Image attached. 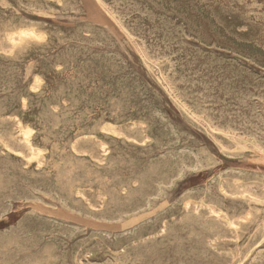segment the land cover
Segmentation results:
<instances>
[{
  "label": "rangeland",
  "instance_id": "obj_1",
  "mask_svg": "<svg viewBox=\"0 0 264 264\" xmlns=\"http://www.w3.org/2000/svg\"><path fill=\"white\" fill-rule=\"evenodd\" d=\"M0 47L10 27L34 29L11 57L0 55V262L2 264H263L264 263V0H0ZM28 1V2H27ZM61 1V2H60ZM119 1V2H118ZM155 3H154V2ZM158 1V2H157ZM160 1V2H159ZM163 1V2H161ZM172 1V3H171ZM200 1V2H199ZM210 3H209V2ZM255 1V2H253ZM7 2V3H5ZM16 2V3H15ZM22 3V6L20 3ZM27 2V3H26ZM65 2V3H64ZM69 2V3H68ZM75 2V3H74ZM78 2V4H77ZM117 2V3H116ZM149 2V3H148ZM157 2V3H156ZM219 2V4H218ZM224 2V4H223ZM246 2V3H245ZM5 3V4H4ZM18 3V4H17ZM26 3V4H25ZM34 3V4H33ZM42 3V4H41ZM45 5H44V4ZM55 3V4H54ZM67 3V4H66ZM73 3V4H72ZM104 3V4H103ZM113 3V4H110ZM140 3V4H137ZM152 3V4H151ZM164 3V4H163ZM171 3V4H170ZM209 3V4H208ZM237 3V4H236ZM244 3V4H243ZM249 3V4H248ZM17 4V5H16ZM28 4V5H27ZM57 4V5H56ZM69 4V5H68ZM77 4V5H76ZM159 4V5H157ZM175 4V7H174ZM199 4V5H198ZM241 4V6H240ZM20 5V6H19ZM33 5V7H32ZM64 5V6H63ZM68 5V7H67ZM74 5V7H73ZM80 5V6H79ZM133 5V6H132ZM149 5V6H148ZM157 5V6H156ZM188 5V6H187ZM202 5V6H201ZM252 5V6H251ZM12 6V7H11ZM27 6V7H26ZM40 6L44 8H40ZM60 6L59 8H57ZM63 6V7H62ZM71 6V7H70ZM78 6V7H76ZM155 6V7H154ZM160 8H159V7ZM194 6V7H193ZM245 6V7H244ZM10 7V8H9ZM22 7V8H21ZM33 10H29V8ZM55 10H53V8ZM65 7V8H64ZM113 7L114 9H112ZM142 7V8H141ZM221 9H220V8ZM254 8L252 10V8ZM259 7V8H258ZM12 8V9H11ZM21 8V9H20ZM26 8V9H25ZM38 8V11H37ZM47 8V9H46ZM118 8V9H117ZM145 8V9H144ZM158 8V9H157ZM162 8V9H161ZM166 8V9H165ZM179 10H178V9ZM244 8L246 10H244ZM15 9V10H14ZM41 9V10H40ZM45 9V10H44ZM73 9V10H72ZM76 9V11H75ZM117 9V10H116ZM169 9V10H168ZM186 9V10H185ZM196 9V10H195ZM213 9V13H212ZM225 9V10H224ZM237 9V10H236ZM14 10V11H13ZM47 10V11H46ZM50 10V11H49ZM63 10V11H61ZM70 10V11H69ZM80 10V11H79ZM150 10V11H148ZM161 10V11H158ZM164 10V11H163ZM194 10V11H193ZM244 10V11H243ZM8 11V12H7ZM13 11V12H12ZM16 11V12H15ZM27 11V12H26ZM29 11V12H28ZM36 13H34V12ZM59 11V12H58ZM69 13H68V12ZM74 11V12H73ZM83 11V12H82ZM115 11V12H113ZM143 11V13H142ZM152 11V12H151ZM156 11V12H155ZM158 11V12H157ZM197 11V12H196ZM219 11V12H218ZM223 14H222V12ZM235 11V13H234ZM237 11V12H236ZM7 12V13H6ZM12 12V13H11ZM31 12V14H30ZM43 12L44 15H41ZM48 12V13H46ZM52 12V13H51ZM56 12V13H54ZM58 12V13H57ZM80 12H82L80 14ZM140 12V13H139ZM166 12V13H165ZM174 12V13H173ZM178 12V13H177ZM216 12V13H215ZM232 14H231V13ZM11 13V14H10ZM14 13V14H13ZM17 13L19 15H17ZM109 13V14H108ZM116 13V14H115ZM122 13V14H120ZM133 13V15H132ZM161 13V14H160ZM176 13V14H175ZM190 13V14H189ZM192 13V14H191ZM201 13V14H200ZM220 13V14H219ZM226 13V14H225ZM229 13V14H228ZM5 14V15H3ZM38 14V15H37ZM57 14V15H56ZM60 14V15H59ZM114 14V15H113ZM126 14V15H125ZM136 14V15H135ZM145 14V15H144ZM153 14V15H152ZM163 14V15H162ZM167 14V15H166ZM186 14V15H185ZM194 14V16H193ZM200 14V15H199ZM203 14V15H202ZM215 14V16H214ZM245 14V15H244ZM263 14V15H262ZM2 15V16H1ZM15 15V16H12ZM50 15V17H49ZM70 17H69V16ZM120 17L118 18L116 17ZM119 15V16H118ZM123 17H122V16ZM132 17H131V16ZM147 15V16H146ZM175 15V16H174ZM177 15V16H176ZM232 15V16H230ZM234 15V16H233ZM244 15V16H243ZM253 15V16H252ZM255 15V16H254ZM258 15V17L256 16ZM7 16V17H6ZM75 16V17H74ZM137 16V17H136ZM143 18H142V17ZM157 16V17H156ZM184 16V17H182ZM191 16V17H190ZM198 16V17H197ZM212 16V17H211ZM252 16V17H251ZM262 16V17H261ZM11 17V19H10ZM75 19H74V18ZM109 17V18H108ZM139 17V18H138ZM156 17V18H155ZM180 17V18H179ZM182 17V18H181ZM215 17V18H214ZM224 17V18H222ZM239 17V19H238ZM243 17V19H242ZM255 17V18H254ZM13 18V19H12ZM14 18H17V20ZM20 18V20H18ZM61 18V19H60ZM132 18V19H131ZM160 18V19H159ZM166 19L164 20V19ZM194 20H192V19ZM222 18V19H221ZM246 18V19H245ZM23 19V20H22ZM56 19V20H55ZM127 19V20H126ZM139 19V21H137ZM145 19V20H144ZM158 20V22L156 21ZM183 19V20H182ZM186 19V21H185ZM190 19V20H189ZM218 19V20H217ZM237 19V20H236ZM263 19V20H262ZM3 21V23L1 22ZM10 20V22H8ZM29 20V21H28ZM123 20V21H121ZM147 20V21H146ZM160 20V21H159ZM213 20V21H212ZM219 20L225 23L219 22ZM239 20V21H238ZM8 23H7V22ZM26 23H22V22ZM55 21V22H54ZM136 21V22H134ZM156 21V22H155ZM184 21V22H183ZM218 21V22H217ZM244 23H243V22ZM263 21V22H262ZM5 27H4V23ZM13 22V23H12ZM19 22V23H18ZM31 22V24H30ZM113 22V23H112ZM123 22V24H122ZM143 22V23H142ZM155 22V23H154ZM167 22V23H166ZM173 22V23H172ZM175 22V23H174ZM182 24H181V23ZM186 22V23H185ZM192 22V23H191ZM2 23V24H1ZM18 25H17V24ZM34 23V24H33ZM36 23V24H35ZM135 23V24H134ZM141 23V24H139ZM149 23V24H148ZM203 23V24H202ZM206 23V24H204ZM210 23V24H209ZM218 23V24H217ZM249 23V24H248ZM25 24V25H24ZM41 24V25H40ZM93 24V25H92ZM125 24V25H124ZM144 24V25H143ZM215 24V25H214ZM224 24V25H223ZM243 24V25H242ZM246 24V25H245ZM253 24V25H251ZM8 25V26H7ZM20 25V27H18ZM153 25V26H152ZM155 25V26H154ZM174 25V26H173ZM195 25V26H194ZM223 25V26H222ZM235 25V26H234ZM249 25V26H248ZM4 28H3V27ZM7 26V27H6ZM28 26V27H27ZM35 26V27H34ZM43 26V27H41ZM45 26V27H44ZM125 26V27H124ZM145 26V27H143ZM183 26V27H182ZM193 26V27H192ZM222 26V27H221ZM27 27V28H26ZM33 27V28H32ZM56 29H55V28ZM80 29H77V28ZM84 27V28H82ZM94 29H92V28ZM117 27V28H116ZM137 27V29L135 28ZM158 27V28H157ZM205 27V28H204ZM229 29H227V28ZM234 27V28H232ZM237 27V28H236ZM251 27V28H250ZM258 27V28H256ZM261 27V28H260ZM53 28V30H52ZM73 28V29H72ZM75 28V29H74ZM142 28V29H141ZM191 28V29H190ZM199 28V29H198ZM219 28V29H218ZM226 28L227 30H225ZM13 29V28H12ZM11 29V30H12ZM82 29V30H81ZM135 29V31H134ZM154 29V30H153ZM160 29V30H157ZM172 29V30H171ZM173 29H175L173 31ZM180 29V30H178ZM234 29V30H233ZM242 29V30H241ZM256 29V31H255ZM262 29V30H260ZM10 30V31H11ZM57 30V31H56ZM62 30L65 32L63 33ZM73 32H72V31ZM79 30V31H78ZM81 30V32H80ZM85 33H84V31ZM89 30V31H88ZM151 30V31H150ZM201 30V31H200ZM230 30V31H229ZM245 30V31H244ZM5 31V32H4ZM49 31V32H48ZM88 31V32H87ZM91 31V32H90ZM97 31V32H95ZM123 33L121 34L120 33ZM139 31V32H138ZM146 31V32H145ZM155 31V32H154ZM183 33H181V32ZM192 33H191V32ZM194 31V32H193ZM205 31V32H204ZM218 31V32H217ZM226 31V32H225ZM233 31V32H232ZM240 31V32H239ZM56 32V33H54ZM58 32V34H57ZM76 32V33H75ZM78 32V33H77ZM83 32V33H82ZM134 36H133V34ZM154 32V33H153ZM176 35H174L175 33ZM199 34H197V33ZM202 32V33H201ZM212 32V33H211ZM216 32V33H215ZM224 32V33H222ZM236 32V33H235ZM242 32V33H241ZM245 33V35L243 34ZM255 32V33H254ZM2 33V34H1ZM63 33V34H62ZM69 33V34H68ZM75 33V34H74ZM80 33V35H79ZM97 33V34H96ZM139 33V34H137ZM144 33V34H143ZM149 33V34H148ZM156 33V34H155ZM174 33V34H172ZM206 33V34H205ZM240 33V34H239ZM252 33V34H251ZM260 35H259V34ZM35 34V33H34ZM57 34V35H56ZM61 34V35H60ZM71 34V35H70ZM78 34V35H77ZM102 34V35H101ZM210 34V35H209ZM218 36H216V35ZM238 34V35H237ZM59 35V36H58ZM64 37H63V36ZM108 35V36H107ZM132 35V36H131ZM136 35V36H135ZM142 35V38H141ZM144 35V36H143ZM179 35V36H178ZM186 35V36H185ZM195 35V36H194ZM199 35V38H198ZM204 35V36H203ZM223 35V36H222ZM233 35V36H232ZM243 35V36H242ZM262 35V36H261ZM57 36V37H56ZM62 36V37H60ZM67 38H66V37ZM83 36V37H82ZM86 36V37H85ZM101 36V37H100ZM108 38H107V37ZM147 36V37H146ZM150 36V37H149ZM152 36V38H151ZM161 36V37H160ZM184 38H183V37ZM207 36V37H206ZM220 36V37H219ZM236 36V38L234 37ZM249 38H247V37ZM260 36V37H259ZM73 39H71V38ZM79 37V38H78ZM90 37V38H89ZM133 37V38H132ZM138 39H137V38ZM165 37V38H164ZM179 37V38H178ZM211 37V38H210ZM228 39H227V38ZM244 37V39H243ZM262 37V38H261ZM52 38V39H51ZM62 38V39H60ZM86 38V39H85ZM89 38V39H88ZM104 38V39H103ZM106 38V40H105ZM111 42H110V39ZM136 38V39H135ZM174 38V39H173ZM193 38V39H192ZM198 38V39H197ZM207 38V39H206ZM219 38V39H218ZM234 38V40H233ZM60 39V40H59ZM80 39V40H79ZM88 39V40H87ZM173 39V40H172ZM186 39V40H183ZM192 39V40H191ZM202 39V40H201ZM206 39V40H205ZM210 39V40H209ZM223 39V40H222ZM248 39V40H247ZM57 40V41H54ZM66 40H68L66 42ZM72 40V41H71ZM76 40V41H74ZM94 40V41H93ZM143 40V41H142ZM148 40V41H147ZM151 40V41H149ZM179 40H182L179 42ZM188 40V41H187ZM200 40V41H199ZM221 40V41H220ZM232 40V41H231ZM252 40V41H251ZM253 40H256L253 42ZM259 40V41H258ZM49 41V42H48ZM60 41V42H58ZM71 41V42H70ZM79 41V42H78ZM87 41V42H86ZM142 41V43L138 42ZM146 41V42H144ZM167 41V42H166ZM210 41V42H209ZM223 41V42H222ZM238 41V42H237ZM241 41V42H240ZM247 41V42H244ZM258 41V42H257ZM56 45H55V43ZM89 42V43H88ZM110 42V43H108ZM124 42V43H123ZM152 42V43H151ZM156 42V43H155ZM178 42V43H177ZM206 42V43H204ZM54 43V44H53ZM63 43V44H62ZM65 43V44H64ZM83 43V45H82ZM95 43V45H94ZM107 43V44H106ZM119 43V44H118ZM151 43V44H150ZM155 43V44H154ZM174 43L175 46H174ZM211 43V44H209ZM216 43V44H215ZM222 43V44H221ZM254 43V44H252ZM68 46H67V45ZM74 44V45H73ZM88 44V46H86ZM91 44V45H90ZM93 44V46H92ZM101 44V45H100ZM103 44V45H102ZM105 44V45H104ZM114 44V45H113ZM149 46H148V45ZM208 44V45H207ZM225 44V45H224ZM263 44V45H262ZM51 45V46H50ZM53 45V48H52ZM62 45V47H61ZM66 45V47H64ZM100 45V46H99ZM117 45V46H116ZM145 45V47H144ZM161 45V46H160ZM214 45V46H213ZM237 45V46H236ZM246 45V46H245ZM59 46V47H58ZM75 46V48L73 47ZM90 46V47H89ZM151 46V47H150ZM166 46V48H165ZM170 46V47H169ZM172 46V47H171ZM243 46V48H242ZM48 47V48H47ZM50 47V48H49ZM55 47V48H54ZM57 47V48H56ZM72 47V48H71ZM81 47V48H80ZM83 47V49H82ZM103 47V50H102ZM111 47V48H110ZM133 47V49H132ZM144 47V48H143ZM148 47V48H147ZM213 47V48H212ZM223 47V48H222ZM236 47V48H234ZM245 47V48H244ZM253 47V48H251ZM255 47V48H254ZM43 48V49H42ZM52 48V49H51ZM63 51H62V49ZM87 48L89 49L86 50ZM107 48V49H106ZM156 48V49H155ZM160 48V49H159ZM171 48V50H170ZM182 48V49H181ZM186 48V49H184ZM191 48V49H190ZM199 50H198V49ZM211 48V49H210ZM234 48V49H233ZM247 48V49H246ZM42 49V51H41ZM45 49V50H44ZM47 49V50H46ZM69 49V50H68ZM80 49V50H79ZM109 52H107L106 50ZM146 49V51H145ZM149 49V50H148ZM165 49V50H164ZM188 49V50H187ZM193 49V50H192ZM213 49V50H212ZM218 49V50H217ZM223 49V50H222ZM228 49V50H227ZM239 49V51H238ZM255 49H257L255 51ZM66 50V52H65ZM79 50V51H78ZM86 50V52L84 51ZM110 50V51H109ZM135 50V51H134ZM139 50V51H138ZM184 50V51H183ZM187 50V51H186ZM190 50V51H189ZM259 50V51H258ZM45 53H44V52ZM55 51V52H54ZM61 51V52H60ZM77 51V52H76ZM99 51V52H98ZM104 51V53H103ZM112 51V53H111ZM151 51V52H150ZM156 51V52H155ZM161 51V52H160ZM175 51V52H174ZM177 51V52H176ZM186 51V54H185ZM201 51V52H200ZM244 51V52H242ZM247 51V52H246ZM36 52V53H35ZM42 52V53H41ZM48 52V53H47ZM60 54H59V53ZM79 52V53H78ZM89 52V53H88ZM98 52V53H97ZM117 52V54H115ZM125 52V53H124ZM131 52V53H130ZM253 52V53H252ZM258 52V53H257ZM33 53V54H32ZM41 53V54H40ZM56 53V54H55ZM63 53H65L63 55ZM91 53V54H90ZM128 53V54H127ZM148 57H147V55ZM149 53V54H148ZM153 53V54H152ZM165 53V54H164ZM174 53V54H172ZM194 53V54H193ZM201 53V54H200ZM229 53V54H228ZM235 53V54H234ZM240 53V54H239ZM19 54V55H18ZM28 54V55H27ZM31 54V55H29ZM39 54V55H38ZM45 54V56H43ZM71 56H70V55ZM75 54V55H74ZM89 54V55H88ZM97 54V56H96ZM129 56H127V55ZM157 54V56H156ZM162 54V55H161ZM179 54V56H178ZM205 54V55H204ZM214 56H212V55ZM247 54V55H246ZM35 55V56H34ZM41 55V56H40ZM47 55V56H46ZM54 55V56H53ZM69 55V56H68ZM73 55V57H72ZM91 55V56H90ZM111 55V56H110ZM113 55V56H112ZM152 55V56H151ZM169 55V56H168ZM181 55V56H180ZM189 55V56H188ZM202 55V56H201ZM242 55V56H241ZM259 55V56H258ZM261 55V56H260ZM20 56V57H19ZM29 56V57H28ZM31 56V57H30ZM37 56H39L37 58ZM53 56V59H51ZM56 56V58H55ZM93 56V57H92ZM96 56V57H95ZM115 56V57H114ZM143 56V57H142ZM155 56V57H154ZM186 56V57H185ZM189 58H188V57ZM197 56V57H196ZM205 56V57H204ZM244 56V57H243ZM252 56V57H251ZM45 57V58H44ZM67 57V58H66ZM77 57V58H76ZM79 57V58H78ZM100 57V58H99ZM109 57V58H108ZM119 57V59H118ZM151 57V58H150ZM153 57V58H152ZM241 57V58H239ZM254 57V58H253ZM259 57V58H258ZM5 58V59H4ZM39 58H42L39 60ZM51 60H50V59ZM59 58V59H58ZM61 58V60H60ZM64 58V60H63ZM104 58V59H103ZM113 58V59H112ZM121 58V59H120ZM123 58V59H122ZM140 58V59H139ZM185 58V59H184ZM191 58V60H190ZM197 58V59H196ZM201 58V59H200ZM221 58V59H220ZM4 59V60H3ZM9 59L8 61H6ZM19 60V62L17 61ZM23 59V60H21ZM48 59V60H47ZM71 59V60H70ZM110 59V60H109ZM155 61L151 62L150 60ZM166 59V62H165ZM179 59V60H178ZM182 59V60H181ZM205 61L203 62V60ZM214 59V60H213ZM254 59V60H252ZM2 60V61H1ZM12 60V61H11ZM31 60V61H30ZM36 60V61H35ZM58 60V61H57ZM72 65H71V61ZM114 60V61H113ZM117 60V61H116ZM121 62H120V61ZM163 60V62H162ZM170 60V61H169ZM174 60V61H173ZM224 60V61H223ZM252 60V61H251ZM4 61V62H3ZM12 64H14L12 66ZM33 61V62H32ZM54 61V63H53ZM58 62L56 64V62ZM61 61V62H60ZM64 61V62H63ZM119 61V62H118ZM124 61V62H123ZM140 61V64H139ZM168 61V62H167ZM215 63H214V62ZM8 62V63H5ZM10 62V65H9ZM16 62V63H15ZM29 62V63H28ZM69 62V63H68ZM126 62V63H125ZM128 62V63H127ZM177 62V63H176ZM199 62V63H198ZM225 62V63H224ZM231 62V64H230ZM234 62V63H233ZM261 62V63H260ZM20 63V64H19ZM22 63V64H21ZM33 68L31 69L30 67ZM121 63V64H120ZM176 63V64H175ZM179 63V64H178ZM196 63L198 65H196ZM202 63V64H201ZM247 63V64H246ZM61 64V65H60ZM76 64V65H75ZM123 64V65H122ZM149 64V67H148ZM170 64V65H169ZM175 64V65H174ZM207 64V65H206ZM254 64V65H253ZM31 65V66H29ZM35 65V66H34ZM54 65V67H53ZM56 65V66H55ZM68 65V66H67ZM79 65V66H78ZM174 65V66H173ZM196 65V66H195ZM215 65V66H214ZM225 65V66H224ZM229 65V66H228ZM235 65V66H234ZM11 66V67H10ZM29 66V67H28ZM38 66V67H37ZM58 66V68H57ZM60 66V67H59ZM67 68H66V67ZM125 66V67H124ZM147 69H145V67ZM193 68H192V67ZM200 66V67H199ZM202 66V67H201ZM204 66V67H203ZM233 66V67H232ZM16 67V68H15ZM28 67V68H27ZM50 67V69H49ZM53 67V68H52ZM56 67V68H55ZM116 67V68H115ZM123 67V68H122ZM127 67V70H126ZM152 67V68H151ZM174 67V68H173ZM195 67V68H194ZM208 67V68H207ZM227 67V68H226ZM230 67V68H229ZM13 68V69H12ZM35 68V69H34ZM61 68V69H59ZM113 68V69H112ZM156 68V69H155ZM171 68V69H170ZM180 68V69H179ZM233 68V69H232ZM240 68V69H239ZM12 69V70H11ZM116 69V70H115ZM127 73H126V71ZM173 73H171V71ZM185 69V70H184ZM204 69V70H203ZM211 69V71H210ZM228 69V70H227ZM8 70V71H7ZM28 70V71H27ZM35 70V71H33ZM63 70V71H62ZM83 70V71H82ZM100 70V71H99ZM133 70V71H132ZM147 70H149L147 72ZM160 72V75L158 74ZM169 70V71H168ZM182 70V71H181ZM188 70V72H187ZM192 72H191V71ZM220 70V71H219ZM237 70V71H236ZM240 70V71H239ZM245 73H244V71ZM247 70V71H246ZM62 71V72H60ZM67 71V72H66ZM89 71V72H88ZM92 71V72H91ZM199 71V72H198ZM209 71V72H208ZM214 71V72H213ZM229 71V72H228ZM236 71V72H235ZM5 72V73H4ZM50 72V73H49ZM71 72V73H68ZM115 72V73H114ZM122 72V74H121ZM158 72V73H157ZM176 72V73H175ZM233 72V73H232ZM247 72V73H246ZM27 73V75H25ZM58 73V74H55ZM61 73V74H59ZM63 73V74H62ZM84 73V74H83ZM120 73V74H119ZM151 73V74H150ZM157 73V74H156ZM167 73H171L170 76ZM175 73V74H174ZM182 73V74H181ZM209 73V74H208ZM213 73V74H212ZM227 73V74H226ZM48 74V75H47ZM146 74V75H145ZM166 74V76H165ZM201 74V75H200ZM230 74V75H229ZM238 74V75H237ZM244 74V75H243ZM34 75V76H33ZM36 75V77H35ZM67 75V76H65ZM113 75L112 77H110ZM117 75V76H116ZM190 75V76H189ZM197 78H196V76ZM208 75V76H207ZM210 75V77H209ZM217 75V76H216ZM223 75V76H222ZM227 75V76H226ZM236 75V76H235ZM241 75V76H240ZM247 75V76H246ZM254 75V77H252ZM14 76V77H13ZM27 76V77H26ZM79 76V77H78ZM84 76V77H83ZM180 76V77H179ZM215 76V77H214ZM233 76V77H232ZM251 76V77H250ZM23 77V78H22ZM35 77V78H34ZM41 77V78H39ZM54 80H53V78ZM98 77V78H97ZM128 77V78H127ZM140 77V78H139ZM161 77V78H160ZM182 77V78H181ZM195 77L196 79H193ZM206 77V78H205ZM223 77V79H222ZM237 77V78H236ZM240 77V78H238ZM249 77V78H248ZM257 77V78H256ZM19 78V79H18ZM28 78V80H26ZM39 78V79H38ZM58 78V79H57ZM64 78V79H63ZM72 78V79H71ZM119 78V79H118ZM172 78V79H170ZM175 78V79H173ZM201 78V79H200ZM231 78V79H230ZM34 79V80H33ZM41 79V80H40ZM47 79V80H46ZM162 79V80H161ZM170 79V80H169ZM178 79V80H177ZM192 79V80H191ZM214 79V80H213ZM237 79V80H236ZM249 79V80H248ZM255 79V80H254ZM36 80V81H35ZM45 80V82H44ZM52 80V81H51ZM64 80V81H61ZM73 80V81H72ZM117 80V82H116ZM122 80V81H121ZM130 80V81H129ZM139 80V81H138ZM156 80V81H155ZM159 80V81H158ZM168 80V81H167ZM187 80V81H186ZM216 80V82H215ZM226 80V81H225ZM6 81V82H5ZM26 81V83H25ZM34 81V83H33ZM39 81V82H37ZM161 81V82H160ZM174 81V82H173ZM185 81V82H183ZM199 81V82H198ZM204 81V82H203ZM209 81V82H208ZM222 83H221V82ZM230 81V82H229ZM234 81V82H233ZM241 81V82H240ZM244 81V82H243ZM50 82V83H49ZM53 82V83H52ZM119 82V83H118ZM124 82V83H123ZM171 82V83H169ZM188 82V83H187ZM191 82V84H190ZM197 84H196V83ZM210 82H212L210 84ZM221 84H220V83ZM228 82V83H227ZM233 82V83H232ZM240 82V84H238ZM39 83V84H38ZM46 83V85H45ZM66 86H65V84ZM74 83V84H73ZM96 83V84H95ZM126 83V85H125ZM165 83V85H164ZM202 83V84H201ZM216 83V84H215ZM219 83V84H218ZM232 83V84H231ZM235 83V84H234ZM246 83V84H245ZM255 83V86L254 84ZM8 84V85H7ZM23 84V87H22ZM32 86H30V85ZM49 86H48V85ZM141 84V85H140ZM159 84V85H158ZM171 87H170V85ZM176 84V85H175ZM182 86H181V85ZM186 84V85H185ZM198 86H196V85ZM205 84V86H204ZM212 87H210L209 85ZM225 84V85H224ZM227 84V85H226ZM253 84V85H251ZM12 85V86H11ZM25 85V86H24ZM62 85V87H61ZM100 85V86H99ZM102 85V86H101ZM119 85V86H118ZM123 85V86H122ZM175 85V86H174ZM184 85L186 86L184 88ZM214 85V86H213ZM234 87H233V86ZM239 85V89H238ZM263 85V88H262ZM16 86V87H15ZM56 86V87H55ZM143 86V87H141ZM190 86V87H189ZM195 86V87H194ZM222 86V87H221ZM227 86V88L225 87ZM246 86L247 89H246ZM251 86V87H250ZM21 87V88H20ZM66 87V88H65ZM73 87V88H72ZM149 87V88H148ZM162 87V89H161ZM183 87V88H182ZM216 87V88H215ZM230 87V88H229ZM232 87V88H231ZM245 87V88H244ZM4 88V89H3ZM20 88V89H19ZM133 88V89H132ZM142 88V90H141ZM167 88V89H165ZM178 88V89H176ZM191 88V89H189ZM195 88V89H194ZM202 88V89H200ZM204 88V90H203ZM218 88V90H217ZM257 88V89H256ZM258 88H262L258 90ZM9 89V90H8ZM32 91H30V90ZM62 89V90H61ZM68 89V90H67ZM74 89V90H73ZM77 89V90H75ZM140 89V90H139ZM177 90L178 94L176 91ZM181 89L184 91H181ZM189 89V90H186ZM194 89V91H193ZM207 89V90H206ZM213 89V91H212ZM224 91H223V90ZM230 89V90H229ZM234 89V90H233ZM4 90V91H3ZM13 90V91H12ZM35 90V91H34ZM43 90V91H42ZM64 90V91H63ZM95 90V91H94ZM111 90V91H110ZM203 90V91H202ZM228 90V92H227ZM240 90V91H239ZM29 91V92H28ZM68 91V93H67ZM81 91V92H80ZM104 91V92H103ZM126 91V92H124ZM141 91V92H140ZM146 91V92H145ZM185 91H188L185 92ZM190 91V92H189ZM207 91V92H205ZM209 91V92H208ZM215 91V92H214ZM237 91V92H236ZM255 91V92H254ZM9 92V93H8ZM16 94H15V93ZM18 92V93H17ZM28 94H27V93ZM35 92V93H34ZM61 92V93H60ZM89 92V93H88ZM153 92V94H151ZM155 92V93H154ZM165 92V93H164ZM171 92V93H170ZM176 92V93H175ZM216 94H214V93ZM221 92V93H220ZM226 92V93H225ZM248 92V93H247ZM5 95H4V94ZM41 93V94H39ZM62 93H64L62 95ZM87 93V94H86ZM111 93V94H110ZM143 95H142V94ZM202 93V96L201 94ZM207 93V94H206ZM211 93L210 95H208ZM219 93V95H218ZM224 93V94H223ZM258 93V94H257ZM23 94V95H22ZM90 94V95H89ZM94 94V95H93ZM138 94V95H136ZM157 94V96H156ZM165 94V95H164ZM172 94V95H171ZM183 97H182V95ZM193 94V96L191 95ZM196 94V95H195ZM198 94V95H197ZM214 94V96L212 95ZM234 94V95H233ZM239 94V95H238ZM248 94V95H247ZM251 94V95H250ZM14 95V96H12ZM18 95V96H17ZM21 95V96H20ZM27 95V96H26ZM30 95V96H29ZM58 95H60L58 97ZM74 95V96H73ZM98 95V96H97ZM110 95V96H108ZM112 95V96H111ZM169 97H168V96ZM179 95V96H178ZM181 95V97H180ZM195 95V97H194ZM200 95V96H199ZM218 95V96H217ZM227 95V97H226ZM229 95V96H228ZM255 98H253L252 97ZM4 96V97H3ZM53 96V97H52ZM57 96V97H56ZM208 96V97H207ZM262 96V98H261ZM3 102H2V98ZM11 97V99H10ZM18 97V98H17ZM22 97V99H21ZM30 97V98H29ZM63 97V98H62ZM66 97V98H64ZM82 97V98H81ZM87 97V98H86ZM152 97V98H151ZM186 97V98H185ZM190 99H188V98ZM193 97V98H192ZM198 97V98H197ZM206 97V98H205ZM215 99H214V98ZM217 97V98H216ZM239 97V98H238ZM250 97V98H249ZM14 98V99H12ZM25 98V99H24ZM80 98V99H79ZM84 98V99H83ZM154 98V99H153ZM161 98V99H159ZM171 98V99H170ZM197 98V99H195ZM206 100H205V99ZM223 98V99H222ZM247 98V99H246ZM26 100V102L23 101ZM31 99V100H30ZM45 99V100H44ZM58 99V100H57ZM83 99V101H82ZM150 99V100H149ZM178 99V100H177ZM180 99V100H179ZM181 99L184 100L181 101ZM195 100L192 102V100ZM219 101H218V100ZM259 99V100H258ZM262 99V101H261ZM7 100V101H6ZM30 100V101H29ZM64 102H63V101ZM72 100V101H71ZM92 100V101H91ZM109 100L110 102H108ZM143 100V101H142ZM156 100V101H155ZM188 100V102H187ZM197 100H200V102ZM258 100V101H257ZM18 101V103H17ZM54 104H53V102ZM60 101V102H59ZM68 101V102H67ZM128 101V102H127ZM153 101V102H152ZM163 101V102H162ZM177 101V102H176ZM205 101V102H204ZM209 101V102H207ZM213 103H212V102ZM216 101V102H215ZM220 103H218V102ZM223 101V103H222ZM23 102V104H22ZM49 102V104H48ZM62 102L65 104H62ZM72 102V104H71ZM117 104H116V103ZM197 102V103H196ZM202 102V104H201ZM211 102L212 105L209 103ZM238 102V103H237ZM41 103V104H40ZM61 103V104H60ZM71 105H70V104ZM138 103V104H137ZM140 103V104H139ZM144 105H143V104ZM163 103V104H162ZM174 103V104H173ZM179 103V104H178ZM188 103V104H187ZM191 103V104H189ZM195 103V104H194ZM199 103V104H198ZM219 105H218V104ZM75 104V105H74ZM91 104V105H90ZM94 104V106H92ZM113 104V105H112ZM176 104V106H175ZM186 106H185V105ZM215 104V105H214ZM21 105V106H20ZM31 105V107H30ZM62 105V106H61ZM97 105V106H96ZM109 105V106H108ZM116 105V106H115ZM120 105V106H119ZM143 107H141V106ZM151 105V106H150ZM153 105V106H152ZM163 105V107H162ZM224 105V106H223ZM254 105V106H253ZM11 106V107H10ZM25 106V107H24ZM38 106V107H37ZM56 106L59 108L56 109ZM114 106V107H113ZM199 106V107H198ZM216 106V107H215ZM10 107V108H9ZM52 109H51V108ZM55 107V108H54ZM63 107V108H62ZM70 109H69V108ZM107 107V108H106ZM115 109H113V108ZM127 107V108H126ZM140 107L141 111L138 110ZM148 107V108H147ZM169 109H168V108ZM190 109H189V108ZM201 107V108H200ZM205 107V108H204ZM4 108V109H3ZM23 108V109H22ZM31 108V109H28ZM34 108V110H32ZM36 108V109H35ZM62 108V110H61ZM66 108V109H65ZM68 108V109H67ZM82 108V109H81ZM135 108V109H134ZM163 108V109H162ZM10 109V110H9ZM16 109L18 111H16ZM26 109V111H25ZM27 109L29 111H27ZM65 109V110H63ZM117 109V110H116ZM145 109V111H144ZM148 109V110H147ZM150 109V110H149ZM154 109V110H153ZM204 109V110H203ZM211 109V110H210ZM23 112H22V111ZM68 112H67V111ZM70 110H74L73 112ZM115 110V112H113ZM123 110V111H121ZM127 110V113L125 112ZM137 110V111H136ZM143 110V111H142ZM200 110L202 112H200ZM207 110V111H206ZM210 110V111H209ZM11 111V112H10ZM16 115H14V113ZM98 113H95L97 112ZM100 111V112H99ZM112 111V113H111ZM150 111V112H149ZM182 111V112H181ZM187 111V112H186ZM199 111V112H198ZM252 111V112H251ZM9 114H8V113ZM21 112V113H18ZM28 113L25 115V113ZM31 112H34L31 114ZM58 112L59 115L58 116ZM90 112V113H88ZM94 112V113H93ZM120 114H118V113ZM140 112V113H139ZM161 112V113H160ZM193 112V114H192ZM207 114H206V113ZM210 112V114H209ZM212 112V113H211ZM221 112V113H220ZM13 113V114H12ZM23 113V114H22ZM37 113V114H35ZM43 113V114H42ZM55 115H53V114ZM63 113V114H62ZM68 113V114H67ZM88 113V115H87ZM114 113V115H113ZM116 113V114H115ZM145 113V114H144ZM165 113V114H164ZM184 115H183V114ZM196 116H195V114ZM200 113V114H199ZM215 113V114H214ZM226 113V114H225ZM13 115V116H10ZM31 114V115H30ZM49 114V116L47 115ZM83 114V115H81ZM97 114V115H96ZM102 114V115H101ZM112 114V116H111ZM126 116H125V115ZM131 114V115H130ZM134 114V115H132ZM143 114V115H142ZM151 114V115H149ZM159 114V115H158ZM186 114V115H185ZM199 114V116H198ZM220 114V115H219ZM224 121L222 119L223 115ZM238 114V115H237ZM18 115V116H17ZM22 117H20V116ZM25 115V117H24ZM28 115V116H27ZM39 115V116H38ZM43 118H41V116ZM69 115V116H67ZM118 115V116H117ZM121 115V116H120ZM124 115V116H123ZM145 115V118H144ZM163 115V116H161ZM164 115H166L164 117ZM202 115V116H201ZM210 115V116H209ZM222 115V116H221ZM5 116V117H4ZM10 116V117H9ZM16 116V118H15ZM31 116V117H30ZM33 116V117H32ZM46 116V117H45ZM67 116V117H65ZM84 116V117H83ZM99 116V117H98ZM102 116V117H101ZM116 116V117H114ZM120 116V117H119ZM138 116V118H136ZM159 116V117H158ZM187 116V117H185ZM193 116V118H192ZM198 116V117H197ZM4 117V118H2ZM30 117V118H27ZM37 117V119H36ZM53 117V118H52ZM82 117V118H80ZM96 117V118H95ZM106 117V118H105ZM123 117V119H122ZM126 117V118H125ZM128 117V118H127ZM135 117V118H134ZM150 117L149 120H147ZM164 117V119H163ZM168 117V118H166ZM203 117V118H202ZM209 117V118H208ZM221 118V120L219 118ZM257 117V118H256ZM260 117V118H259ZM9 118V119H8ZM20 118V119H19ZM35 118V119H34ZM40 118V119H38ZM45 118L47 120H45ZM49 118V119H48ZM52 118L53 120H51ZM77 118V119H76ZM86 118V119H85ZM94 118V119H93ZM98 118V119H97ZM104 118V120H102ZM110 118H112L110 120ZM133 118V119H132ZM142 118V119H140ZM156 118V119H155ZM161 118V119H159ZM191 120H190V119ZM211 118V119H210ZM213 118V119H212ZM217 118V119H216ZM230 118V119H228ZM234 118V119H233ZM15 119L17 121H15ZM19 119V120H18ZM31 119V120H30ZM58 119L59 121L56 120ZM74 119V120H72ZM93 119V120H92ZM97 119V120H96ZM107 119V120H106ZM120 119H122L120 121ZM126 119V120H125ZM129 121H128V120ZM153 121H152V120ZM155 119V120H154ZM159 119V120H157ZM186 119V120H185ZM196 119V120H195ZM218 122H216V120ZM250 119V121H249ZM260 119V120H259ZM21 120L23 122H21ZM34 120V121H33ZM38 120V122H37ZM42 120V121H40ZM51 120V121H50ZM90 120V122H89ZM92 120V121H91ZM114 120L116 125L114 124ZM139 120V121H138ZM151 120V121H150ZM169 120V121H167ZM200 120V121H199ZM215 120V121H214ZM233 120V121H232ZM25 121V122H24ZM29 121V122H27ZM36 121V123H35ZM54 121V122H53ZM58 121V122H56ZM77 121V122H75ZM104 121V123L102 122ZM108 121V122H107ZM131 121V122H130ZM144 121L148 123H144ZM193 121V122H192ZM199 121V122H198ZM209 121V122H208ZM214 121V122H213ZM222 121V122H221ZM229 121V122H228ZM258 121V122H257ZM262 121V122H261ZM43 122V123H42ZM70 122V123H69ZM101 122V123H100ZM120 122V123H119ZM128 122V123H127ZM142 122V124H141ZM155 122V123H153ZM167 122V123H165ZM195 122V123H194ZM202 122V123H201ZM212 122V125L211 123ZM220 122V123H219ZM234 122V123H233ZM238 122V123H237ZM260 122V123H259ZM18 123V124H17ZM35 125H34V124ZM38 123V124H37ZM58 123V124H57ZM77 123V124H76ZM161 123V124H160ZM190 123V124H189ZM194 123V124H193ZM204 123V124H203ZM214 123V126H213ZM219 123V124H218ZM224 125H223V124ZM227 123V124H225ZM4 124V125H3ZM59 127H57V125ZM63 124V125H62ZM73 124V126H72ZM86 124V125H85ZM103 126V128L100 126ZM103 124V125H102ZM113 124V125H112ZM123 124V125H122ZM125 124V125H124ZM196 124V125H195ZM9 130L6 128L7 126ZM31 131L35 151L23 145ZM26 125V126H25ZM52 125V128L50 127ZM67 125V126H66ZM79 125V127H78ZM89 125V126H88ZM95 125V126H93ZM110 125V126H108ZM133 125V126H132ZM141 125V126H140ZM173 125H175L173 127ZM192 125V126H191ZM207 125V126H206ZM215 125L216 129L215 130ZM219 125V127H218ZM227 125V126H226ZM231 125V126H230ZM234 125V126H233ZM39 126V127H38ZM85 126V127H84ZM94 128H93V127ZM101 128H100V127ZM105 126V127H104ZM108 126V127H107ZM114 126V128H113ZM198 126V127H197ZM225 126V127H222ZM229 126V127H228ZM241 126V127H240ZM246 126V127H245ZM32 127V128H31ZM35 127V129H34ZM57 130H55L54 128ZM82 127V128H81ZM84 127V128H83ZM111 127V128H110ZM134 127V128H133ZM150 129H149V128ZM160 127V128H159ZM202 128L199 129V128ZM208 127V128H207ZM228 127V128H227ZM238 127V128H237ZM242 128V129H239ZM54 130H51V129ZM58 128V129H57ZM65 128V130H64ZM93 128V129H92ZM109 128V129H108ZM132 128V129H131ZM162 128V129H161ZM220 128V129H219ZM227 128V129H226ZM255 128L257 130H255ZM1 129L3 131H1ZM5 129L7 131H5ZM14 129V130H13ZM41 129L42 132L39 130ZM48 129V131H47ZM105 129V130H104ZM149 129V130H148ZM165 129V130H164ZM176 129V130H175ZM230 131H229V130ZM232 129V131H231ZM17 130L19 132H17ZM36 130V131H35ZM39 130V131H38ZM47 133L45 134V132ZM78 130V131H77ZM135 130V131H134ZM219 130V131H218ZM225 132H224V131ZM5 131V132H4ZM10 131V132H9ZM65 131V132H63ZM99 133V132H102ZM108 131V132H107ZM124 131V132H123ZM140 131V135L138 134ZM151 131V132H149ZM155 131V132H154ZM158 131V132H157ZM167 131V132H166ZM205 131V132H204ZM209 131H212L211 133ZM223 131V132H222ZM226 131H228L226 133ZM235 132V134L231 132ZM253 131V132H252ZM36 132V133H35ZM51 132V134H50ZM63 132V133H62ZM77 132V133H75ZM87 132V133H86ZM88 132H91L88 134ZM106 132L108 134H106ZM113 132V134H112ZM126 132V133H125ZM130 132H133L130 133ZM261 132V133H258ZM4 133V134H3ZM80 133V134H79ZM84 133V135H83ZM98 133V134H97ZM105 133V134H104ZM118 133V135H117ZM123 133L125 135L123 136ZM129 133V134H128ZM151 133V135H149ZM153 133V134H152ZM204 133V135H203ZM238 135H237V134ZM258 133V135H256ZM6 134V135H5ZM37 134V135H36ZM61 134V135H60ZM76 134V135H75ZM122 134V135H120ZM126 134L128 136H126ZM132 134V135H131ZM155 134V135H154ZM215 134V135H214ZM217 134V135H216ZM243 134V135H242ZM260 134V135H259ZM19 135V136H18ZM47 135H51L47 137ZM67 135V136H66ZM79 135V136H78ZM83 135V136H82ZM90 135V136H89ZM107 135V136H105ZM111 137H110V136ZM115 135V136H112ZM131 135V136H130ZM133 135L134 139L133 140ZM138 135V137H136ZM166 135V136H165ZM171 135V136H170ZM175 135V136H174ZM55 138H54V137ZM62 136V137H61ZM70 136V137H69ZM74 136V137H73ZM77 138H76V137ZM86 136V137H85ZM97 136V137H96ZM140 136V137H139ZM153 136V137H151ZM165 136V137H164ZM222 136V138H221ZM224 136V137H223ZM226 136V138H225ZM228 136V137H227ZM234 136V137H233ZM66 137V138H65ZM101 139H100V138ZM104 137V138H103ZM119 137V138H118ZM130 137V138H129ZM151 137V138H150ZM177 137V138H176ZM179 137V138H178ZM182 137V138H181ZM231 137V138H230ZM35 138V139H34ZM45 140H42V139ZM47 138V139H46ZM58 138V139H57ZM61 138V139H60ZM81 138V139H80ZM85 138V139H84ZM110 138V139H109ZM118 138V139H117ZM190 138V140H189ZM217 138V139H216ZM222 140H221V139ZM229 138V139H227ZM235 138V139H234ZM237 138V139H236ZM247 138V139H246ZM251 140H250V139ZM100 139V140H99ZM103 139V140H102ZM154 139V142L153 140ZM169 139V140H168ZM215 139V140H214ZM220 139V140H219ZM232 139V140H231ZM239 139V140H238ZM254 139V140H253ZM42 142H40V141ZM75 140V141H74ZM110 140V141H109ZM114 142H113V141ZM137 142H134L136 141ZM147 140V141H146ZM168 140V141H167ZM214 142H212V141ZM234 140V141H233ZM45 141V143L43 142ZM47 141V142H46ZM51 141L53 143H51ZM73 145H71V142ZM109 141V142H108ZM113 143H112V142ZM127 141V142H125ZM141 141V142H140ZM150 141V142H149ZM223 141V142H222ZM230 141V142H228ZM102 142V143H101ZM110 145H108L107 144ZM123 143V145L121 143ZM147 142V143H146ZM184 142V143H183ZM187 142V143H186ZM219 142V143H218ZM222 142V144H221ZM21 143V144H20ZM42 145H41V144ZM44 143V144H43ZM48 143H51L47 146ZM60 143V144H59ZM65 143V144H64ZM69 143V144H67ZM104 143V144H103ZM106 143V144H105ZM116 143V144H114ZM136 143V144H135ZM138 143L140 145H138ZM175 143L174 145H172ZM178 143V145H177ZM202 145H201V144ZM232 143V144H231ZM244 143V144H243ZM2 144V145H1ZM67 144V145H66ZM125 144V146H124ZM127 144V145H126ZM135 144V145H134ZM143 144V145H142ZM153 144H159L158 146ZM169 144V146H167ZM217 147H216V145ZM221 144V145H220ZM238 144V145H237ZM45 145V146H44ZM56 146L52 148L53 146ZM59 145V147L57 146ZM66 145V146H65ZM81 145V146H80ZM105 145V146H104ZM122 146V148L120 146ZM130 145V146H129ZM215 145V146H214ZM237 145V146H235ZM240 145V146H239ZM47 146V147H46ZM65 146V149H64ZM73 146V149H72ZM117 146V147H116ZM133 146V147H132ZM151 146V147H150ZM179 150H178V148ZM193 146V147H192ZM199 146V147H198ZM221 146V147H219ZM223 146V147H222ZM245 146V147H244ZM253 146V147H252ZM5 147V148H4ZM82 147V148H81ZM88 147V149L86 148ZM116 147V148H115ZM131 147V148H130ZM136 147V150L134 149ZM154 147V148H153ZM155 147H159L157 152ZM167 147V148H166ZM181 147V148H180ZM198 147V148H197ZM225 147V148H224ZM237 147V148H234ZM240 147V148H239ZM243 147V148H241ZM9 148V149H8ZM11 148V149H10ZM54 150H51V149ZM85 148L87 149L86 152ZM101 148V149H100ZM107 148V149H106ZM124 148V149H123ZM138 148V149H137ZM151 148V149H150ZM153 148V150H152ZM204 148V149H203ZM221 148V149H220ZM228 150H227V149ZM256 148V149H255ZM6 149V152H5ZM8 149V150H7ZM59 149L60 152H59ZM64 149V150H63ZM68 149V150H67ZM76 152L77 154H73ZM116 149V150H114ZM120 149V150H119ZM126 149V150H125ZM129 149V151H127ZM140 149V150H139ZM145 153H147L145 155ZM162 149L165 152L160 151ZM169 151H168V150ZM173 151H172V150ZM191 149V150H190ZM203 149V150H202ZM223 149V150H222ZM242 149V151H241ZM67 150V151H66ZM101 150V151H100ZM119 150V151H118ZM122 150V152H121ZM138 150V151H137ZM142 150V151H141ZM152 152H150V151ZM176 150V151H175ZM190 151V155L188 154ZM239 150V151H237ZM248 150V151H247ZM65 151V153H64ZM69 151V153H68ZM124 151V152H123ZM148 151V152H147ZM155 151V152H154ZM183 151V152H182ZM197 151V152H196ZM224 153H220V152ZM226 151V153H225ZM251 151V153H250ZM254 151V154H253ZM257 151V152H256ZM259 151V153H258ZM3 152V153H2ZM9 152V153H8ZM12 152V153H11ZM28 152V153H27ZM32 152V154H31ZM48 152V153H47ZM63 153L66 155L58 154ZM67 152V153H66ZM116 154H115V153ZM128 154H127V153ZM154 152V153H153ZM172 152V153H171ZM175 152V153H174ZM187 152V153H186ZM202 152V153H201ZM227 152L229 154H227ZM262 152V153H260ZM21 153V155H20ZM126 153L127 155H124ZM131 153V154H130ZM139 153V154H138ZM143 153V155H142ZM150 153V155L148 154ZM152 153V154H151ZM165 153V154H164ZM168 153V154H167ZM171 153V154H169ZM174 153V154H173ZM179 155H178V154ZM186 153V154H185ZM205 153V154H204ZM208 153V154H206ZM241 153V154H240ZM257 153V154H256ZM73 154V155H72ZM83 154V155H82ZM118 154H121L119 156ZM123 154V156H122ZM137 154V155H135ZM141 154V155H140ZM167 154V155H166ZM183 154L184 157H183ZM192 154V155H191ZM201 154V155H200ZM205 156V159L203 155ZM239 154V155H238ZM4 155V156H3ZM14 155V156H13ZM19 155V156H18ZM32 155V156H31ZM57 155V156H56ZM59 155H61L59 157ZM68 155V157H67ZM71 157H70V156ZM78 155V156H76ZM129 155V156H128ZM134 155V156H133ZM148 155V157H147ZM164 155V156H163ZM174 155V156H172ZM181 155V156H180ZM187 155V156H186ZM189 155V156H188ZM200 155V157L198 156ZM208 155V157H207ZM7 156V157H6ZM17 158H16V157ZM116 156L117 159H114ZM125 156V157H124ZM145 156V157H144ZM156 156V157H155ZM165 158V160H161ZM172 156V157H170ZM180 156V157H179ZM197 156V157H196ZM211 156V157H210ZM20 157V158H19ZM31 157V158H30ZM55 157V158H54ZM57 157V158H56ZM60 159H59V158ZM67 157V158H66ZM80 157V158H79ZM88 157V158H87ZM113 157V158H112ZM127 157V158H126ZM136 157V158H134ZM138 157V158H137ZM142 159H140V158ZM147 157V158H146ZM163 157V158H162ZM192 159H191V158ZM195 157V159H194ZM199 160L197 161V158ZM6 158V159H5ZM63 158V160H62ZM74 158L79 162H76ZM82 158V160H81ZM85 158V159H84ZM151 158V159H150ZM168 158V159H167ZM174 158V160H173ZM178 158V159H177ZM183 158V159H182ZM214 158V160L212 159ZM233 158V159H232ZM10 159V160H9ZM70 159H72L70 161ZM91 160L87 162L88 160ZM150 159V160H149ZM154 159V160H153ZM172 159V160H170ZM210 159V160H209ZM212 159V161H211ZM3 160H9L3 161ZM51 160V161H50ZM75 162H74V161ZM107 160V161H106ZM110 160H113L110 161ZM139 162H138V161ZM158 160V161H157ZM160 160V161H159ZM193 160V161H192ZM206 160V164L205 163ZM13 161L15 165H13ZM27 161V162H25ZM49 161V162H48ZM52 161H56L53 163ZM82 161V162H81ZM86 163V165L83 163ZM112 164L110 165V162ZM121 161V162H120ZM129 161V162H128ZM149 161V163H147ZM170 161V162H169ZM173 161V162H172ZM200 161V163H199ZM3 162V163H2ZM32 162V163H31ZM60 162V163H59ZM63 162L66 164L63 166ZM117 162V163H116ZM155 162V163H154ZM166 162V163H165ZM172 162V163H171ZM177 162V164H176ZM198 162V163H197ZM202 162V163H201ZM210 162V164L208 163ZM5 163V164H4ZM12 163V164H11ZM18 165H17V164ZM71 163V164H69ZM82 163V164H81ZM121 163V164H120ZM132 164L134 167H130ZM139 163V164H138ZM144 163V164H143ZM153 163V164H152ZM159 163V164H158ZM163 163V166H161ZM186 163V164H184ZM189 163V164H188ZM193 163V164H192ZM196 168H195V165ZM213 163V166L211 165ZM218 163V164H217ZM3 166H2V165ZM7 164V165H6ZM22 164V167L21 165ZM40 164V165H39ZM51 164V170H50ZM55 164V165H54ZM60 171H59V165ZM69 164V165H68ZM73 164V165H72ZM80 164V165H79ZM91 164V166L89 165ZM97 164V166H96ZM101 164V165H100ZM118 164V165H117ZM125 164V165H123ZM140 165V166H137ZM150 164V165H149ZM176 164V166H174ZM201 164L203 166H199ZM215 164V165H214ZM8 165L10 167H8ZM38 165V166H37ZM46 165V166H45ZM48 165V166H47ZM68 165V166H67ZM83 170L82 169V167ZM115 167L112 168L113 166ZM121 165H123L121 167ZM145 165V166H144ZM153 165V166H152ZM160 165V166H159ZM183 165V166H182ZM14 166V167H13ZM19 166V167H18ZM25 166V167H23ZM58 166V168H57ZM68 168H67V167ZM80 166V167H79ZM87 168H86V167ZM90 166V167H89ZM106 166V167H105ZM118 166V167H117ZM148 166V167H147ZM156 166V168H155ZM159 166V168H158ZM173 166V167H172ZM185 166V167H184ZM187 166V167H186ZM192 166V167H191ZM206 166V169H205ZM208 166V167H207ZM211 166V167H210ZM216 166V167H215ZM8 167V168H7ZM27 167V168H26ZM36 167V168H35ZM55 167V168H53ZM70 167V169H69ZM77 167V168H75ZM79 167V168H78ZM108 167V169H106ZM122 168L121 170L119 168ZM124 167V168H123ZM127 167V168H126ZM139 167V169H138ZM151 167V168H149ZM153 167V168H152ZM182 167V168H181ZM187 171L188 169H190ZM203 167V169H201ZM12 168V169H11ZM21 168V170H20ZM65 170H63V169ZM86 168V169H85ZM89 168V170H88ZM93 168L92 170H90ZM97 168V169H96ZM105 168V170H104ZM134 168V170L132 169ZM136 168V169H135ZM149 170H147V169ZM166 168V169H165ZM172 168V169H171ZM176 168V169H175ZM180 168V169H179ZM184 168H187L184 169ZM200 168V169H199ZM211 168V169H210ZM4 169V170H3ZM10 169V170H9ZM18 169V172H17ZM25 169V170H24ZM57 169V172H56ZM75 169V170H74ZM79 169V170H78ZM99 169V170H98ZM161 169V170H160ZM163 169V171H162ZM165 169V170H164ZM169 169V171H168ZM193 169V171H192ZM196 169V170H195ZM199 169V170H198ZM205 169V170H204ZM6 170V171H5ZM20 170V171H19ZM54 170V171H53ZM64 172H63V171ZM81 170V171H80ZM88 170V171H87ZM111 170V171H110ZM114 170V171H113ZM118 170V171H117ZM131 172H130V171ZM153 170V171H152ZM155 170V171H154ZM157 170V171H156ZM175 170V171H174ZM177 170H181V173ZM183 170V171H182ZM187 172H186V171ZM194 170L196 172H194ZM199 172H198V171ZM204 172H201V171ZM212 170V171H211ZM16 174L13 176L12 172ZM24 171V172H23ZM29 171V172H27ZM62 171V172H61ZM83 171V172H82ZM89 171H91L89 173ZM128 171V172H127ZM134 171V172H133ZM148 171V172H147ZM238 171V173H237ZM242 171V172H241ZM6 172V173H5ZM11 172V173H10ZM21 172V173H19ZM46 172V173H44ZM52 172V173H49ZM70 172V173H69ZM77 172V173H76ZM92 172H94L92 174ZM99 176H98V173ZM144 172V173H143ZM158 172V173H157ZM167 172V173H166ZM169 172V173H168ZM190 174H189V173ZM198 172V173H197ZM226 172H230L226 173ZM236 172V174H235ZM244 172V173H243ZM23 173V174H22ZM54 173V176H53ZM61 173V174H59ZM68 174L67 176L65 174ZM72 173L71 176H69ZM74 173V174H73ZM107 175H106V174ZM117 173V174H116ZM120 173V175H119ZM129 175H128V174ZM149 173V174H148ZM152 173V174H150ZM161 173V174H160ZM177 173V174H176ZM186 173V174H185ZM194 173V175H193ZM196 173V174H195ZM225 173V174H222ZM5 176H4V175ZM20 174V176H19ZM22 174V175H21ZM31 174V175H30ZM34 176H33V175ZM47 174V175H46ZM59 174V175H58ZM92 174V175H90ZM133 174V175H131ZM142 174L144 176H142ZM146 174V176H145ZM154 174L157 178L154 179ZM160 174V175H159ZM164 174V175H163ZM171 174L173 176H171ZM179 174V175H178ZM181 174V175H180ZM219 176L217 177V175ZM222 174V176H221ZM257 174H259L257 176ZM261 174V176H260ZM12 175V176H10ZM26 175V176H25ZM28 175V176H27ZM41 175V176H40ZM61 175L63 176L62 182ZM75 175V176H74ZM85 175H87L85 177ZM128 175V176H127ZM148 175V176H147ZM178 175V178H176ZM185 175V176H184ZM190 175L189 177H187ZM227 177H226V176ZM231 175V176H230ZM236 178H235V176ZM243 175V176H242ZM9 176V177H8ZM45 176V177H44ZM47 176V177H46ZM85 177L83 180L82 178ZM92 178H90V177ZM107 176V177H106ZM110 176V177H109ZM116 176V177H115ZM132 176V177H131ZM135 176V177H134ZM137 176H139L137 178ZM142 176V177H141ZM166 176V177H165ZM176 176V177H175ZM183 176V177H182ZM209 176V177H208ZM224 176V177H223ZM239 178H238V177ZM252 176V178H251ZM258 177V180L257 177ZM16 177V178H14ZM22 177V178H21ZM25 177V178H24ZM44 179H43V178ZM69 177L71 180H69ZM80 177V178H79ZM95 177V180H94ZM96 177H99L98 179ZM109 177V178H108ZM114 177V178H113ZM126 177V178H125ZM130 177V178H129ZM162 177V178H160ZM164 177V179H163ZM171 177V179L169 178ZM263 177V179H262ZM7 178V179H6ZM18 178V179H17ZM36 180H33V179ZM47 178V179H46ZM54 178V179H53ZM73 178V180H72ZM78 178V181H76ZM88 178V180H87ZM136 178V179H135ZM146 178V179H145ZM168 179V181L165 180ZM172 178H175L173 183ZM216 178H218L216 180ZM224 178V179H222ZM226 178V179H225ZM229 178V180H227ZM232 178V179H231ZM235 178V181L233 179ZM260 178V179H259ZM21 179V180H20ZM27 179V180H26ZM31 179V180H28ZM38 179V180H37ZM75 179V180H74ZM100 179V182H99ZM110 179V180H109ZM115 179V180H114ZM121 181V182H119ZM143 179V180H142ZM183 179V180H180ZM242 179V180H241ZM2 180V181H1ZM23 180V181H22ZM28 182H26V181ZM41 180V181H40ZM47 182H46V181ZM106 180V182H105ZM113 180V181H111ZM127 180V181H126ZM134 180V181H133ZM142 180V181H140ZM150 180V182H147ZM152 180V181H151ZM172 180V182L170 181ZM177 180V181H176ZM213 180V181H211ZM260 180V181H259ZM262 180V181H261ZM18 181V182H17ZM31 183H30V182ZM69 181V182H67ZM73 181V182H72ZM89 181V183H88ZM96 183H95V182ZM104 181V182H103ZM112 185H111V182ZM138 181V182H137ZM179 181V183H178ZM216 181V182H214ZM223 181L225 183H223ZM238 182V184L236 183ZM4 182V183H2ZM6 182V183H5ZM9 182L12 185H9ZM21 182V183H20ZM33 182V183H32ZM40 182V183H39ZM44 182V184H43ZM58 182V183H56ZM73 184H72V183ZM80 183V186L79 184ZM82 182V183H81ZM94 182V184L92 183ZM119 182V183H118ZM127 182V183H126ZM136 182V183H135ZM142 182V183H141ZM155 182V184H154ZM165 182V185L163 184ZM168 182L169 184H167ZM210 182V183H209ZM212 182V183H211ZM219 182V183H218ZM227 182V183H226ZM239 182L241 184H239ZM261 182V183H260ZM2 183V184H1ZM30 183V184H29ZM42 183V185H41ZM66 183V185H65ZM70 183L77 187H72ZM74 183H76L74 185ZM84 183V185H82ZM85 183H87L85 185ZM102 183V184H101ZM132 183V185H131ZM141 184L139 186V184ZM149 183V184H148ZM153 183V184H151ZM161 183V184H160ZM178 183V184H177ZM229 183V184H228ZM232 183V184H231ZM257 183V184H255ZM4 184V185H3ZM19 184V185H18ZM38 184V185H37ZM99 184V185H98ZM114 184V186H113ZM138 184V186H137ZM148 184V186L146 185ZM164 187L162 189V187ZM168 187H167V185ZM171 184V185H170ZM176 186H175V185ZM182 184V185H181ZM218 184V186H217ZM3 185V186H2ZM7 185V186H6ZM27 185V186H26ZM37 185V186H36ZM59 185V186H58ZM64 185V187H63ZM70 190H69V187ZM90 185V186H88ZM119 185V186H117ZM155 187V188H153ZM181 185V186H180ZM208 185V186H206ZM212 185V186H211ZM214 185V186H213ZM14 188H12V187ZM29 189H26V187ZM30 186V187H29ZM41 186V187H40ZM52 186V188H51ZM58 186V187H57ZM93 186V187H91ZM101 186V187H100ZM104 186H107L106 189ZM123 188H122V187ZM151 186V187H149ZM158 186V187H157ZM173 186V187H172ZM210 186V187H209ZM255 186V187H254ZM6 188V191L4 190ZM17 187V188H15ZM21 190H20V188ZM32 187V188H31ZM45 187V188H44ZM60 187V188H59ZM79 187V188H78ZM87 187V188H86ZM98 187H100L98 189ZM127 187V188H126ZM134 187V188H133ZM138 187V188H137ZM145 187H147L145 189ZM160 187V188H159ZM172 191L170 190L171 188ZM218 187V188H217ZM225 187V188H224ZM228 187V188H227ZM233 187V188H232ZM252 187V188H251ZM254 187V188H253ZM41 188V189H40ZM66 188V189H65ZM104 188V189H103ZM119 188V189H118ZM123 190L121 191L120 190ZM125 188V190H124ZM136 188V189H135ZM150 188V189H149ZM153 190H152V189ZM158 188V189H156ZM176 190H175V189ZM202 188V189H201ZM211 188V189H209ZM224 190H221L223 189ZM237 188V189H236ZM15 189V190H13ZM25 189V190H23ZM34 189V190H33ZM36 189V190H35ZM39 191H38V190ZM55 189V190H54ZM59 189V190H58ZM62 189V190H61ZM90 189V191H89ZM111 189V190H110ZM142 189V190H140ZM144 189V191H143ZM162 189V190H161ZM169 189V190H168ZM192 189V191H191ZM193 189H195L193 191ZM215 189V191H214ZM217 189V190H216ZM229 189V190H227ZM230 189H234L230 190ZM250 189V190H249ZM253 189V190H252ZM2 190L3 193H2ZM14 192H13V191ZM32 191V193L30 192ZM41 190V191H40ZM43 190V191H42ZM47 190V191H46ZM50 190V192H48ZM69 190V193H68ZM116 190V192H115ZM131 190V192H129ZM140 190V191H139ZM151 190V191H150ZM156 190V191H154ZM166 190V192H164ZM175 190V191H174ZM190 190V191H189ZM201 190L199 194L198 191ZM227 190V191H226ZM11 191V192H9ZM16 191V192H15ZM19 191V194H18ZM23 191V192H22ZM29 194H28V192ZM33 191H36L35 193ZM48 194H45V192ZM60 191V192H57ZM68 194L69 199L66 200ZM92 191V192H91ZM104 191V192H103ZM109 195H107L108 193ZM121 191V193H119ZM127 191V192H126ZM142 191V192H141ZM150 191V192H149ZM155 193H154V192ZM161 191V192H160ZM168 191V192H167ZM187 191V193H186ZM195 191H197L195 193ZM204 191V192H203ZM213 191V192H212ZM221 191V192H220ZM233 192L232 194L229 192ZM250 191V192H249ZM252 191V192H251ZM263 191V192H262ZM7 192V193H6ZM9 192V193H8ZM21 192V193H20ZM27 192V194H26ZM43 192V193H42ZM77 192V194H75ZM129 192V193H128ZM140 192V193H139ZM170 192V193H169ZM185 192L184 194H182ZM194 192V193H193ZM216 192V193H215ZM219 192V193H218ZM226 192V195H225ZM236 195H235V193ZM243 192V193H242ZM247 194L245 195V193ZM258 192V193H257ZM12 193V194H11ZM24 193V194H22ZM41 193V194H40ZM51 193V194H50ZM54 193V194H53ZM56 193V194H55ZM74 193V194H72ZM144 193V195H143ZM153 193V194H152ZM159 193V194H158ZM166 195H165V194ZM174 193V194H173ZM203 193V194H202ZM209 193V195H208ZM215 193V194H214ZM229 193V195H228ZM250 193H252L250 195ZM6 194V195H5ZM10 194V196H9ZM21 194V196H20ZM39 194V195H38ZM43 194V195H42ZM114 196H113V195ZM128 194V195H126ZM134 194V195H133ZM142 194V196H141ZM152 194V195H151ZM173 194V195H171ZM179 194V195H178ZM205 194V195H204ZM224 194V195H223ZM231 194V195H230ZM235 197H233L234 195ZM238 194V195H237ZM242 194V195H241ZM256 194V195H255ZM3 195V196H2ZM15 195V196H14ZM19 195V199L17 198ZM25 195V196H24ZM33 195V196H32ZM48 195V196H47ZM53 195V198L50 196ZM56 195V196H55ZM70 195H75L70 197ZM80 195V197H79ZM119 195V196H118ZM122 195V196H121ZM123 195L125 198H123ZM139 195V196H138ZM146 195V196H145ZM155 195V196H154ZM159 195V196H157ZM161 195V196H160ZM181 195V196H180ZM201 195V196H200ZM212 195V196H211ZM219 198H218V196ZM250 195V197L248 196ZM32 196V197H31ZM55 196V198H54ZM59 196V197H58ZM113 196V197H112ZM133 196V198H132ZM141 197L138 199V197ZM150 196V197H149ZM221 196V197H220ZM238 196V197H237ZM241 196V197H240ZM247 196V197H246ZM252 196V197H251ZM254 196L256 198H254ZM258 196V197H257ZM24 197V198H23ZM27 199H26V198ZM30 197V198H29ZM35 198L36 201L34 200ZM43 197V198H41ZM45 197V199H44ZM47 197V200H46ZM50 197V199H49ZM107 197V198H106ZM110 197V198H108ZM116 197V198H114ZM119 197V198H118ZM152 197V198H151ZM161 197V198H160ZM175 197V198H174ZM181 199H180V198ZM189 197L191 200H188ZM201 197V198H199ZM224 197V198H222ZM9 198V199H8ZM13 198V199H12ZM16 198V199H15ZM22 198V199H21ZM33 198V199H32ZM57 198L58 199L57 201ZM62 198V199H61ZM65 198V201H64ZM112 198V199H111ZM129 198V199H128ZM147 198V199H145ZM157 199V203L156 200ZM167 198V199H165ZM173 198V199H172ZM179 198V199H178ZM186 198V199H184ZM217 198V199H216ZM254 198V199H252ZM260 198V199H259ZM262 198V199H261ZM15 199V200H14ZM29 199V201H28ZM32 199V200H31ZM54 199L55 201L50 202ZM71 199V200H70ZM74 199V200H73ZM78 199V201L76 200ZM111 202L106 201L109 200ZM116 199V200H114ZM142 199V200H140ZM152 201H151V200ZM159 199V200H158ZM201 199V200H200ZM205 199V200H204ZM213 199V200H212ZM222 199V200H221ZM224 199V200H223ZM249 199V200H248ZM256 199V200H255ZM7 200V201H6ZM13 200V201H12ZM42 201L44 204H42ZM50 200V201H49ZM62 200V202H61ZM73 201V203L70 201ZM83 200V201H82ZM121 200V201H120ZM144 200V201H143ZM147 200V202H146ZM164 200V201H163ZM169 200V201H168ZM177 200V201H176ZM180 200V201H179ZM188 200V202H187ZM203 200V201H202ZM211 200L213 202H211ZM228 200V201H227ZM230 200V201H229ZM245 200V201H244ZM3 201V202H2ZM38 201V202H37ZM64 201V202H63ZM106 201V202H105ZM126 201V202H125ZM138 201V203H137ZM151 201V202H150ZM211 203H210V202ZM216 203L214 204V202ZM232 201V202H231ZM58 202V203H57ZM60 202V203H59ZM75 202V204H74ZM78 202V203H77ZM101 202V203H100ZM109 202V203H108ZM119 202V203H117ZM125 202V204H124ZM141 202H145L144 205ZM155 202V203H154ZM164 202V203H163ZM165 202L167 204H165ZM196 204H195V203ZM204 202V203H203ZM230 205H228V203ZM2 203V205H1ZM40 203V204H39ZM63 203V204H62ZM139 205V206H137ZM183 203H186L185 205ZM207 203V204H206ZM246 203V204H245ZM8 204V206H7ZM46 204V205H45ZM61 204V205H60ZM68 204V206H66ZM76 206H74V205ZM80 204V206H79ZM110 204V206L108 205ZM122 204V205H121ZM149 204V206L147 205ZM161 204L163 205L161 207ZM203 204V205H202ZM205 204V205H204ZM218 204V206H217ZM225 204V205H223ZM236 204V205H235ZM241 204V205H240ZM243 204V205H242ZM245 204V205H244ZM6 207H5V206ZM10 205V206H9ZM53 207L51 209V207ZM63 205V206H62ZM73 205V206H72ZM82 205V206H81ZM107 205V206H106ZM151 205H153L151 207ZM156 205V206H155ZM174 205V207H173ZM179 205V206H178ZM184 205V206H183ZM242 207V209L240 207ZM48 208H47V207ZM79 208H78V207ZM106 206V207H105ZM155 206V208H154ZM171 206V207H170ZM177 206V208H175ZM187 206V208H186ZM192 206V207H191ZM209 206V207H207ZM215 206V207H214ZM224 206V207H223ZM234 206V207H233ZM11 207L10 209H8ZM65 207V208H64ZM75 207V208H74ZM77 207V208H76ZM81 207V208H80ZM108 207V209H107ZM110 207V208H109ZM130 207V208H129ZM137 209H135V208ZM143 207V208H142ZM165 207V208H164ZM173 207V208H172ZM217 210H215L214 208ZM223 207V208H222ZM244 207V208H243ZM43 208V209H42ZM55 208V209H54ZM61 208V209H60ZM68 208V210L66 209ZM72 208V210H70ZM84 208V209H82ZM101 208V209H100ZM114 213H113V209ZM117 208V211H115ZM125 208V209H124ZM140 210H139V209ZM152 208V209H151ZM154 208V209H153ZM159 208V209H158ZM162 208V209H161ZM172 208V210H171ZM181 208V209H180ZM206 208V209H205ZM234 208V209H233ZM248 208V209H247ZM106 209V210H105ZM112 209V210H111ZM128 209H131L130 211ZM141 209L142 212H141ZM183 209V210H182ZM193 209V210H191ZM200 209H204L203 212ZM232 209V210H229ZM241 209V210H240ZM91 210V211H89ZM93 210V211H92ZM126 210V211H125ZM148 210V211H146ZM164 210V211H163ZM167 210V212H166ZM174 210V211H173ZM191 210V211H190ZM206 210V211H205ZM249 214H248V211ZM9 211V212H8ZM71 211V212H70ZM82 211H84L82 213ZM86 211V212H85ZM106 211V213H105ZM108 211V212H107ZM137 211H140L139 214ZM146 211L145 213H143ZM171 211V212H170ZM178 211V212H177ZM197 211V212H195ZM201 211V212H200ZM211 211V212H210ZM214 211V212H213ZM219 211V212H218ZM233 211V212H232ZM237 211V212H236ZM245 211V212H244ZM7 214H6V213ZM75 214H70V213ZM91 212V213H90ZM126 212V213H125ZM130 212V213H129ZM133 215H129L132 214ZM183 212V213H182ZM206 212V213H205ZM240 212V213H239ZM261 212V213H260ZM5 213V214H4ZM34 213V214H33ZM77 213V214H76ZM85 213V215H84ZM90 213V214H89ZM118 214V216L116 214ZM137 213V214H136ZM166 213V214H165ZM171 213V216L170 214ZM189 213V214H187ZM195 213V215H194ZM211 213V214H210ZM213 213V214H212ZM217 213V214H216ZM222 213V214H221ZM233 213V214H232ZM237 213V214H235ZM243 213V214H242ZM247 213V214H246ZM79 214V215H78ZM88 214V215H87ZM104 214V215H103ZM109 214V215H108ZM111 214V215H110ZM112 214L113 217L112 219ZM121 214V217L120 215ZM128 215V220L125 216ZM159 214V215H158ZM164 214V215H163ZM181 214V215H180ZM192 214V215H190ZM199 214V215H198ZM220 214V215H219ZM239 214V215H238ZM246 214V217H244ZM257 214V215H256ZM259 214V216H258ZM27 215V216H25ZM33 215V216H31ZM43 215V216H42ZM81 215V216H80ZM84 215V218H83ZM95 215V216H94ZM97 215V216H96ZM108 215V216H107ZM158 215V216H157ZM161 215V216H160ZM190 215V216H189ZM210 215V217H209ZM218 215V216H217ZM237 215V216H236ZM241 215V216H240ZM244 215V216H243ZM250 215V217H249ZM255 215L258 217H255ZM31 216V217H29ZM37 216V217H34ZM47 218H46V217ZM90 216V217H89ZM93 216V217H91ZM130 216V219H129ZM134 216V217H133ZM153 216V217H152ZM157 216V217H156ZM160 216V217H159ZM167 216V217H166ZM187 216V218H186ZM189 216V217H188ZM199 216V217H198ZM213 216V217H212ZM217 216V217H215ZM240 216V217H239ZM24 217V218H23ZM33 217V218H32ZM89 217V218H88ZM103 217V218H102ZM109 217V218H108ZM120 217V219H119ZM123 217V218H122ZM141 217V218H140ZM147 217V218H146ZM155 217V218H154ZM167 219H165V218ZM188 219V220H186ZM193 217V218H191ZM198 217V218H197ZM205 217V218H204ZM209 217V218H207ZM219 217V218H218ZM254 219H251L253 218ZM29 218V219H28ZM44 218V219H43ZM53 218V219H52ZM56 218V219H55ZM90 218L92 220H90ZM100 220H98V219ZM118 218V219H117ZM126 218V219H125ZM175 218V219H174ZM184 219L186 221L181 220ZM191 221H189L190 219ZM196 218V219H195ZM200 218V219H199ZM248 218V219H247ZM250 218V219H249ZM28 219V220H26ZM35 219V221H34ZM39 219V220H37ZM43 219V220H42ZM49 219V221H47ZM51 219V220H50ZM93 219L95 221H93ZM109 219V220H108ZM112 219V221H111ZM124 219V220H123ZM151 219V220H150ZM156 219V220H155ZM160 219V220H159ZM174 219V220H173ZM214 219V220H213ZM218 219V221L216 220ZM220 219V220H219ZM226 219V220H225ZM246 219V220H245ZM259 219V220H258ZM2 220V221H1ZM26 220V221H24ZM41 220V221H40ZM45 220V221H44ZM59 220V221H58ZM118 220V221H117ZM164 220V221H163ZM170 220V221H169ZM206 220L208 221L205 222ZM229 220V222L227 221ZM248 220V221H247ZM252 220V221H251ZM258 220V221H257ZM23 221V222H22ZM30 221V222H29ZM37 221V222H36ZM46 223H44V222ZM57 221V222H56ZM110 222L106 223L105 222ZM115 221V222H114ZM116 221L118 223H116ZM137 221V222H136ZM148 223H147V222ZM155 221V222H154ZM157 221V222H156ZM166 221V222H165ZM177 221V222H175ZM179 221V223H178ZM190 223H188V222ZM195 221V222H193ZM200 221V222H199ZM224 221V223L222 222ZM226 221V222H225ZM22 222V223H21ZM27 222V223H26ZM29 222V224H28ZM50 222V224H49ZM56 222V223H55ZM62 222V223H61ZM67 222V223H66ZM72 222V223H71ZM101 222V223H99ZM114 222L113 224H111ZM122 222V223H120ZM132 224H131V223ZM135 222V223H133ZM169 222V223H168ZM172 222V223H171ZM204 222V224H203ZM215 222V223H214ZM239 222V223H238ZM20 223V224H18ZM60 223V224H59ZM86 224V226L84 225ZM91 223V224H90ZM178 223L179 225H176ZM181 223V224H180ZM197 226H194L196 225ZM200 223V224H198ZM226 223V224H225ZM235 223V225H234ZM242 223V224H241ZM244 223V224H243ZM254 223V224H253ZM24 226L22 227L21 226ZM25 224V225H24ZM27 224V225H26ZM54 224V225H53ZM66 224V225H65ZM74 224V225H73ZM135 224V225H134ZM147 226H145V225ZM150 224V225H149ZM154 224L156 225L154 228ZM169 224V225H168ZM213 224V225H212ZM219 224V225H218ZM228 224V226H227ZM230 224V227H229ZM232 224V225H231ZM20 225V226H18ZM69 225V226H68ZM76 225V226H75ZM127 225V227H126ZM137 225L138 226L137 228ZM144 225V226H143ZM186 225V226H185ZM199 225V226H198ZM201 225V226H200ZM202 225H204L202 227ZM53 226V227H52ZM61 226V227H60ZM66 226V227H65ZM142 226V227H141ZM150 226V227H149ZM171 226V227H170ZM176 226V229L175 227ZM179 226V227H178ZM209 226V227H206ZM254 226V227H253ZM21 227V228H20ZM68 227V228H67ZM76 227V228H74ZM80 227V228H79ZM165 227V228H164ZM195 227V228H194ZM217 227V228H216ZM223 227V230L222 228ZM225 227V229H224ZM237 227V228H236ZM259 227V229H258ZM17 228V229H16ZM60 228V230H59ZM70 228V229H69ZM85 231H82L84 230ZM136 228V229H135ZM140 228V229H139ZM144 228V229H143ZM151 228V229H150ZM190 228V229H189ZM193 228V230H192ZM204 230H203V229ZM210 228V229H209ZM219 228V229H218ZM30 229V230H29ZM32 229V231H31ZM77 229V230H76ZM79 229V230H78ZM82 229V230H81ZM138 229V230H137ZM142 229V231H141ZM156 229V230H155ZM158 229V231H157ZM160 229V231H159ZM164 229V231H163ZM169 229V230H168ZM190 231H189V230ZM201 229V230H200ZM215 231V233L212 231ZM234 229V230H232ZM237 229V230H236ZM13 230V231H12ZM21 230V231H20ZM29 230V231H27ZM67 230V231H66ZM136 230V231H135ZM144 230V232H143ZM154 230V232L152 231ZM166 230V232H165ZM177 230V231H176ZM211 232H209V231ZM225 230V231H224ZM262 230V231H261ZM4 231V232H3ZM8 231V233H7ZM10 231V233H9ZM65 231V233H64ZM78 231V233H76ZM79 231H82L80 234ZM141 231V232H140ZM170 232V234L168 233ZM174 231V234L172 235ZM188 231V232H187ZM197 231V232H196ZM205 231V232H204ZM218 233V232H221ZM236 233H235V232ZM23 232V234H22ZM28 232V234H27ZM43 232V234H42ZM92 232V233H91ZM103 234H101V233ZM126 232V233H125ZM132 232V234H131ZM140 232V233H139ZM148 232V233H147ZM180 232V233H177ZM182 232V235H181ZM185 234H184V233ZM194 232V233H193ZM208 232V233H207ZM245 232V233H243ZM19 233V234H18ZM21 233V234H20ZM52 233V234H50ZM60 233V234H59ZM86 233V234H84ZM99 233V234H98ZM107 233V234H106ZM150 233V234H149ZM153 233V235H151ZM162 233L165 234L162 235ZM205 233V235H204ZM229 233V234H228ZM254 233V234H253ZM260 233V234H259ZM263 233V235H262ZM4 234V236H3ZM25 234V235H24ZM33 234V235H32ZM40 234V235H37ZM42 234V235H41ZM69 234V235H68ZM91 234V235H90ZM110 234V235H109ZM121 234V235H120ZM157 234V235H156ZM179 234V235H177ZM187 234V235H186ZM192 234V236H191ZM207 234V236H206ZM212 234V235H211ZM218 234L219 237H216ZM224 234V235H223ZM236 234V235H235ZM241 234V235H240ZM2 235V236H1ZM12 235V237H11ZM19 235V236H18ZM27 235V236H26ZM29 235V236H28ZM35 235L37 237H35ZM44 235V236H43ZM49 235V236H48ZM57 235V236H56ZM64 235V236H63ZM83 235V236H79ZM106 235V237H105ZM120 235V236H118ZM124 235V236H123ZM126 235V236H125ZM131 235V236H128ZM133 235V236H132ZM145 235V236H144ZM147 235H151L147 237ZM160 235V236H159ZM172 237H171V236ZM196 235V236H195ZM232 236V238L230 236ZM240 235V236H239ZM244 235V236H243ZM253 235V236H252ZM262 235V236H261ZM7 236V237H6ZM17 236V237H16ZM23 236V237H22ZM31 236V237H30ZM43 238H42V237ZM48 236V237H47ZM53 236V237H52ZM61 236V237H60ZM71 236V237H70ZM111 236V238H110ZM118 236V237H117ZM122 236V237H121ZM136 236V237H135ZM177 238H175V237ZM181 236V237H180ZM190 237L189 239L187 237ZM225 238H224V237ZM229 236V237H227ZM237 236V238H236ZM261 236V237H260ZM16 237V238H15ZM22 237V239H20ZM39 237V238H38ZM51 237V238H50ZM101 237V238H100ZM109 239H106V238ZM121 239H120V238ZM127 239H126V238ZM133 237V239H132ZM147 237V238H146ZM165 237V238H164ZM188 239L186 241V239ZM196 237V239H195ZM221 237V238H220ZM252 237V238H251ZM3 238V239H2ZM7 238V239H6ZM22 241H19V239ZM41 238V240H40ZM48 238L50 239L48 241ZM71 238V240H69ZM86 238V239H85ZM113 238V239H112ZM137 240H135V239ZM144 238V239H142ZM150 238V239H149ZM214 238V239H212ZM217 240H216V239ZM224 239L221 241V239ZM231 238V240L229 239ZM241 238V239H240ZM247 238V239H246ZM249 238L251 240H249ZM257 238V239H256ZM262 238V239H261ZM2 239V240H1ZM15 239V240H14ZM18 239V241H17ZM28 239V240H25ZM35 239V241H34ZM38 239L40 241H38ZM53 239V240H51ZM63 239H65L63 241ZM93 241L91 242V240ZM95 239V240H94ZM124 239V240H123ZM140 239V241H139ZM161 239V240H160ZM168 239V240H167ZM194 239V240H193ZM208 239V241H207ZM246 239V240H245ZM255 239V241H254ZM6 240V241H5ZM44 240V243H43ZM68 240V241H67ZM79 240L82 242H79ZM100 240V241H98ZM111 240V241H110ZM126 240V241H125ZM132 240V241H131ZM159 240V241H158ZM207 242H206V241ZM230 240V241H229ZM245 240V241H244ZM257 240V241H256ZM14 241V242H13ZM16 241V242H15ZM25 241V243L23 242ZM27 241V243H26ZM48 241V242H47ZM61 241V242H60ZM71 241V243H70ZM89 241V242H88ZM97 241V244H96ZM128 241V242H127ZM130 241V242H129ZM137 241V242H136ZM139 241V242H138ZM155 243H153V242ZM164 241V242H163ZM173 241V242H171ZM177 241V242H176ZM179 241V242H178ZM181 241V242H180ZM198 241V242H197ZM211 241V243H209ZM221 241V242H220ZM238 241V242H237ZM250 241V242H249ZM4 242V244H3ZM7 244L5 245V243ZM13 245H11L10 244ZM37 242V243H36ZM67 242V243H66ZM77 244H76V243ZM86 242L88 244L83 245ZM102 242V243H100ZM110 242V243H109ZM112 242V244H111ZM152 242L151 245L150 243ZM162 242V243H161ZM184 242V243H183ZM186 242V243H185ZM189 242V244L187 243ZM213 242V243H212ZM255 242V243H254ZM261 242V243H260ZM9 243V244H8ZM24 243V244H22ZM34 246H32V244ZM66 243V244H65ZM80 243V244H79ZM91 243V245H90ZM104 243V244H103ZM117 243V244H116ZM127 243V245H126ZM161 243V244H160ZM170 243V246L168 244ZM179 245L177 246V244ZM180 243H182L180 245ZM238 243V244H236ZM244 243V244H243ZM31 244V245H30ZM42 244V245H41ZM74 244V245H73ZM95 244V245H94ZM99 244V246H98ZM103 244V245H102ZM110 244V245H108ZM150 245V247L146 245ZM209 244V245H208ZM214 244V245H212ZM236 244V245H235ZM243 244V245H242ZM257 244V245H256ZM4 245V246H3ZM36 245V248H35ZM38 245V246H37ZM48 245V246H47ZM54 247H53V246ZM107 245V246H105ZM117 245V246H116ZM165 245V247L163 246ZM189 245V246H188ZM206 245H208L206 249ZM234 245V246H232ZM245 245V246H244ZM254 245V246H252ZM6 246V247H5ZM9 246V247H8ZM22 248H21V247ZM41 249H40V247ZM62 246V247H61ZM77 247V248H74ZM81 246V247H79ZM87 246V247H86ZM91 246V247H90ZM98 246V247H95ZM112 246V247H110ZM152 246V247H151ZM156 246V248H155ZM181 246V247H179ZM198 248H197V247ZM212 247V250L210 248ZM226 249H223L224 247ZM247 246V247H246ZM5 247V249H3ZM17 247V248H16ZM20 247V249H18ZM30 247V248H29ZM34 247V248H32ZM45 247V248H44ZM48 251H47V249ZM52 247L51 251L50 248ZM66 247V248H65ZM68 247V248H67ZM86 247V248H85ZM93 247V248H92ZM105 247V248H104ZM110 247V248H109ZM116 247V249H115ZM118 247L121 249L118 251ZM138 247V248H137ZM143 247V248H140ZM163 249H160V248ZM170 247H173L172 249ZM184 247V248H183ZM231 249H230V248ZM241 247V248H240ZM246 247V248H245ZM256 247V248H255ZM11 248V249H10ZM25 251H24V249ZM55 248V249H53ZM98 248V249H97ZM104 248V249H103ZM108 250H107V249ZM112 248H114V251ZM145 248H148L147 250ZM154 248V249H153ZM159 248V249H158ZM176 248V250H175ZM188 248V249H187ZM210 248V249H209ZM222 248V250H220ZM239 248V249H238ZM253 248V249H252ZM10 249V250H9ZM23 249V250H22ZM34 249V250H32ZM45 249V250H44ZM53 249V250H52ZM78 249V250H77ZM82 249V250H80ZM90 249V250H89ZM145 249V251L143 250ZM167 251H166V250ZM170 249V251H168ZM180 249V251H179ZM219 249V250H218ZM243 249V250H242ZM247 249V250H245ZM5 250V251H3ZM19 250V252H18ZM41 250V251H40ZM43 250L45 255H43ZM60 250V251H59ZM66 250V251H65ZM73 252H72V251ZM103 250L104 254L101 253ZM127 250V251H126ZM130 250V252H128ZM140 250V251H139ZM143 250V251H142ZM149 250L151 251L149 253ZM153 250V252H152ZM156 250V251H155ZM163 250V252H160ZM205 250V251H204ZM211 250V251H210ZM214 250V251H213ZM229 250V251H228ZM238 250V252H237ZM242 250V251H241ZM255 250V251H254ZM12 251V252H11ZM23 251V253H22ZM30 251V254H27ZM34 251V252H33ZM51 252V256L47 255ZM57 253H56V252ZM77 251V252H76ZM87 251V252H86ZM89 251V252H88ZM91 252H98L95 254ZM113 251V252H112ZM125 251V252H124ZM136 251V252H135ZM139 253H138V252ZM177 251V252H176ZM216 251V252H215ZM232 251V252H231ZM241 251V252H240ZM14 252V253H13ZM27 252V253H26ZM47 252V253H46ZM62 252H66L65 254ZM68 252V253H67ZM75 252V253H74ZM86 252V253H85ZM111 254H110V253ZM118 252V253H114ZM122 252V253H121ZM140 256L139 258L132 255ZM147 253V254H144ZM170 254H169V253ZM173 252H176L174 254ZM215 252V253H214ZM220 252V253H219ZM248 252V253H247ZM250 252V253H249ZM10 254V256L8 255ZM18 255H17V254ZM20 253L22 254L20 256ZM39 255H37V254ZM41 253V255H40ZM71 253V254H70ZM77 253V254H76ZM85 253V254H84ZM132 253V254H129ZM138 253V254H137ZM155 253V255H154ZM157 253V254H156ZM160 253V254H159ZM182 253V254H180ZM229 253V255H228ZM231 253V254H230ZM240 256H238L239 254ZM261 256H259L260 254ZM55 254V255H54ZM70 254V255H69ZM86 255V257L83 256ZM93 254V255H92ZM106 254V255H105ZM114 254V255H113ZM117 254V255H116ZM125 256H124V255ZM144 254V256H143ZM172 254V255H171ZM216 256H215V255ZM219 254V255H218ZM247 254V255H246ZM248 254H250L248 256ZM2 255V256H1ZM7 255V256H5ZM13 255V256H12ZM24 255L27 257L24 259ZM31 255V256H30ZM43 255V256H42ZM58 255V257H57ZM90 255V256H89ZM97 255V257H96ZM128 255V257L126 256ZM148 255V256H147ZM162 255V256H161ZM180 255V256H179ZM203 255V256H202ZM244 255V256H243ZM4 256V257H3ZM14 256L16 257L14 258ZM28 256H30L28 258ZM35 256H37L35 258ZM40 256V258H39ZM45 256V258H44ZM48 256V257H47ZM106 256V257H104ZM110 256L112 259L110 258ZM148 258H146V257ZM159 256V257H158ZM165 256V257H164ZM174 256V257H173ZM212 258H211V257ZM219 256V257H217ZM229 256V257H227ZM234 256V257H233ZM248 258H247V257ZM257 256V257H256ZM263 256V257H262ZM7 257V258H6ZM11 257V259H10ZM19 257V258H18ZM33 257V258H32ZM73 257V258H72ZM104 257V258H103ZM126 257V259H125ZM133 259H131V258ZM154 257V258H153ZM162 257V258H161ZM206 257V258H204ZM222 257V258H221ZM236 257V258H235ZM239 257V258H238ZM244 257V259H240ZM246 257V258H245ZM254 257V258H253ZM260 257V258H259ZM262 257V258H261ZM35 258V259H34ZM47 258V259H46ZM58 258V259H57ZM92 258H96L91 260ZM124 258V259H123ZM143 258V259H142ZM145 258V259H144ZM166 258V259H165ZM172 258V259H171ZM185 258V259H184ZM204 258V259H203ZM227 258V259H226ZM230 258V260H228ZM15 261L14 263L9 262ZM19 259V260H18ZM29 259V260H28ZM46 259V261H44ZM50 259V261H48ZM56 259V260H55ZM74 259V260H72ZM89 259V260H88ZM110 263L107 262V260ZM122 259V260H121ZM129 259V260H128ZM139 259V260H138ZM154 259V260H152ZM177 259V260H176ZM180 259V260H179ZM189 259V260H187ZM207 259V260H206ZM239 259V260H238ZM27 260V261H25ZM35 260V262H34ZM38 260V261H37ZM117 260V261H116ZM121 260V261H120ZM127 260V261H126ZM130 260L132 263H130ZM151 262H150V261ZM165 260H168L165 261ZM186 260V261H185ZM213 260V261H212ZM218 260V261H217ZM225 260V261H224ZM232 260L234 263H232ZM238 260V261H237ZM18 261V262H17ZM31 261V263H30ZM33 261V262H32ZM48 261V262H47ZM52 261V262H51ZM58 261V262H57ZM119 261V262H118ZM135 261V262H134ZM145 261V262H143ZM160 261V262H159ZM208 261V262H206ZM211 261V262H210ZM217 261V262H216ZM259 261V263H258ZM43 262V263H42ZM64 262V263H63ZM78 262V263H77ZM88 262V263H87ZM90 262V263H89ZM117 262V263H115ZM128 262V263H127ZM162 262V263H161ZM181 262V263H180ZM213 262V263H212ZM222 262V263H221ZM242 262V263H241ZM244 262V263H243ZM251 262V263H250ZM0 263V264H1Z\"/></svg>",
  "mask_w": 264,
  "mask_h": 264
},
{
  "label": "bare ground",
  "instance_id": "obj_2",
  "mask_svg": "<svg viewBox=\"0 0 264 264\" xmlns=\"http://www.w3.org/2000/svg\"><path fill=\"white\" fill-rule=\"evenodd\" d=\"M15 1H16V0H15ZM19 1H20V0H19ZM25 1H26V0H25ZM40 1H41V0H40ZM48 1H49V0H48ZM57 1H58V0H57ZM64 1H65V0H64ZM102 1H103V0H102ZM115 1H116V0H115ZM150 1H152V0H150ZM211 1H212V0H211ZM222 1H223V0H222ZM235 1H237V0H234V2H235ZM261 1H262V0H261ZM16 2H17V1H16ZM16 2H15V3H16ZM27 2H28V1H27ZM27 2H26V3H27ZM60 2H61V1H60ZM118 2H119V1H118ZM153 2H154V1H153ZM157 2H158V1H157ZM157 2H156V3H157ZM159 2H160V1H159ZM161 2H163V1H161ZM199 2H200V1H199ZM208 2H209V1H208ZM253 2H255V1H253ZM262 2H263V1H262ZM0 3H1V1H0ZM5 3H7V2H5ZM5 3H4V4H5ZM19 3H20V2H19ZM26 3H25V4H26ZM64 3H65V2H64ZM68 3H69V2H68ZM74 3H75V2H74ZM116 3H117V2H116ZM148 3H149V2H148ZM154 3H155V2H154ZM171 3H172V1H171ZM171 3H170V4H171ZM209 3H210V2H209ZM209 3H208V4H209ZM245 3H246V2H245ZM17 4H18V3H17ZM17 4H16V5H17ZM33 4H34V3H33ZM41 4H42V3H41ZM43 4H44V3H43ZM54 4H55V3H54ZM66 4H67V3H66ZM72 4H73V3H72ZM77 4H78V2H77ZM77 4H76V5H77ZM103 4H104V3H103ZM110 4H113V3H110ZM137 4H140V3H137ZM151 4H152V3H151ZM163 4H164V3H163ZM218 4H219V2H218ZM223 4H224V2H223ZM236 4H237V3H236ZM243 4H244V3H243ZM248 4H249V3H248ZM20 5L22 6V3H20ZM20 5H19V6H20ZM27 5H28V4H27ZM44 5H45V4H44ZM56 5H57V4H56ZM68 5H69V4H68ZM68 5H67V7H68ZM157 5H159V4H157ZM157 5H156V6H157ZM198 5H199V4H198ZM63 6H64V5H63ZM63 6H62V7H63ZM79 6H80V5H79ZM132 6H133V5H132ZM148 6H149V5H148ZM187 6H188V5H187ZM201 6H202V5H201ZM240 6H241V4H240ZM251 6H252V5H251ZM11 7H12V6H11ZM26 7H27V6H26ZM32 7H33V5H32ZM41 7H42V6H40V8H41ZM59 7H60V6H58L57 8H59ZM70 7H71V6H70ZM73 7H74V5H73ZM76 7H78V6H76ZM154 7H155V6H154ZM158 7H159V6H158ZM160 7H161V6H160ZM160 7H159V8H160ZM174 7H175V4H174ZM193 7H194V6H193ZM244 7H245V6H244ZM9 8H10V7H9ZM21 8H22V7H21ZM21 8H20V9H21ZM28 8H29V7H28ZM42 8H44V7H42ZM52 8H53V7H52ZM64 8H65V7H64ZM111 8L114 9L113 7H111ZM141 8H142V7H141ZM219 8H220V7H219ZM251 8H252V7H251ZM258 8H259V7H258ZM11 9H12V8H11ZM25 9H26V8H25ZM30 9H31V8H29V10H30ZM46 9H47V8H46ZM117 9H118V8H117ZM117 9H116V10H117ZM144 9H145V8H144ZM157 9H158V8H157ZM161 9H162V8H161ZM165 9H166V8H165ZM177 9H178V8H177ZM220 9H221V8H220ZM253 9H254V8H252V10H253ZM14 10H15V9H14ZM14 10H13V11H14ZM31 10H33V9H31ZM40 10H41V9H40ZM44 10H45V9H44ZM53 10H55V9L53 8ZM72 10H73V9H72ZM168 10H169V9H168ZM178 10H179V9H178ZM185 10H186V9H185ZM195 10H196V9H195ZM224 10H225V9H224ZM236 10H237V9H236ZM244 10H246V9L244 8ZM244 10H243V11H244ZM13 11H12V12H13ZM37 11H38V8H37ZM46 11H47V10H46ZM49 11H50V10H49ZM61 11H63V10H61ZM69 11H70V10H69ZM75 11H76V9H75ZM79 11H80V10H79ZM148 11H150V10H148ZM158 11H161V10H158ZM158 11H157V12H158ZM163 11H164V10H163ZM193 11H194V10H193ZM7 12H8V11H7ZM7 12H6V13H7ZM12 12H11V13H12ZM15 12H16V11H15ZM26 12H27V11H26ZM28 12H29V11H28ZM33 12H34V11H33ZM58 12H59V11H58ZM58 12H57V13H58ZM67 12H68V11H67ZM73 12H74V11H73ZM82 12H83V11H82ZM82 12H80V14H81ZM113 12H115V11H113ZM151 12H152V11H151ZM155 12H156V11H155ZM196 12H197V11H196ZM213 12H214V11H213V9H212V13H213ZM218 12H219V11H218ZM221 12H222V11H221ZM236 12H237V11H236ZM0 13H1V12H0ZM11 13H10V14H11ZM34 13H35V12H34ZM46 13H48V12H46ZM51 13H52V12H51ZM54 13H56V12H54ZM68 13H69V12H68ZM139 13H140V12H139ZM142 13H143V11H142ZM165 13H166V12H165ZM173 13H174V12H173ZM177 13H178V12H177ZM215 13H216V12H215ZM230 13H231V12H230ZM234 13H235V11H234ZM13 14H14V13H13ZM30 14H31V12H30ZM35 14H36V13H35ZM82 14H83V13H82ZM108 14H109V13H108ZM115 14H116V13H115ZM120 14H122V13H120ZM160 14H161V13H160ZM175 14H176V13H175ZM189 14H190V13H189ZM191 14H192V13H191ZM200 14H201V13H200ZM200 14H199V15H200ZM219 14H220V13H219ZM222 14H223V12H222ZM225 14H226V13H225ZM228 14H229V13H228ZM231 14H232V13H231ZM3 15H5V14H3ZM17 15H19V14L17 13ZM37 15H38V14H37ZM41 15H44L43 12H42ZM56 15H57V14H56ZM59 15H60V14H59ZM113 15H114V14H113ZM125 15H126V14H125ZM132 15H133V13H132ZM135 15H136V14H135ZM144 15H145V14H144ZM152 15H153V14H152ZM162 15H163V14H162ZM166 15H167V14H166ZM185 15H186V14H185ZM202 15H203V14H202ZM244 15H245V14H244ZM244 15H243V16H244ZM262 15H263V14H262ZM1 16H2V15H1ZM12 16H15V15H12ZM68 16H69V15H68ZM118 16H119V15H118ZM121 16H122V15H121ZM130 16H131V15H130ZM146 16H147V15H146ZM174 16H175V15H174ZM176 16H177V15H176ZM193 16H194V14H193ZM214 16H215V14H214ZM230 16H232V15H230ZM233 16H234V15H233ZM252 16H253V15H252ZM252 16H251V17H252ZM254 16H255V15H254ZM256 16L258 17V15H256ZM6 17H7V16H6ZM49 17H50V15H49ZM69 17H70V16H69ZM74 17H75V16H74ZM74 17H73V18H74ZM116 17H117V15H116ZM122 17H123V16H122ZM131 17H132V16H131ZM136 17H137V16H136ZM141 17H142V16H141ZM143 17H144V16H143ZM143 17H142V18H143ZM156 17H157V16H156ZM156 17H155V18H156ZM182 17H184V16H182ZM182 17H181V18H182ZM190 17H191V16H190ZM197 17H198V16H197ZM211 17H212V16H211ZM215 17H216V16H215ZM215 17H214V18H215ZM261 17H262V16H261ZM108 18H109V17H108ZM117 18H118V20L120 19V17H117ZM138 18H139V17H138ZM179 18H180V17H179ZM222 18H224V17H222ZM222 18H221V19H222ZM254 18H255V17H254ZM10 19H11V17H10ZM12 19H13V18H12ZM15 19L17 20V18H14V20H15ZM60 19H61V18H60ZM74 19H75V18H74ZM131 19H132V18H131ZM159 19H160V18H159ZM163 19H164V18H163ZM165 19H166V18H165ZM165 19H164V20H165ZM191 19H192V18H191ZM238 19H239V17H238ZM242 19H243V17H242ZM245 19H246V18H245ZM18 20H20V18H19ZM22 20H23V19H22ZM55 20H56V19H55ZM126 20H127V19H126ZM144 20H145V19H144ZM182 20H183V19H182ZM189 20H190V19H189ZM192 20H194V19H192ZM217 20H218V19H217ZM236 20H237V19H236ZM262 20H263V19H262ZM28 21H29V20H28ZM121 21H123V20H121ZM137 21H139V19H138ZM146 21H147V20H146ZM156 21L158 22L157 19H156ZM156 21H155V22H156ZM159 21H160V20H159ZM166 21H167V19H166ZM185 21H186V19H185ZM212 21H213V20H212ZM238 21H239V20H238ZM1 22L3 23L2 20H1ZM6 22H7V21H6ZM6 22L4 23V27H5ZM8 22H10V20H9ZM8 22H7V23H8ZM21 22H22V21H21ZM23 22H24V21H23ZM23 22H22V23H23ZM54 22H55V21H54ZM134 22H136V21H134ZM139 22H140V21H139ZM155 22H154V23H155ZM183 22H184V21H183ZM217 22H218V21H217ZM219 22H221V21L219 20ZM222 22H223V21H222ZM222 22H221V23H222ZM242 22H243V21H242ZM262 22H263V21H262ZM2 23H1V24H2ZM10 23H11V22H10ZM12 23H13V22H12ZM18 23H19V22H18ZM24 23H26V22H24ZM112 23H113V22H112ZM142 23H143V22H142ZM166 23H167V22H166ZM172 23H173V22H172ZM174 23H175V22H174ZM180 23H181V22H180ZM185 23H186V22H185ZM191 23H192V22H191ZM223 23H225V22H223ZM243 23H244V22H243ZM16 24H17V23H16ZM30 24H31V22H30ZM33 24H34V23H33ZM35 24H36V23H35ZM122 24H123V22H122ZM134 24H135V23H134ZM139 24H141V23H139ZM148 24H149V23H148ZM181 24H182V23H181ZM202 24H203V23H202ZM204 24H206V23H204ZM209 24H210V23H209ZM217 24H218V23H217ZM248 24H249V23H248ZM17 25H18V24H17ZM24 25H25V24H24ZM40 25H41V24H40ZM92 25H93V24H92ZM124 25H125V24H124ZM143 25H144V24H143ZM214 25H215V24H214ZM223 25H224V24H223ZM223 25H222V26H223ZM242 25H243V24H242ZM245 25H246V24H245ZM251 25H253V24H251ZM263 25H264V24H263ZM7 26H8V25H7ZM7 26H6V27H7ZM152 26H153V25H152ZM154 26H155V25H154ZM173 26H174V25H173ZM194 26H195V25H194ZM222 26H221V27H222ZM234 26H235V25H234ZM248 26H249V25H248ZM2 27H3V26H2ZM4 27H3V28H4ZM14 27H15V25H14ZM14 27H12L13 29L10 27V30H11V29H12V30L10 31V30L8 29V33H9V32H18V31H20V30H24V29H21L20 25L18 26V27H20V29H17V26H16V29H15ZM27 27H28V26H27ZM27 27H26V28H27ZM34 27H35V26H34ZM41 27H43V26H41ZM44 27H45V26H44ZM124 27H125V26H124ZM143 27H145V26H143ZM182 27H183V26H182ZM192 27H193V26H192ZM32 28H33V27H32ZM54 28H55V27H54ZM82 28H84V27H82ZM91 28H92V27H91ZM116 28H117V27H116ZM135 28L137 29V27H135ZM157 28H158V27H157ZM204 28H205V27H204ZM226 28H227V27H226ZM226 28H224V29H225V30L229 29V28H227V29H226ZM232 28H234V27H232ZM236 28H237V27H236ZM250 28H251V27H250ZM256 28H258V27H256ZM260 28H261V27H260ZM55 29H56V28H55ZM72 29H73V28H72ZM74 29H75V28H74ZM77 29H80V28L78 27ZM84 29H85V28H84ZM92 29H93V28H92ZM141 29H142V28H141ZM190 29H191V28H190ZM198 29H199V28H198ZM218 29H219V28H218ZM52 30H53V28H52ZM81 30H82V29H81ZM81 30H80V32H81ZM93 30H94V29H93ZM153 30H154V29H153ZM157 30H160V29H157ZM171 30H172V29H171ZM174 30H175V29H173V31H174ZM178 30H180V29H178ZM233 30H234V29H233ZM241 30H242V29H241ZM260 30H262V29H260ZM0 31H1V30H0ZM56 31H57V30H56ZM71 31H72V30H71ZM78 31H79V30H78ZM83 31H84V30H83ZM85 31H86V29H85ZM85 31H84V33H85ZM88 31H89V30H88ZM88 31H87V32H88ZM134 31H135V29H134ZM150 31H151V30H150ZM200 31H201V30H200ZM229 31H230V30H229ZM244 31H245V30H244ZM255 31H256V29H255ZM1 32H2V31H1ZM4 32H5V31H4ZM48 32H49V31H48ZM62 32L64 33L65 31L62 30ZM72 32H73V31H72ZM90 32H91V31H90ZM95 32H97V31H95ZM138 32H139V31H138ZM145 32H146V31H145ZM154 32H155V31H154ZM154 32H153V33H154ZM180 32H181V31H180ZM183 32H184V31H183ZM183 32H181V33H183ZM190 32H191V31H190ZM193 32H194V31H193ZM204 32H205V31H204ZM217 32H218V31H217ZM225 32H226V31H225ZM232 32H233V31H232ZM239 32H240V31H239ZM263 32H264V31H263ZM54 33H56V32H54ZM63 33H62V34H63ZM75 33H76V32H75ZM75 33H74V34H75ZM77 33H78V32H77ZM82 33H83V32H82ZM120 33H121V31H120ZM131 33H132V32H131ZM174 33H175V32H174ZM174 33H172V34H174ZM191 33H192V32H191ZM196 33H197V32H196ZM201 33H202V32H201ZM211 33H212V32H211ZM215 33H216V32H215ZM222 33H224V32H222ZM235 33H236V32H235ZM241 33H242V32H241ZM254 33H255V32H254ZM1 34H2V33H1ZM57 34H58V32H57ZM57 34H56V35H57ZM68 34H69V33H68ZM96 34H97V33H96ZM121 34H123V33H121ZM132 34H133V33H132ZM137 34H139V33H137ZM143 34H144V33H143ZM148 34H149V33H148ZM155 34H156V33H155ZM197 34H199V33H197ZM205 34H206V33H205ZM239 34H240V33H239ZM243 34L245 35L244 32H243ZM251 34H252V33H251ZM258 34H259V33H258ZM60 35H61V34H60ZM70 35H71V34H70ZM77 35H78V34H77ZM79 35H80V33H79ZM101 35H102V34H101ZM174 35H176V33H175ZM209 35H210V34H209ZM215 35H216V34H215ZM237 35H238V34H237ZM259 35H260V34H259ZM58 36H59V35H58ZM62 36H63V35H62ZM62 36H60V37H62ZM107 36H108V35H107ZM107 36H106V37H107ZM131 36H132V35H131ZM133 36H134V34H133ZM135 36H136V35H135ZM143 36H144V35H143ZM178 36H179V35H178ZM185 36H186V35H185ZM194 36H195V35H194ZM203 36H204V35H203ZM216 36H218V35H216ZM222 36H223V35H222ZM232 36H233V35H232ZM242 36H243V35H242ZM261 36H262V35H261ZM56 37H57V36H56ZM63 37H64V36H63ZM65 37H66V36H65ZM82 37H83V36H82ZM85 37H86V36H85ZM100 37H101V36H100ZM146 37H147V36H146ZM149 37H150V36H149ZM160 37H161V36H160ZM182 37H183V36H182ZM206 37H207V36H206ZM219 37H220V36H219ZM234 37L236 38V36H234ZM246 37H247V36H246ZM259 37H260V36H259ZM66 38H67V37H66ZM70 38H71V37H70ZM78 38H79V37H78ZM89 38H90V37H89ZM89 38H88V39H89ZM107 38H108V37H107ZM132 38H133V37H132ZM136 38H137V37H136ZM136 38H135V39H136ZM141 38H142V35H141ZM151 38H152V36H151ZM164 38H165V37H164ZM178 38H179V37H178ZM183 38H184V37H183ZM198 38H199V35H198ZM198 38H197V39H198ZM210 38H211V37H210ZM226 38H227V37H226ZM237 38H238V37H237ZM237 38H236V39H237ZM247 38H249V37H247ZM261 38H262V37H261ZM51 39H52V38H51ZM60 39H62V38H60ZM60 39H59V40H60ZM71 39H72V38H71ZM73 39H74V38H73ZM73 39H72V40H73ZM85 39H86V38H85ZM88 39H87V40H88ZM103 39H104V38H103ZM109 39H110V38H109ZM137 39H138V38H137ZM173 39H174V38H173ZM173 39H172V40H173ZM192 39H193V38H192ZM192 39H191V40H192ZM206 39H207V38H206ZM206 39H205V40H206ZM218 39H219V38H218ZM227 39H228V38H227ZM243 39H244V37H243ZM72 40H71V41H72ZM79 40H80V39H79ZM105 40H106V38H105ZM183 40H186V39H183ZM201 40H202V39H201ZM209 40H210V39H209ZM222 40H223V39H222ZM233 40H234V38H233ZM244 40H245V39H244ZM247 40H248V39H247ZM27 41H28V38L25 37V38L21 41V43H20L19 45H22V44H24V43L27 42ZM54 41H57V40H54ZM67 41H68V40H66V42H67ZM71 41H70V42H71ZM74 41H76V40H74ZM93 41H94V40H93ZM142 41H143V40H142ZM142 41H141V42L138 41V42L142 43ZM147 41H148V40H147ZM149 41H151V40H149ZM180 41H182V40H179V42H180ZM187 41H188V40H187ZM199 41H200V40H199ZM220 41H221V40H220ZM231 41H232V40H231ZM251 41H252V40H251ZM254 41H256V40H253V42H254ZM258 41H259V40H258ZM258 41H257V42H258ZM48 42H49V41H48ZM58 42H60V41H58ZM68 42H69V41H68ZM78 42H79V41H78ZM86 42H87V41H86ZM110 42H111V39H110ZM110 42H108V43H110ZM144 42H146V41H144ZM166 42H167V41H166ZM209 42H210V41H209ZM222 42H223V41H222ZM237 42H238V41H237ZM240 42H241V41H240ZM244 42H247V41H244ZM54 43H55V42H54ZM54 43H53V44H54ZM60 43H61V42H60ZM88 43H89V42H88ZM123 43H124V42H123ZM151 43H152V42H151ZM151 43H150V44H151ZM155 43H156V42H155ZM155 43H154V44H155ZM177 43H178V42H177ZM204 43H206V42H204ZM37 44H38V43H37ZM62 44H63V43H62ZM64 44H65V43H64ZM106 44H107V43H106ZM118 44H119V43H118ZM175 44H176V43H174V46H175ZM209 44H211V43H209ZM215 44H216V43H215ZM221 44H222V43H221ZM252 44H254V43H252ZM55 45H56V43H55ZM66 45H67V44H66ZM66 45H65L64 47H66ZM68 45H69V44H68ZM68 45H67V46H68ZM73 45H74V44H73ZM82 45H83V43H82ZM90 45H91V44H90ZM94 45H95V43H94ZM100 45H101V44H100ZM100 45H99V46H100ZM102 45H103V44H102ZM104 45H105V44H104ZM113 45H114V44H113ZM142 45H143V43H142ZM147 45H148V44H147ZM207 45H208V44H207ZM224 45H225V44H224ZM262 45H263V44H262ZM3 46H6V45H3ZM3 46H2V47H3ZM50 46H51V45H50ZM56 46H57V45H56ZM69 46H70V45H69ZM86 46H88V44H86ZM92 46H93V44H92ZM116 46H117V45H116ZM148 46H149V45H148ZM160 46H161V45H160ZM213 46H214V45H213ZM236 46H237V45H236ZM245 46H246V45H245ZM58 47H59V46H58ZM61 47H62V45H61ZM73 47L75 48V46H73ZM89 47H90V46H89ZM144 47H145V45H144ZM144 47H143V48H144ZM150 47H151V46H150ZM169 47H170V46H169ZM171 47H172V46H171ZM47 48H48V47H47ZM49 48H50V47H49ZM52 48H53V45H52ZM52 48H51V49H52ZM54 48H55V47H54ZM56 48H57V47H56ZM71 48H72V47H71ZM80 48H81V47H80ZM110 48H111V47H110ZM147 48H148V47H147ZM165 48H166V46H165ZM212 48H213V47H212ZM222 48H223V47H222ZM234 48H236V47H234ZM234 48H233V49H234ZM242 48H243V46H242ZM244 48H245V47H244ZM251 48H253V47H251ZM254 48H255V47H254ZM42 49H43V48H42ZM42 49H41V51H42ZM61 49H62V48H61ZM75 49H76V48H75ZM82 49H83V47H82ZM88 49H89V48H87L86 50H88ZM106 49H107V48H106ZM106 49H105V50H106ZM132 49H133V47H132ZM155 49H156V48H155ZM159 49H160V48H159ZM181 49H182V48H181ZM184 49H186V48H184ZM190 49H191V48H190ZM197 49H198V48H197ZM210 49H211V48H210ZM246 49H247V48H246ZM44 50H45V49H44ZM46 50H47V49H46ZM68 50H69V49H68ZM79 50H80V49H79ZM79 50H78V51H79ZM86 50H84V51L86 52ZM102 50H103V47H102ZM148 50H149V49H148ZM164 50H165V49H164ZM170 50H171V48H170ZM187 50H188V49H187ZM187 50H186V51H187ZM192 50H193V49H192ZM198 50H199V49H198ZM212 50H213V49H212ZM217 50H218V49H217ZM222 50H223V49H222ZM227 50H228V49H227ZM256 50H257V49H255V51H256ZM62 51H63V49H62ZM89 51H90V49H89ZM106 51H107V50H106ZM109 51H110V50H109ZM134 51H135V50H134ZM138 51H139V50H138ZM145 51H146V49H145ZM183 51H184V50H183ZM186 51H185V54H186ZM189 51H190V50H189ZM238 51H239V49H238ZM258 51H259V50H258ZM43 52H44V51H43ZM45 52H46V51H45ZM45 52H44V53H45ZM54 52H55V51H54ZM60 52H61V51H60ZM65 52H66V50H65ZM76 52H77V51H76ZM98 52H99V51H98ZM98 52H97V53H98ZM107 52H108V51H107ZM150 52H151V51H150ZM155 52H156V51H155ZM160 52H161V51H160ZM174 52H175V51H174ZM176 52H177V51H176ZM200 52H201V51H200ZM239 52H240V51H239ZM242 52H244V51H242ZM246 52H247V51H246ZM35 53H36V52H35ZM41 53H42V52H41ZM41 53H40V54H41ZM47 53H48V52H47ZM58 53H59V52H58ZM78 53H79V52H78ZM86 53H87V52H86ZM88 53H89V52H88ZM103 53H104V51H103ZM108 53H109V52H108ZM111 53H112V51H111ZM124 53H125V52H124ZM130 53H131V52H130ZM252 53H253V52H252ZM257 53H258V52H257ZM32 54H33V53H32ZM55 54H56V53H55ZM59 54H60V53H59ZM64 54H65V53H63V55H64ZM90 54H91V53H90ZM104 54H105V53H104ZM115 54H117V52H116ZM127 54H128V53H127ZM127 54H126V55H127ZM145 54H146V53H145ZM148 54H149V53H148ZM152 54H153V53H152ZM164 54H165V53H164ZM172 54H174V53H172ZM193 54H194V53H193ZM200 54H201V53H200ZM228 54H229V53H228ZM234 54H235V53H234ZM239 54H240V53H239ZM18 55H19V54H18ZM27 55H28V54H27ZM29 55H31V54H29ZM38 55H39V54H38ZM69 55H70V54H69ZM69 55H68V56H69ZM74 55H75V54H74ZM88 55H89V54H88ZM146 55H147V54H146ZM161 55H162V54H161ZM204 55H205V54H204ZM211 55H212V54H211ZM246 55H247V54H246ZM34 56H35V55H34ZM40 56H41V55H40ZM43 56H45V54H44ZM46 56H47V55H46ZM53 56H54V55H53ZM53 56H52L51 59H53ZM70 56H71V55H70ZM90 56H91V55H90ZM96 56H97V54H96ZM96 56H95V57H96ZM110 56H111V55H110ZM112 56H113V55H112ZM127 56H129V55H127ZM151 56H152V55H151ZM156 56H157V54H156ZM168 56H169V55H168ZM178 56H179V54H178ZM180 56H181V55H180ZM188 56H189V55H188ZM188 56H187V57H188ZM201 56H202V55H201ZM212 56H213V55H212ZM241 56H242V55H241ZM258 56H259V55H258ZM260 56H261V55H260ZM19 57H20V56H19ZM28 57H29V56H28ZM30 57H31V56H30ZM38 57H39V56H37V58H38ZM72 57H73V55H72ZM92 57H93V56H92ZM97 57H98V56H97ZM114 57H115V56H114ZM142 57H143V56H142ZM147 57H148V55H147ZM154 57H155V56H154ZM185 57H186V56H185ZM196 57H197V56H196ZM204 57H205V56H204ZM213 57H214V56H213ZM243 57H244V56H243ZM251 57H252V56H251ZM263 57H264V56H263ZM0 58H2V57L0 56ZM44 58H45V57H44ZM55 58H56V56H55ZM66 58H67V57H66ZM76 58H77V57H76ZM78 58H79V57H78ZM99 58H100V57H99ZM108 58H109V57H108ZM150 58H151V57H150ZM152 58H153V57H152ZM188 58H189V57H188ZM239 58H241V57H239ZM253 58H254V57H253ZM258 58H259V57H258ZM4 59H5V58H4ZM4 59H3V60H4ZM40 59H42V58H39V60H40ZM49 59H50V58H49ZM51 59H50V60H51ZM58 59H59V58H58ZM103 59H104V58H103ZM112 59H113V58H112ZM118 59H119V57H118ZM120 59H121V58H120ZM122 59H123V58H122ZM139 59H140V58H139ZM184 59H185V58H184ZM196 59H197V58H196ZM200 59H201V58H200ZM220 59H221V58H220ZM8 60H9V59H7L6 61H8ZM21 60H23V59H21ZM47 60H48V59H47ZM60 60H61V58H60ZM63 60H64V58H63ZM70 60H71V59H70ZM109 60H110V59H109ZM149 60H150V59H149ZM178 60H179V59H178ZM181 60H182V59H181ZM190 60H191V58H190ZM213 60H214V59H213ZM252 60H254V59H252ZM252 60H251V61H252ZM1 61H2V60H1ZM11 61H12V60H11ZM11 61H10V62H11ZM17 61L19 62L18 59H17ZM30 61H31V60H30ZM35 61H36V60H35ZM57 61H58V60H57ZM113 61H114V60H113ZM116 61H117V60H116ZM119 61H120V60H119ZM119 61H118V62H119ZM121 61H122V60H121ZM121 61H120V62H121ZM150 61H151V60H150ZM155 61H156V60H155ZM155 61L152 60L151 62H155ZM169 61H170V60H169ZM173 61H174V60H173ZM204 61H205V59L203 60V62H204ZM223 61H224V60H223ZM3 62H4V61H3ZM10 62H9V65H10ZM32 62H33V61H32ZM55 62H56V61H55ZM60 62H61V61H60ZM63 62H64V61H63ZM72 62H73V60L71 61V65H72ZM123 62H124V61H123ZM162 62H163V60H162ZM165 62H166V59H165ZM167 62H168V61H167ZM213 62H214V61H213ZM5 63H8V62H5ZM15 63H16V62H15ZM28 63H29V62H28ZM53 63H54V61H53ZM57 63H58V62H56V64H57ZM68 63H69V62H68ZM125 63H126V62H125ZM127 63H128V62H127ZM155 63H156V62H155ZM176 63H177V62H176ZM176 63H175V64H176ZM198 63H199V62H198ZM214 63H215V62H214ZM224 63H225V62H224ZM233 63H234V62H233ZM260 63H261V62H260ZM11 64H12V62H11ZM19 64H20V63H19ZM21 64H22V63H21ZM31 64H32V63H31ZM58 64H59V63H58ZM120 64H121V63H120ZM139 64H140V61H139ZM156 64H157V63H156ZM175 64H174V65H175ZM178 64H179V63H178ZM201 64H202V63H201ZM230 64H231V62H230ZM246 64H247V63H246ZM13 65H14V64H12V66H13ZM60 65H61V64H60ZM75 65H76V64H75ZM122 65H123V64H122ZM169 65H170V64H169ZM174 65H173V66H174ZM196 65H198V64L196 63ZM196 65H195V66H196ZM206 65H207V64H206ZM253 65H254V64H253ZM14 66H15V65H14ZM29 66H31V65H29ZM29 66H28V67H29ZM34 66H35V65H34ZM55 66H56V65H55ZM67 66H68V65H67ZM78 66H79V65H78ZM214 66H215V65H214ZM224 66H225V65H224ZM228 66H229V65H228ZM234 66H235V65H234ZM10 67H11V66H10ZM28 67H27V68H28ZM37 67H38V66H37ZM53 67H54V65H53ZM53 67H52V68H53ZM59 67H60V66H59ZM65 67H66V66H65ZM124 67H125V66H124ZM144 67H145V66H144ZM148 67H149V64H148ZM191 67H192V66H191ZM199 67H200V66H199ZM201 67H202V66H201ZM203 67H204V66H203ZM232 67H233V66H232ZM15 68H16V67H15ZM30 68H31V69L33 68V64H32V67H30ZM55 68H56V67H55ZM57 68H58V66H57ZM66 68H67V67H66ZM115 68H116V67H115ZM122 68H123V67H122ZM151 68H152V67H151ZM173 68H174V67H173ZM192 68H193V67H192ZM194 68H195V67H194ZM207 68H208V67H207ZM226 68H227V67H226ZM229 68H230V67H229ZM12 69H13V68H12ZM12 69H11V70H12ZM34 69H35V68H34ZM49 69H50V67H49ZM59 69H61V68H59ZM112 69H113V68H112ZM145 69H147V68L145 67ZM155 69H156V68H155ZM170 69H171V68H170ZM170 69H169V70H170ZM179 69H180V68H179ZM232 69H233V68H232ZM239 69H240V68H239ZM0 70H1V69H0ZM115 70H116V69H115ZM124 70H125V69H124ZM126 70H127V67H126ZM126 70H125V71H126ZM169 70H168V71H169ZM184 70H185V69H184ZM203 70H204V69H203ZM227 70H228V69H227ZM7 71H8V70H7ZM27 71H28V70H27ZM33 71H35V70H33ZM62 71H63V70H62ZM62 71H60V72H62ZM82 71H83V70H82ZM99 71H100V70H99ZM132 71H133V70H132ZM148 71H149V70H147V72H148ZM157 71H158V70H157ZM170 71H171V70H170ZM181 71H182V70H181ZM190 71H191V70H190ZM210 71H211V69H210ZM219 71H220V70H219ZM236 71H237V70H236ZM236 71H235V72H236ZM239 71H240V70H239ZM243 71H244V70H243ZM246 71H247V70H246ZM66 72H67V71H66ZM88 72H89V71H88ZM91 72H92V71H91ZM158 72H159V71H158ZM158 72H157V73H158ZM187 72H188V70H187ZM191 72H192V71H191ZM198 72H199V71H198ZM208 72H209V71H208ZM213 72H214V71H213ZM228 72H229V71H228ZM4 73H5V72H4ZM49 73H50V72H49ZM68 73H71V72H68ZM114 73H115V72H114ZM126 73H127V71H126ZM157 73H156V74H157ZM171 73H173V72L171 71ZM171 73H170V74L167 73V74H169V75L171 76V75H172ZM175 73H176V72H175ZM175 73H174V74H175ZM232 73H233V72H232ZM244 73H245V71H244ZM246 73H247V72H246ZM55 74H58V73H55ZM59 74H61V73H59ZM62 74H63V73H62ZM83 74H84V73H83ZM119 74H120V73H119ZM121 74H122V72H121ZM150 74H151V73H150ZM158 74L160 75V72H159ZM181 74H182V73H181ZM208 74H209V73H208ZM212 74H213V73H212ZM226 74H227V73H226ZM25 75H27V73H26ZM29 75H30V74H29ZM29 75H27V76H29ZM47 75H48V74H47ZM145 75H146V74H145ZM200 75H201V74H200ZM229 75H230V74H229ZM237 75H238V74H237ZM243 75H244V74H243ZM27 76H26V77H27ZM33 76H34V75H33ZM65 76H67V75H65ZM112 76H113V75H111L110 77H112ZM116 76H117V75H116ZM165 76H166V74H165ZM189 76H190V75H189ZM195 76H196V75H195ZM207 76H208V75H207ZM216 76H217V75H216ZM222 76H223V75H222ZM226 76H227V75H226ZM235 76H236V75H235ZM240 76H241V75H240ZM246 76H247V75H246ZM13 77H14V76H13ZM35 77H36V75H35ZM35 77H34V78H35ZM78 77H79V76H78ZM83 77H84V76H83ZM179 77H180V76H179ZM209 77H210V75H209ZM214 77H215V76H214ZM232 77H233V76H232ZM250 77H251V76H250ZM252 77H254V75H253ZM22 78H23V77H22ZM39 78H41V77H39ZM39 78H38V79H39ZM52 78H53V77H52ZM97 78H98V77H97ZM127 78H128V77H127ZM139 78H140V77H139ZM160 78H161V77H160ZM181 78H182V77H181ZM192 78H193V77H192ZM196 78H197V76H196ZM196 78L194 77L193 79H196ZM205 78H206V77H205ZM236 78H237V77H236ZM238 78H240V77H238ZM248 78H249V77H248ZM256 78H257V77H256ZM18 79H19V78H18ZM41 79H42V78H41ZM41 79H40V80H41ZM57 79H58V78H57ZM63 79H64V78H63ZM71 79H72V78H71ZM118 79H119V78H118ZM170 79H172V78H170ZM170 79H169V80H170ZM173 79H175V78H173ZM200 79H201V78H200ZM222 79H223V77H222ZM230 79H231V78H230ZM26 80H28V78H27ZM33 80H34V79H33ZM46 80H47V79H46ZM53 80H54V78H53ZM161 80H162V79H161ZM177 80H178V79H177ZM191 80H192V79H191ZM213 80H214V79H213ZM236 80H237V79H236ZM248 80H249V79H248ZM254 80H255V79H254ZM35 81H36V80H35ZM51 81H52V80H51ZM61 81H64V80H61ZM72 81H73V80H72ZM121 81H122V80H121ZM129 81H130V80H129ZM138 81H139V80H138ZM155 81H156V80H155ZM158 81H159V80H158ZM167 81H168V80H167ZM186 81H187V80H186ZM225 81H226V80H225ZM5 82H6V81H5ZM37 82H39V81H37ZM44 82H45V80H44ZM116 82H117V80H116ZM160 82H161V81H160ZM173 82H174V81H173ZM183 82H185V81H183ZM198 82H199V81H198ZM203 82H204V81H203ZM208 82H209V81H208ZM215 82H216V80H215ZM220 82H221V81H220ZM220 82H219V83H220ZM229 82H230V81H229ZM233 82H234V81H233ZM233 82H232V83H233ZM240 82H241V81H240ZM240 82H239L238 84H240ZM243 82H244V81H243ZM263 82H264V80H263ZM25 83H26V81H25ZM33 83H34V81H33ZM49 83H50V82H49ZM52 83H53V82H52ZM118 83H119V82H118ZM123 83H124V82H123ZM169 83H171V82H169ZM187 83H188V82H187ZM195 83H196V82H195ZM211 83H212V82H210V84H211ZM219 83H218V84H219ZM221 83H222V82H221ZM221 83H220V84H221ZM227 83H228V82H227ZM232 83H231V84H232ZM38 84H39V83H38ZM64 84H65V83H64ZM73 84H74V83H73ZM95 84H96V83H95ZM171 84H172V83H171ZM190 84H191V82H190ZM196 84H197V83H196ZM196 84H195V85H196ZM201 84H202V83H201ZM215 84H216V83H215ZM234 84H235V83H234ZM245 84H246V83H245ZM253 84H254V86H255V83H253ZM253 84H251V85H253ZM7 85H8V84H7ZM29 85H30V84H29ZM45 85H46V83H45ZM47 85H48V84H47ZM49 85H50V84H49ZM49 85H48V86H49ZM125 85H126V83H125ZM140 85H141V84H140ZM158 85H159V84H158ZM164 85H165V83H164ZM169 85H170V84H169ZM175 85H176V84H175ZM175 85H174V86H175ZM180 85H181V84H180ZM185 85H186V84H185ZM185 85H184V88L186 87ZM208 85H209V84H208ZM224 85H225V84H224ZM226 85H227V84H226ZM11 86H12V85H11ZM24 86H25V85H24ZM30 86H32V85H30ZM65 86H66V84H65ZM99 86H100V85H99ZM101 86H102V85H101ZM118 86H119V85H118ZM122 86H123V85H122ZM181 86H182V85H181ZM196 86H197V85H196ZM204 86H205V84H204ZM209 86H210V85H209ZM213 86H214V85H213ZM232 86H233V85H232ZM15 87H16V86H15ZM22 87H23V84H22ZM55 87H56V86H55ZM61 87H62V85H61ZM141 87H143V86H141ZM170 87H171V85H170ZM189 87H190V86H189ZM194 87H195V86H194ZM197 87H198V86H197ZM205 87H206V86H205ZM210 87H211V86H210ZM221 87H222V86H221ZM225 87L227 88V86H225ZM233 87H234V86H233ZM247 87H248V86H246V89H247ZM250 87H251V86H250ZM20 88H21V87H20ZM20 88H19V89H20ZM65 88H66V87H65ZM72 88H73V87H72ZM148 88H149V87H148ZM182 88H183V87H182ZM211 88H212V87H211ZM215 88H216V87H215ZM229 88H230V87H229ZM231 88H232V87H231ZM244 88H245V87H244ZM262 88H263V85H262ZM262 88H261V89H262ZM3 89H4V88H3ZM132 89H133V88H132ZM161 89H162V87H161ZM165 89H167V88H165ZM176 89H178V88H176ZM176 89H175L174 91L177 92ZM189 89H191V88H189ZM189 89H186V90H189ZM194 89H195V88H194ZM194 89H193V91H194ZM200 89H202V88H200ZM238 89H239V85H238ZM256 89H257V88H256ZM259 89H260V88H258V90H259ZM261 89H260V91H262ZM8 90H9V89H8ZM29 90H30V89H29ZM61 90H62V89H61ZM67 90H68V89H67ZM73 90H74V89H73ZM75 90H77V89H75ZM139 90H140V89H139ZM141 90H142V88H141ZM203 90H204V88H203ZM203 90H202V91H203ZM206 90H207V89H206ZM217 90H218V88H217ZM222 90H223V89H222ZM229 90H230V89H229ZM233 90H234V89H233ZM263 90H264V89H263ZM3 91H4V90H3ZM12 91H13V90H12ZM30 91H31V90H30ZM34 91H35V90H34ZM42 91H43V90H42ZM63 91H64V90H63ZM94 91H95V90H94ZM110 91H111V90H110ZM181 91H183V90L181 89ZM212 91H213V89H212ZM218 91H219V90H218ZM223 91H224V90H223ZM239 91H240V90H239ZM28 92H29V91H28ZM31 92H32V91H31ZM80 92H81V91H80ZM103 92H104V91H103ZM124 92H126V91H124ZM140 92H141V91H140ZM145 92H146V91H145ZM176 92H175V93H176ZM185 92L188 93V91H185ZM189 92H190V91H189ZM205 92H207V91H205ZM208 92H209V91H208ZM214 92H215V91H214ZM214 92H213V93H214ZM227 92H228V90H227ZM236 92H237V91H236ZM254 92H255V91H254ZM8 93H9V92H8ZM14 93H15V92H14ZM17 93H18V92H17ZM26 93H27V92H26ZM34 93H35V92H34ZM60 93H61V92H60ZM67 93H68V91H67ZM88 93H89V92H88ZM154 93H155V92H154ZM164 93H165V92H164ZM170 93H171V92H170ZM183 93H184V91H183ZM220 93H221V92H220ZM225 93H226V92H225ZM247 93H248V92H247ZM3 94H4V93H3ZM15 94H16V93H15ZM27 94H28V93H27ZM39 94H41V93H39ZM63 94H64V93H62V95H63ZM86 94H87V93H86ZM110 94H111V93H110ZM141 94H142V93H141ZM151 94H153V92H152ZM177 94H178V92H177ZM200 94H201V96H202V93H200ZM206 94H207V93H206ZM210 94H211V93H209L208 95H210ZM214 94H215V93H214ZM214 94H212V95L214 96ZM223 94H224V93H223ZM257 94H258V93H257ZM4 95H5V94H4ZM22 95H23V94H22ZM89 95H90V94H89ZM93 95H94V94H93ZM136 95H138V94H136ZM142 95H143V94H142ZM164 95H165V94H164ZM171 95H172V94H171ZM181 95H182V94H181ZM181 95H180V97H181ZM191 95L193 96V94H191ZM195 95H196V94H195ZM195 95H194V97H195ZM197 95H198V94H197ZM215 95H216V94H215ZM218 95H219V93H218ZM218 95H217V96H218ZM233 95H234V94H233ZM238 95H239V94H238ZM247 95H248V94H247ZM250 95H251V94H250ZM263 95H264V94H263ZM12 96H14V95H12ZM17 96H18V95H17ZM20 96H21V95H20ZM26 96H27V95H26ZM29 96H30V95H29ZM59 96H60V95H58V97H59ZM73 96H74V95H73ZM97 96H98V95H97ZM108 96H110V95H108ZM111 96H112V95H111ZM156 96H157V94H156ZM167 96H168V95H167ZM178 96H179V95H178ZM199 96H200V95H199ZM228 96H229V95H228ZM3 97H4V96H3ZM52 97H53V96H52ZM56 97H57V96H56ZM168 97H169V96H168ZM182 97H183V95H182ZM207 97H208V96H207ZM226 97H227V95H226ZM252 97H253V95H252ZM1 98H2V97H1ZM17 98H18V97H17ZM29 98H30V97H29ZM62 98H63V97H62ZM64 98H66V97H64ZM81 98H82V97H81ZM86 98H87V97H86ZM151 98H152V97H151ZM183 98H184V97H183ZM185 98H186V97H185ZM187 98H188V97H187ZM192 98H193V97H192ZM197 98H198V97H197ZM197 98H195V99H197ZM205 98H206V97H205ZM205 98H204V99H205ZM213 98H214V97H213ZM216 98H217V97H216ZM238 98H239V97H238ZM249 98H250V97H249ZM253 98H254V97H253ZM261 98H262V96H261ZM10 99H11V97H10ZM12 99H14V98H12ZM21 99H22V97H21ZM24 99H25V98H24ZM24 99H23V101L26 102V100H24ZM79 99H80V98H79ZM83 99H84V98H83ZM83 99H82V101H83ZM153 99H154V98H153ZM159 99H161V98H159ZM170 99H171V98H170ZM188 99H189V98H188ZM214 99H215V98H214ZM222 99H223V98H222ZM246 99H247V98H246ZM254 99H255V98H254ZM30 100H31V99H30ZM30 100H29V101H30ZM44 100H45V99H44ZM57 100H58V99H57ZM149 100H150V99H149ZM177 100H178V99H177ZM179 100H180V99H179ZM189 100H190V99H189ZM205 100H206V99H205ZM217 100H218V99H217ZM258 100H259V99H258ZM258 100H257V101H258ZM6 101H7V100H6ZM62 101H63V100H62ZM71 101H72V100H71ZM91 101H92V100H91ZM107 101L110 102L109 100H107ZM142 101H143V100H142ZM155 101H156V100H155ZM181 101L184 102L183 99H181ZM194 101H195V100L193 99L192 102H194ZM198 101L200 102V100H197V102H198ZM218 101H219V100H218ZM218 101H217V102H218ZM261 101H262V99H261ZM2 102H3V98H2ZM52 102H53V101H52ZM59 102H60V101H59ZM63 102H64V101H63ZM63 102H62V104H64ZM67 102H68V101H67ZM127 102H128V101H127ZM152 102H153V101H152ZM162 102H163V101H162ZM176 102H177V101H176ZM187 102H188V100H187ZM197 102H196V103H197ZM204 102H205V101H204ZM207 102H209V101H207ZM211 102H212V101H211ZM211 102L209 103L210 105H212ZM215 102H216V101H215ZM17 103H18V101H17ZM26 103H27V102H26ZM115 103H116V102H115ZM212 103H213V102H212ZM218 103H220V102H218ZM218 103H217V104H218ZM222 103H223V101H222ZM237 103H238V102H237ZM22 104H23V102H22ZM24 104H25V103H24ZM24 104H23V105H24ZM27 104H28V103H27ZM40 104H41V103H40ZM48 104H49V102H48ZM53 104H54V102H53ZM60 104H61V103H60ZM69 104H70V103H69ZM71 104H72V102H71ZM71 104H70V105H71ZM116 104H117V103H116ZM137 104H138V103H137ZM139 104H140V103H139ZM142 104H143V103H142ZM162 104H163V103H162ZM173 104H174V103H173ZM178 104H179V103H178ZM187 104H188V103H187ZM189 104H191V103H189ZM194 104H195V103H194ZM198 104H199V103H198ZM201 104H202V102H201ZM54 105H55V104H54ZM64 105H65V104H64ZM74 105H75V104H74ZM90 105H91V104H90ZM112 105H113V104H112ZM143 105H144V104H143ZM184 105H185V104H184ZM202 105H203V104H202ZM214 105H215V104H214ZM218 105H219V104H218ZM20 106H21V105H20ZM61 106H62V105H61ZM92 106H94V104H93ZM96 106H97V105H96ZM108 106H109V105H108ZM115 106H116V105H115ZM119 106H120V105H119ZM140 106H141V105H140ZM150 106H151V105H150ZM152 106H153V105H152ZM175 106H176V104H175ZM185 106H186V105H185ZM223 106H224V105H223ZM253 106H254V105H253ZM10 107H11V106H10ZM10 107H9V108H10ZM24 107H25V106H24ZM30 107H31V105H30ZM37 107H38V106H37ZM113 107H114V106H113ZM113 107H111V108H113ZM141 107H142V106H141ZM162 107H163V105H162ZM198 107H199V106H198ZM215 107H216V106H215ZM50 108H51V107H50ZM54 108H55V107H54ZM57 108H58V107L56 106V109H57ZM59 108H60V107H59ZM59 108H58V110H59ZM62 108H63V107H62ZM62 108H61V110H62ZM68 108H69V107H68ZM68 108H67V109H68ZM106 108H107V107H106ZM115 108H116V107H115ZM115 108H113V109H115ZM126 108H127V107H126ZM142 108H143V107H142ZM147 108H148V107H147ZM167 108H168V107H167ZM188 108H189V107H188ZM190 108H191V107H190ZM190 108H189V109H190ZM200 108H201V107H200ZM204 108H205V107H204ZM3 109H4V108H3ZM22 109H23V108H22ZM28 109H31V108H28ZM28 109H27V111H29ZM35 109H36V108H35ZM51 109H52V108H51ZM65 109H66V108H65ZM65 109H63V110H65ZM69 109H70V108H69ZM81 109H82V108H81ZM134 109H135V108H134ZM140 109H141V108L138 107V110H140ZM162 109H163V108H162ZM168 109H169V108H168ZM9 110H10V109H9ZM32 110H34V108H32ZM116 110H117V109H116ZM147 110H148V109H147ZM149 110H150V109H149ZM153 110H154V109H153ZM203 110H204V109H203ZM210 110H211V109H210ZM210 110H209V111H210ZM16 111H18V110L16 109ZM21 111H22V110H21ZM25 111H26V109H25ZM66 111H67V110H66ZM70 111L73 112L74 110H70ZM121 111H123V110H121ZM136 111H137V110H136ZM140 111H141V110H140ZM142 111H143V110H142ZM144 111H145V109H144ZM206 111H207V110H206ZM3 112H5V111H3ZM3 112H2V113L0 112V114H1V115H2V114L5 115ZM10 112H11V111H10ZM22 112H23V111H22ZM67 112H68V111H67ZM99 112H100V111H99ZM113 112H115V110H114ZM125 112L127 113V110H125ZM149 112H150V111H149ZM181 112H182V111H181ZM186 112H187V111H186ZM198 112H199V111H198ZM200 112H202V111L200 110ZM251 112H252V111H251ZM7 113H8V112H7ZM13 113H14V111H13ZM13 113H12V114H13ZM18 113H21V112H18ZM32 113H34V112H31V114H32ZM59 113H60V112H58V116H61V115H59ZM88 113H90V112H88ZM88 113H87V115H88ZM93 113H94V112H93ZM95 113H98V111L95 112ZM111 113H112V111H111ZM116 113H118V112H116ZM116 113H115V114H116ZM139 113H140V112H139ZM160 113H161V112H160ZM205 113H206V112H205ZM211 113H212V112H211ZM220 113H221V112H220ZM8 114H9V113H8ZM22 114H23V113H22ZM26 114H28V113L26 112L25 115H26ZM31 114H30V115H31ZM35 114H37V113H35ZM42 114H43V113H42ZM52 114H53V113H52ZM62 114H63V113H62ZM67 114H68V113H67ZM90 114H91V113H90ZM118 114H120V113H118ZM144 114H145V113H144ZM164 114H165V113H164ZM182 114H183V113H182ZM192 114H193V112H192ZM194 114H195V113H194ZM199 114H200V113H199ZM199 114H198V116H199ZM206 114H207V113H206ZM209 114H210V112H209ZM214 114H215V113H214ZM225 114H226V113H225ZM3 115H2V116H3ZM14 115H16V114L14 113ZM25 115H24V117H25ZM47 115L49 116V114H47ZM53 115H54V114H53ZM81 115H83V114H81ZM96 115H97V114H96ZM101 115H102V114H101ZM113 115H114V113H113ZM124 115H125V114H124ZM124 115H123V116H124ZM130 115H131V114H130ZM132 115H134V114H132ZM142 115H143V114H142ZM149 115H151V114H149ZM158 115H159V114H158ZM183 115H184V114H183ZM185 115H186V114H185ZM219 115H220V114H219ZM222 115H223V114H222ZM222 115H221V116H222ZM237 115H238V114H237ZM10 116H13V115L10 114ZM10 116H9V117H10ZM17 116H18V115H17ZM19 116H20V115H19ZM21 116H22V115H21ZM21 116H20V117H21ZM27 116H28V115H27ZM38 116H39V115H38ZM43 116H44V115H42L41 118H43ZM54 116H55V115H54ZM67 116H69V115H67ZM67 116H65V117H67ZM111 116H112V114H111ZM117 116H118V115H117ZM120 116H121V115H120ZM120 116H119V117H120ZM125 116H126V115H125ZM134 116H135V115H134ZM161 116H163V115H161ZM165 116H166V115H164V117H165ZM195 116H196V114H195ZM198 116H197V117H198ZM201 116H202V115H201ZM209 116H210V115H209ZM225 116H226V115H225ZM225 116H224V115L222 116L223 121H224V117H225ZM4 117H5V116H4ZM4 117H2V118H4ZM13 117H14V116H13ZM22 117H23V116H22ZM22 117H21V118H22ZM30 117H31V116H30ZM30 117H27V118H30ZM32 117H33V116H32ZM45 117H46V116H45ZM83 117H84V116H83ZM98 117H99V116H98ZM101 117H102V116H101ZM114 117H116V116H114ZM158 117H159V116H158ZM164 117H163V119H164ZM185 117H187V116H185ZM0 118H1V117H0ZM15 118H16V116H15ZM52 118H53V117H52ZM52 118H50V119L53 120ZM80 118H82V117H80ZM95 118H96V117H95ZM105 118H106V117H105ZM116 118H117V117H116ZM125 118H126V117H125ZM127 118H128V117H127ZM134 118H135V117H134ZM136 118H138V116H137ZM144 118H145V115H144ZM147 118H148L147 120L150 119V117H147ZM166 118H168V117H166ZM192 118H193V116H192ZM202 118H203V117H202ZM208 118H209V117H208ZM218 118H219V117H218ZM225 118H226V117H225ZM256 118H257V117H256ZM259 118H260V117H259ZM8 119H9V118H8ZM19 119H20V118H19ZM19 119H18V120H19ZM34 119H35V118H34ZM36 119H37V117H36ZM38 119H40V118H38ZM43 119H44V118H43ZM48 119H49V118H48ZM76 119H77V118H76ZM85 119H86V118H85ZM93 119H94V118H93ZM93 119H92V120H93ZM97 119H98V118H97ZM97 119H96V120H97ZM111 119H112V118H110V120H111ZM122 119H123V117H122ZM122 119H120V121H121ZM132 119H133V118H132ZM140 119H142V118H140ZM155 119H156V118H155ZM155 119H154V120H155ZM159 119H161V118H159ZM159 119H157V120H159ZM187 119H188V117H187ZM189 119H190V118H189ZM210 119H211V118H210ZM212 119H213V118H212ZM216 119H217V118H216ZM216 119H215V120H216ZM219 119L221 120V118H219ZM228 119H230V118H228ZM233 119H234V118H233ZM30 120H31V119H30ZM45 120H47V119L45 118ZM51 120H50V121H51ZM56 120H58V119H56ZM72 120H74V119H72ZM92 120H91V121H92ZM102 120H104V118H103ZM106 120H107V119H106ZM123 120H124V119H123ZM125 120H126V119H125ZM127 120H128V119H127ZM151 120H152V119H151ZM151 120H150V121H151ZM185 120H186V119H185ZM190 120H191V119H190ZM195 120H196V119H195ZM215 120H214V121H215ZM259 120H260V119H259ZM15 121H17V120L15 119ZM33 121H34V120H33ZM40 121H42V120H40ZM58 121H59V120H58ZM58 121H56V122H58ZM111 121H112V120H111ZM115 121H116V120H114V122H115ZM128 121H129V120H128ZM138 121H139V120H138ZM152 121H153V120H152ZM167 121H169V120H167ZM199 121H200V120H199ZM199 121H198V122H199ZM214 121H213V122H214ZM232 121H233V120H232ZM249 121H250V119H249ZM21 122H23V121L21 120ZM24 122H25V121H24ZM27 122H29V121H27ZM37 122H38V120H37ZM53 122H54V121H53ZM75 122H77V121H75ZM89 122H90V120H89ZM102 122L104 123V121H102ZM107 122H108V121H107ZM130 122H131V121H130ZM192 122H193V121H192ZM208 122H209V121H208ZM216 122H218V121L216 120ZM221 122H222V121H221ZM228 122H229V121H228ZM257 122H258V121H257ZM261 122H262V121H261ZM263 122H264V121H263ZM35 123H36V121H35ZM38 123H39V122H38ZM38 123H37V124H38ZM42 123H43V122H42ZM58 123H60V121H59ZM58 123H57V124H58ZM69 123H70V122H69ZM100 123H101V122H100ZM116 123H117V122H115L114 124L116 125ZM119 123H120V122H119ZM127 123H128V122H127ZM144 123H148L147 125L150 126L149 121H148V122L144 121ZM153 123H155V122H153ZM165 123H167V122H165ZM194 123H195V122H194ZM194 123H193V124H194ZM201 123H202V122H201ZM210 123H211V125H212V122H210ZM219 123H220V122H219ZM219 123H218V124H219ZM233 123H234V122H233ZM237 123H238V122H237ZM259 123H260V122H259ZM17 124H18V123H17ZM33 124H34V123H33ZM57 124H56V125H57ZM76 124H77V123H76ZM141 124H142V122H141ZM155 124H156V123H155ZM160 124H161V123H160ZM189 124H190V123H189ZM203 124H204V123H203ZM222 124H223V123H222ZM225 124H227V123H225ZM3 125H4V124H3ZM34 125H35V124H34ZM62 125H63V124H62ZM85 125H86V124H85ZM102 125H103V124H102ZM112 125H113V124H112ZM122 125H123V124H122ZM124 125H125V124H124ZM195 125H196V124H195ZM223 125H224V124H223ZM6 126H7V125H6ZM25 126H26V125H25ZM66 126H67V125H66ZM72 126H73V124H72ZM88 126H89V125H88ZM93 126H95V125H93ZM93 126H92V127H93ZM100 126H101V124H100ZM100 126H99V127H100ZM108 126H110V125H108ZM108 126H107V127H108ZM132 126H133V125H132ZM140 126H141V125H140ZM174 126H175V125H173V127H174ZM191 126H192V125H191ZM206 126H207V125H206ZM213 126H214V123H213ZM226 126H227V125H226ZM230 126H231V125H230ZM233 126H234V125H233ZM38 127H39V126H38ZM50 127L52 128V125H51ZM57 127H59V126L57 125ZM78 127H79V125H78ZM84 127H85V126H84ZM84 127H83V128H84ZM101 127L103 128V126H101ZM101 127H100V128H101ZM104 127H105V126H104ZM150 127H151V126H150ZM197 127H198V126H197ZM218 127H219V125H218ZM222 127H225V126H222ZM228 127H229V126H228ZM228 127H227V128H228ZM240 127H241V126H240ZM240 127H239V129H242V128H240ZM245 127H246V126H245ZM0 128H5V127H0ZM6 128L9 130L8 126H7ZM31 128H32V127H31ZM51 128H50V129H51ZM53 128H54V127H53ZM81 128H82V127H81ZM93 128H94V127H93ZM93 128H92V129H93ZM110 128H111V127H110ZM113 128H114V126H113ZM133 128H134V127H133ZM148 128H149V127H148ZM159 128H160V127H159ZM207 128H208V127H207ZM214 128H215V130L218 129V128H216V125H215ZM227 128H226V129H227ZM237 128H238V127H237ZM34 129H35V127H34ZM54 129H55V128H54ZM54 129H51V130H54ZM57 129H58V128H57ZM108 129H109V128H108ZM131 129H132V128H131ZM149 129H150V128H149ZM149 129H148V130H149ZM161 129H162V128H161ZM199 129L202 130L201 127H200ZM219 129H220V128H219ZM13 130H14V129H13ZM39 130L42 132L41 129H39ZM39 130H38V131H39ZM55 130H56V129H55ZM55 130H54V132H55ZM64 130H65V128H64ZM104 130H105V129H104ZM164 130H165V129H164ZM175 130H176V129H175ZM228 130H229V129H228ZM255 130H257V129L255 128ZM1 131H3V130L1 129ZM5 131H7V130L5 129ZM5 131H4V132H5ZM31 131H32V130H30L29 128H27V126H26V128H24V127H22V125H21V131H20V132L22 133L21 135L23 136V139H22V141H23V145L25 146L26 149H28L29 151H32V152H33V151H35V145L33 144V142L31 141V138H30V137H32V136H31ZM35 131H36V130H35ZM45 131H46V130H45ZM47 131H48V129H47ZM47 131L45 132V134L47 133ZM56 131H57V130H56ZM77 131H78V130H77ZM134 131H135V130H134ZM218 131H219V130H218ZM223 131H224V130H223ZM223 131H222V132H223ZM229 131H230V130H229ZM231 131H232V129H231ZM9 132H10V131H9ZM17 132H19V131L17 130ZM63 132H65V131H63ZM63 132H62V133H63ZM107 132H108V131H107ZM107 132H106V134H108ZM123 132H124V131H123ZM149 132H151V131H149ZM154 132H155V131H154ZM157 132H158V131H157ZM166 132H167V131H166ZM204 132H205V131H204ZM209 132L211 133L212 131H209ZM224 132H225V131H224ZM227 132H228V131H226V133H227ZM235 132H236V131L231 132V133L235 134ZM252 132H253V131H252ZM35 133H36V132H35ZM75 133H77V132H75ZM86 133H87V132H86ZM89 133H90V135H91V132H88V134H89ZM99 133H102V134H103V131H102V132H99ZM125 133H126V132H125ZM125 133H123V136L125 135ZM130 133L133 134V132H130ZM212 133H213V132H212ZM258 133H261V132H258ZM258 133H257L256 135H258ZM3 134H4V133H3ZM50 134H51V132H50ZM79 134H80V133H79ZM97 134H98V133H97ZM104 134H105V133H104ZM112 134H113V132H112ZM128 134H129V133H128ZM132 134H131V135H132ZM138 134L140 135V131H138ZM152 134H153V133H152ZM236 134H237V133H236ZM5 135H6V134H5ZM36 135H37V134H36ZM42 135H44L43 132H42ZM60 135H61V134H60ZM75 135H76V134H75ZM83 135H84V133H83ZM83 135H82V136H83ZM90 135H89V136H90ZM117 135H118V133H117ZM120 135H122V134H120ZM131 135H130V136H131ZM149 135H151V133H150ZM154 135H155V134H154ZM203 135H204V133H203ZM214 135H215V134H214ZM216 135H217V134H216ZM237 135H238V134H237ZM242 135H243V134H242ZM259 135H260V134H259ZM18 136H19V135H18ZM49 136H51V135H49ZM49 136L47 135V137H49ZM66 136H67V135H66ZM78 136H79V135H78ZM105 136H107V135H105ZM109 136H110V135H109ZM112 136H115V135H112ZM126 136H128V135L126 134ZM165 136H166V135H165ZM165 136H164V137H165ZM170 136H171V135H170ZM174 136H175V135H174ZM44 137H45V135H44ZM53 137H54V136H53ZM61 137H62V136H61ZM69 137H70V136H69ZM73 137H74V136H73ZM75 137H76V136H75ZM85 137H86V136H85ZM96 137H97V136H96ZM110 137H111V136H110ZM136 137H138V135H137ZM139 137H140V136H139ZM151 137H153V136H151ZM151 137H150V138H151ZM223 137H224V136H223ZM227 137H228V136H227ZM233 137H234V136H233ZM54 138H55V137H54ZM65 138H66V137H65ZM76 138H77V137H76ZM99 138H100V137H99ZM103 138H104V137H103ZM118 138H119V137H118ZM118 138H117V139H118ZM129 138H130V137H129ZM176 138H177V137H176ZM178 138H179V137H178ZM181 138H182V137H181ZM221 138H222V136H221ZM221 138H220V139H221ZM225 138H226V136H225ZM230 138H231V137H230ZM34 139H35V138H34ZM41 139H42V138H41ZM46 139H47V138H46ZM57 139H58V138H57ZM60 139H61V138H60ZM80 139H81V138H80ZM84 139H85V138H84ZM100 139H101V138H100ZM100 139H99V140H100ZM109 139H110V138H109ZM216 139H217V138H216ZM220 139H219V140H220ZM227 139H229V138H227ZM234 139H235V138H234ZM236 139H237V138H236ZM246 139H247V138H246ZM249 139H250V138H249ZM42 140H45V139H42ZM102 140H103V139H102ZM133 140H135V139H134V135H133ZM152 140H153V142H154V139H152ZM168 140H169V139H168ZM168 140H167V141H168ZM189 140H190V138H189ZM214 140H215V139H214ZM221 140H222V139H221ZM231 140H232V139H231ZM238 140H239V139H238ZM250 140H251V139H250ZM253 140H254V139H253ZM39 141H40V140H39ZM74 141H75V140H74ZM109 141H110V140H109ZM109 141H108V142H109ZM112 141H113V140H112ZM112 141H111V142H112ZM146 141H147V140H146ZM211 141H212V140H211ZM233 141H234V140H233ZM40 142H42V141H40ZM43 142L45 143V141H43ZM46 142H47V141H46ZM70 142H71V141H70ZM108 142H107V144H108ZM113 142H114V141H113ZM113 142H112V143H113ZM125 142H127V141H125ZM134 142H137V140L134 141ZM140 142H141V141H140ZM149 142H150V141H149ZM212 142H213V141H212ZM222 142H223V141H222ZM222 142H221V144H222ZM228 142H230V141H228ZM44 143H43V144H44ZM51 143H53V142L51 141ZM51 143H48V144L46 143V144H47V146H48V145L51 144ZM101 143H102V142H101ZM120 143H121V142H120ZM127 143H128V142H127ZM146 143H147V142H146ZM183 143H184V142H183ZM186 143H187V142H186ZM213 143H214V142H213ZM218 143H219V142H218ZM20 144H21V143H20ZM40 144H41V143H40ZM59 144H60V143H59ZM64 144H65V143H64ZM67 144H69V143H67ZM67 144H66V145H67ZM103 144H104V143H103ZM105 144H106V143H105ZM109 144H110V143H109ZM109 144H108V145H109ZM114 144H116V143H114ZM121 144L123 145V143H121ZM135 144H136V143H135ZM135 144H134V145H135ZM174 144H175V143H173L172 145H174ZM200 144H201V143H200ZM221 144H220V145H221ZM231 144H232V143H231ZM243 144H244V143H243ZM1 145H2V144H1ZM41 145H42V144H41ZM51 145H52V144H51ZM66 145H65V146H66ZM71 145H73L72 142H71ZM110 145H111V144H110ZM110 145H109V146H110ZM126 145H127V144H126ZM138 145H140V144L138 143ZM142 145H143V144H142ZM153 145H156V144H153ZM158 145H159V144H157L156 146H158ZM177 145H178V143H177ZM201 145H202V144H201ZM215 145H216V144H215ZM215 145H214V146H215ZM237 145H238V144H237ZM237 145H235V146H237ZM44 146H45V145H44ZM47 146H46V147H47ZM49 146H50V145H49ZM57 146L59 147V145H57ZM65 146H64V149H65ZM80 146H81V145H80ZM104 146H105V145H104ZM119 146H120V145H119ZM124 146H125V144H124ZM129 146H130V145H129ZM167 146H169V144H168ZM239 146H240V145H239ZM50 147H51V146H50ZM54 147H56V146L54 145L52 148H54ZM116 147H117V146H116ZM116 147H115V148H116ZM120 147L122 148V146H120ZM132 147H133V146H132ZM150 147H151V146H150ZM192 147H193V146H192ZM198 147H199V146H198ZM198 147H197V148H198ZM216 147H217V145H216ZM219 147H221V146H219ZM222 147H223V146H222ZM244 147H245V146H244ZM252 147H253V146H252ZM4 148H5V147H4ZM81 148H82V147H81ZM86 148L88 149V147H86ZM86 148H85V151L87 150ZM130 148H131V147H130ZM153 148H154V147H153ZM153 148H152V150H153ZM155 148H157V149H156V152H157V150H158L159 147H155ZM166 148H167V147H166ZM177 148H178V146H177ZM180 148H181V147H180ZM224 148H225V147H224ZM234 148H237V147H234ZM239 148H240V147H239ZM241 148H243V147H241ZM8 149H9V148H8ZM8 149H7V150H8ZM10 149H11V148H10ZM50 149H51V148H50ZM54 149H55V148H54ZM54 149H51V150H54ZM64 149H63V150H64ZM72 149H73V146H72ZM72 149H71V150H72ZM100 149H101V148H100ZM106 149H107V148H106ZM123 149H124V148H123ZM134 149L136 150V147H135ZM137 149H138V148H137ZM150 149H151V148H150ZM203 149H204V148H203ZM203 149H202V150H203ZM220 149H221V148H220ZM226 149H227V148H226ZM243 149H244V148H243ZM255 149H256V148H255ZM60 150H61V149H59V152H60ZM67 150H68V149H67ZM67 150H66V151H67ZM114 150H116V149H114ZM119 150H120V149H119ZM119 150H118V151H119ZM125 150H126V149H125ZM139 150H140V149H139ZM143 150H144V149H143ZM167 150H168V149H167ZM171 150H172V149H171ZM173 150H174V149H173ZM173 150H172V151H173ZM178 150H179V148H178ZM190 150H191V149H190ZM222 150H223V149H222ZM227 150H228V149H227ZM72 151H73V154H77L76 152L74 153V150H72ZM100 151H101V150H100ZM127 151H129V149H128ZM137 151H138V150H137ZM141 151H142V150H141ZM149 151H150V150H149ZM160 151L165 152V151H163L162 149H160ZM168 151H169V150H168ZM175 151H176V150H175ZM188 151H189V150H188ZM237 151H239V150H237ZM241 151H242V149H241ZM247 151H248V150H247ZM5 152H6V149H5ZM32 152H31V154H32ZM59 152H58V154H61V153H59ZM86 152H88V151H86ZM116 152H117V150H116ZM121 152H122V150H121ZM123 152H124V151H123ZM147 152H148V151H147ZM150 152H152V151H150ZM154 152H155V151H154ZM154 152H153V153H154ZM182 152H183V151H182ZM196 152H197V151H196ZM256 152H257V151H256ZM2 153H3V152H2ZM8 153H9V152H8ZM11 153H12V152H11ZM27 153H28V152H27ZM47 153H48V152H47ZM64 153H65V151H64ZM64 153H63V155H65ZM66 153H67V152H66ZM68 153H69V151H68ZM114 153H115V152H114ZM126 153H127V152H126ZM126 153H124V155H127V154H128V153H127V154H126ZM144 153H145V150H144ZM171 153H172V152H171ZM171 153H169V154H171ZM174 153H175V152H174ZM174 153H173V154H174ZM186 153H187V152H186ZM186 153H185V154H186ZM201 153H202V152H201ZM220 153H224V152L222 151V152H220ZM225 153H226V151H225ZM250 153H251V151H250ZM258 153H259V151H258ZM260 153H262V152H260ZM73 154H72V155H73ZM115 154H116V153H115ZM130 154H131V153H130ZM138 154H139V153H138ZM146 154H147V153H145V155H146ZM148 154L150 155V153H148ZM151 154H152V153H151ZM164 154H165V153H164ZM167 154H168V153H167ZM167 154H166V155H167ZM177 154H178V153H177ZM185 154H183V157H184ZM188 154L190 155V151H189ZM204 154H205V153H204ZM204 154H202V155H203V157H204V159H205ZM206 154H208V153H206ZM227 154H229V153L227 152ZM240 154H241V153H240ZM253 154H254V151H253ZM256 154H257V153H256ZM20 155H21V153H20ZM61 155H62V154H61ZM61 155H59V157H60ZM63 155H62V157H63ZM82 155H83V154H82ZM118 155L121 156V154H118ZM135 155H137V154H135ZM140 155H141V154H140ZM142 155H143V153H142ZM178 155H179V154H178ZM189 155H188V156H189ZM191 155H192V154H191ZM200 155H201V154H200ZM200 155H198V156L200 157ZM208 155H209V154H208ZM208 155H207V157H208ZM238 155H239V154H238ZM3 156H4V155H3ZM13 156H14V155H13ZM18 156H19V155H18ZM31 156H32V155H31ZM56 156H57V155H56ZM65 156H66V155H65ZM69 156H70V155H69ZM76 156H78V155H76ZM122 156H123V154H122ZM128 156H129V155H128ZM133 156H134V155H133ZM163 156H164V155H163ZM172 156H174V155H172ZM172 156H170V157H172ZM180 156H181V155H180ZM180 156H179V157H180ZM186 156H187V155H186ZM6 157H7V156H6ZM15 157H16V156H15ZM59 157H58V158H59ZM67 157H68V155H67ZM67 157H66V158H67ZM70 157H71V156H70ZM117 157H118V156H116L114 159H117ZM124 157H125V156H124ZM144 157H145V156H144ZM147 157H148V155H147ZM147 157H146V158H147ZM155 157H156V156H155ZM158 157H159V156H158ZM196 157H197V156H196ZM199 157L197 158V161L199 160ZM210 157H211V156H210ZM16 158H17V157H16ZM19 158H20V157H19ZM30 158H31V157H30ZM54 158H55V157H54ZM56 158H57V157H56ZM79 158H80V157H79ZM87 158H88V157H87ZM112 158H113V157H112ZM126 158H127V157H126ZM134 158H136V157H134ZM137 158H138V157H137ZM139 158H140V157H139ZM159 158L161 159V156H160ZM162 158H163V157H162ZM165 158H166V157H165ZM165 158H163V159H161V160L163 161V160H165ZM190 158H191V157H190ZM5 159H6V158H5ZM59 159H60V158H59ZM84 159H85V158H84ZM140 159H142V158H140ZM150 159H151V158H150ZM150 159H149V160H150ZM167 159H168V158H167ZM177 159H178V158H177ZM182 159H183V158H182ZM191 159H192V158H191ZM194 159H195V157H194ZM212 159L214 160V158H212ZM212 159H211V161H212ZM232 159H233V158H232ZM0 160H1V159H0ZM9 160H10V159H9ZM9 160H7V161L9 162ZM62 160H63V158H62ZM71 160H72V159H70V161H71ZM74 160H76V159L74 158ZM74 160H73V161H74ZM81 160H82V158H81ZM86 160H88V159H86ZM142 160H143V159H142ZM153 160H154V159H153ZM170 160H172V159H170ZM173 160H174V158H173ZM195 160H196V159H195ZM209 160H210V159H209ZM3 161H6V160H3ZM7 161H6V162H7ZM50 161H51V160H50ZM89 161H91V160H88L87 162H89ZM106 161H107V160H106ZM110 161L113 162V160H110ZM110 161H109V162H110ZM137 161H138V160H137ZM157 161H158V160H157ZM159 161H160V160H159ZM192 161H193V160H192ZM11 162H13V161H11ZM25 162H27V161H25ZM48 162H49V161H48ZM52 162H53V163H56V161H55V162L52 161ZM74 162H75V161H74ZM76 162H78V161L76 160ZM81 162H82V161H81ZM91 162H92V161H91ZM112 162H110V165L112 164ZM120 162H121V161H120ZM128 162H129V161H128ZM138 162H139V161H138ZM169 162H170V161H169ZM172 162H173V161H172ZM172 162H171V163H172ZM212 162H213V161H212ZM2 163H3V162H2ZM27 163H28V162H27ZM31 163H32V162H31ZM59 163H60V162H59ZM61 163H63V162H61ZM78 163H79V162H78ZM116 163H117V162H116ZM147 163H149V161H147ZM154 163H155V162H154ZM165 163H166V162H165ZM197 163H198V162H197ZM199 163H200V161H199ZM201 163H202V162H201ZM206 163H207V162H206V160H205V163H204V164H206ZM208 163L210 164V162H208ZM4 164H5V163H4ZM11 164H12V163H11ZM16 164H17V163H16ZM65 164H66V162H65ZM65 164L63 163V166H64ZM69 164H71V163H69ZM69 164H68V165H69ZM81 164H82V163H81ZM84 164L86 165L85 161H84L83 165H84ZM120 164H121V163H120ZM138 164H139V163H138ZM138 164H137V166H140V165H138ZM143 164H144V163H143ZM152 164H153V163H152ZM158 164H159V163H158ZM176 164H177V162H176ZM176 164H175L174 166H176ZM184 164H186V163H184ZM188 164H189V163H188ZM192 164H193V163H192ZM204 164H203V165H204ZM217 164H218V163H217ZM1 165H2V164H1ZM6 165H7V164H6ZM13 165H15L14 162H13ZM17 165H18V164H17ZM20 165H21V167H22V164H20ZM39 165H40V164H39ZM54 165H55V164H54ZM68 165H67V166H68ZM72 165H73V164H72ZM79 165H80V164H79ZM89 165L91 166V164H89ZM100 165H101V164H100ZM117 165H118V164H117ZM123 165H125V164H123ZM123 165H121V167H122ZM128 165H129V163L127 164V166H128ZM149 165H150V164H149ZM194 165H195V163H194ZM198 165H199V166H203V165H201V164H198ZM211 165L213 166V163H212ZM214 165H215V164H214ZM2 166H3V165H2ZM15 166H16V165H15ZM37 166H38V165H37ZM45 166H46V165H45ZM47 166H48V165H47ZM60 166H62V165H61V164L59 165V171H60ZM67 166H66V167H67ZM90 166H89V167H90ZM96 166H97V164H96ZM112 166H113V165H112ZM129 166L131 167L132 164L129 165ZM144 166H145V165H144ZM152 166H153V165H152ZM159 166H160V165H159ZM159 166H158V168H159ZM161 166H163V163H161ZM182 166H183V165H182ZM196 166H197V165H195V168H196ZM8 167H10V166L8 165ZM8 167H7V168H8ZM13 167H14V166H13ZM16 167H17V166H16ZM18 167H19V166H18ZM23 167H25V166H23ZM79 167H80V166H79ZM79 167H78V168H79ZM81 167H82V165H81ZM83 167H84V166H83ZM83 167H82V169H83ZM85 167H86V166H85ZM87 167H88V166H87ZM87 167H86V168H87ZM105 167H106V166H105ZM117 167H118V166H117ZM121 167L119 168L120 170L122 169ZM132 167H134V166H132ZM147 167H148V166H147ZM163 167H164V166H163ZM172 167H173V166H172ZM184 167H185V166H184ZM186 167H187V166H186ZM191 167H192V166H191ZM207 167H208V166H207ZM210 167H211V166H210ZM215 167H216V166H215ZM26 168H27V167H26ZM35 168H36V167H35ZM49 168H50V170H51V164H50V167H49ZM53 168H55V167H53ZM57 168H58V166H57ZM67 168H68V167H67ZM75 168H77V167H75ZM86 168H85V169H86ZM112 168L115 169L114 166H113ZM123 168H124V167H123ZM126 168H127V167H126ZM149 168H151V167H149ZM152 168H153V167H152ZM155 168H156V166H155ZM181 168H182V167H181ZM189 168H190V167H189ZM11 169H12V168H11ZM62 169H63V168H62ZM65 169H66V168H65ZM65 169H63V170H65ZM69 169H70V167H69ZM92 169H93V168H91L90 170H92ZM96 169H97V168H96ZM106 169H108V167H107ZM132 169L134 170V168H132ZM135 169H136V168H135ZM138 169H139V167H138ZM146 169H147V168H146ZM165 169H166V168H165ZM165 169H164V170H165ZM171 169H172V168H171ZM175 169H176V168H175ZM179 169H180V168H179ZM184 169L187 170V168H184ZM199 169H200V168H199ZM199 169H198V170H199ZM201 169H203V167H201ZM205 169H206V166H205ZM205 169H204V170H205ZM210 169H211V168H210ZM3 170H4V169H3ZM9 170H10V169H9ZM20 170H21V168H20ZM20 170H19V171H20ZM24 170H25V169H24ZM63 170H62V171H63ZM74 170H75V169H74ZM78 170H79V169H78ZM83 170H84V169H83ZM88 170H89V168H88ZM88 170H87V171H88ZM98 170H99V169H98ZM104 170H105V168H104ZM122 170H123V169H122ZM147 170H148V169H147ZM160 170H161V169H160ZM186 170H185V171H186ZM189 170H191V168L188 169L187 171H189ZM195 170H196V169H195ZM195 170H194V172H196ZM198 170H197V171H198ZM1 171H2V169H1ZM1 171H0V172H1ZM5 171H6V170H5ZM53 171H54V170H53ZM62 171H61V172H62ZM80 171H81V170H80ZM84 171H85V170H84ZM105 171H106V170H105ZM110 171H111V170H110ZM113 171H114V170H113ZM117 171H118V170H117ZM129 171H130V170H129ZM134 171H135V170H134ZM134 171H133V172H134ZM148 171H149V170H148ZM148 171H147V172H148ZM152 171H153V170H152ZM154 171H155V170H154ZM156 171H157V170H156ZM162 171H163V169H162ZM168 171H169V169H168ZM174 171H175V170H174ZM177 171L181 173V170H180V171L177 170ZM182 171H183V170H182ZM187 171H186V172H187ZM192 171H193V169H192ZM200 171H201V170H200ZM211 171H212V170H211ZM12 172H14V171H12ZM17 172H18V169H17ZM23 172H24V171H23ZM27 172H29V171H27ZM56 172H57V169H56ZM63 172H64V171H63ZM82 172H83V171H82ZM90 172H91V171H89V173H90ZM127 172H128V171H127ZM130 172H131V171H130ZM189 172H190V171H189ZM189 172H188V173H189ZM198 172H199V171H198ZM198 172H197V173H198ZM201 172H204V171H201ZM241 172H242V171H241ZM5 173H6V172H5ZM10 173H11V172H10ZM19 173H21V172H19ZM44 173H46V172H44ZM49 173H52V172H49ZM69 173H70V172H69ZM76 173H77V172H76ZM93 173H94V172H92V174H93ZM97 173H98V172H97ZM143 173H144V172H143ZM157 173H158V172H157ZM166 173H167V172H166ZM168 173H169V172H168ZM226 173H229V174H230V172H226ZM237 173H238V171H237ZM243 173H244V172H243ZM14 174H16V173L14 172V173H13V176H15ZM22 174H23V173H22ZM22 174H21V175H22ZM59 174H61V173H59ZM59 174H58V175H59ZM73 174H74V173H73ZM92 174H90V175H92ZM105 174H106V173H105ZM116 174H117V173H116ZM127 174H128V173H127ZM148 174H149V173H148ZM150 174H152V173H150ZM160 174H161V173H160ZM160 174H159V175H160ZM176 174H177V173H176ZM185 174H186V173H185ZM189 174H190V173H189ZM195 174H196V173H195ZM222 174H225V173H222ZM222 174H221V176H222ZM235 174H236V172H235ZM3 175H4V174H3ZM30 175H31V174H30ZM32 175H33V174H32ZM34 175H35V174H34ZM34 175H33V176H34ZM46 175H47V174H46ZM58 175H57V177H58ZM65 175L67 176L68 174L66 173ZM71 175H72V173H71L69 176H71ZM93 175H94V174H93ZM106 175H107V174H106ZM119 175H120V173H119ZM128 175H129V174H128ZM128 175H127V176H128ZM131 175H133V174H131ZM163 175H164V174H163ZM178 175H179V174H178ZM178 175H176L177 177H176V176H175V177L178 178ZM180 175H181V174H180ZM193 175H194V173H193ZM258 175H259V174H257V176H258ZM4 176H5V175H4ZM10 176H12V175H10ZM19 176H20V174H19ZM25 176H26V175H25ZM27 176H28V175H27ZM40 176H41V175H40ZM53 176H54V173H53ZM74 176H75V175H74ZM86 176H87V175H85V177H86ZM98 176H99V173H98ZM142 176H144V175L142 174ZM142 176H141V177H142ZM145 176H146V174H145ZM147 176H148V175H147ZM171 176H173V175L171 174ZM184 176H185V175H184ZM189 176H190V175H188L187 177H189ZM218 176H219V174L217 175V177H218ZM225 176H226V175H225ZM230 176H231V175H230ZM234 176H235V175H234ZM242 176H243V175H242ZM257 176H256V177H257ZM260 176H261V174H260ZM0 177H2V176H0ZM8 177H9V176H8ZM44 177H45V176H44ZM46 177H47V176H46ZM62 177H63V176L61 175V178H62ZM85 177L82 178V176H81L82 180H83ZM89 177H90V176H89ZM106 177H107V176H106ZM109 177H110V176H109ZM109 177H108V178H109ZM115 177H116V176H115ZM131 177H132V176H131ZM134 177H135V176H134ZM138 177H139V176H137V178H138ZM165 177H166V176H165ZM182 177H183V176H182ZM208 177H209V176H208ZM223 177H224V176H223ZM226 177H227V176H226ZM237 177H238V176H237ZM239 177H240V176H239ZM239 177H238V178H239ZM14 178H16V177H14ZM21 178H22V177H21ZM24 178H25V177H24ZM42 178H43V177H42ZM58 178L61 179L60 177H58ZM65 178H68V177H65ZM65 178H62V179H65ZM79 178H80V177H79ZM90 178H91V177H90ZM96 178L98 179L99 177H96ZM113 178H114V177H113ZM125 178H126V177H125ZM129 178H130V177H129ZM155 178H156V176H155V174H154V179H153V181L155 180ZM160 178H162V177H160ZM169 178L171 179V177H169ZM179 178H181V177H179ZM179 178H178V179H179ZM235 178H236V176H235ZM235 178L233 179V181H235ZM251 178H252V176H251ZM6 179H7V178H6ZM17 179H18V178H17ZM43 179H44V178H43ZM46 179H47V178H46ZM53 179H54V178H53ZM62 179H61V180H62ZM85 179H86V178H85ZM91 179H92V178H91ZM135 179H136V178H135ZM145 179H146V178H145ZM163 179H164V177H163ZM174 179H175V178H172L173 183L175 182ZM217 179H218V178H216V180H217ZM222 179H224V178H222ZM225 179H226V178H225ZM231 179H232V178H231ZM259 179H260V178H259ZM262 179H263V177H262ZM20 180H21V179H20ZM26 180H27V179H26ZM26 180H25V181H26ZM28 180H31V179H28ZM33 180H36V179L34 178ZM37 180H38V179H37ZM69 180H71L70 177H69ZM72 180H73V178H72ZM74 180H75V179H74ZM80 180H81V179H80ZM80 180L78 181V178H76L75 182H76V181L80 182ZM87 180H88V178H87ZM94 180H95V177H94ZM109 180H110V179H109ZM114 180H115V179H114ZM117 180H118V179H117ZM142 180H143V179H142ZM142 180H140V181H142ZM156 180H157V178H156ZM165 180L168 181V179H166V178H165ZM172 180H170V181L172 182ZM180 180H183V179H180ZM227 180H229V178H227ZM241 180H242V179H241ZM256 180H258V177H257ZM1 181H2V180H1ZM22 181H23V180H22ZM40 181H41V180H40ZM45 181H46V180H45ZM63 181H64V180H62V182H63ZM83 181H84V180H83ZM111 181H113V180H111ZM111 181H110V182H111ZM118 181H119V180H118ZM126 181H127V180H126ZM133 181H134V180H133ZM151 181H152V180H151ZM157 181H158V180H157ZM176 181H177V180H176ZM183 181H184V180H183ZM211 181H213V180H211ZM259 181H260V180H259ZM261 181H262V180H261ZM17 182H18V181H17ZM26 182H28V181H26ZM29 182H30V181H29ZM46 182H47V181H46ZM67 182H69V181H67ZM72 182H73V181H72ZM72 182H71V183H72ZM78 182H77V184H79V186H80V183H78ZM94 182H95V181H94ZM94 182H93V183L91 182V183L95 185L96 182H95V183H94ZM99 182H100V179H99ZM103 182H104V181H103ZM105 182H106V180H105ZM119 182H121V181H119ZM119 182H118V183H119ZM137 182H138V181H137ZM147 182H150V180L146 181V183H147ZM158 182H159V181H158ZM214 182H216V181H214ZM2 183H4V182H2ZM2 183H1V184H2ZM5 183H6V182H5ZM20 183H21V182H20ZM30 183H31V182H30ZM30 183H29V184H30ZM32 183H33V182H32ZM39 183H40V182H39ZM56 183H58V182H56ZM71 183H70V185L73 184V183H72V184H71ZM81 183H82V182H81ZM88 183H89V181H88ZM126 183H127V182H126ZM135 183H136V182H135ZM141 183H142V182H141ZM166 183L169 184L168 182H166ZM178 183H179V181H178ZM178 183H177V184H178ZM209 183H210V182H209ZM211 183H212V182H211ZM216 183H217V182H216ZM218 183H219V182H218ZM223 183H225V182L223 181ZM226 183H227V182H226ZM236 183L238 184L237 181H236ZM241 183H242V182H241ZM241 183L239 182V184H241ZM260 183H261V182H260ZM43 184H44V182H43ZM58 184H59V183H58ZM62 184H63V183H62ZM62 184H61V185H62ZM75 184H76V183H74V185H75ZM86 184H87V183H85V185H86ZM101 184H102V183H101ZM138 184H139V183H138ZM138 184H137V186H138ZM148 184H149V183H148ZM148 184H146V185L148 186ZM151 184H153V183H151ZM154 184H155V182H154ZM160 184H161V183H160ZM160 184H159V185H160ZM163 184L165 185V182H164ZM167 184H166V185H167ZM228 184H229V183H228ZM231 184H232V183H231ZM255 184H257V183H255ZM3 185H4V184H3ZM3 185H2V186H3ZM9 185H12V184L9 182ZM18 185H19V184H18ZM37 185H38V184H37ZM37 185H36V186H37ZM41 185H42V183H41ZM59 185H60V184H59ZM59 185H58V186H59ZM61 185H60V186H61ZM65 185H66V183H65ZM82 185H84V183H83ZM98 185H99V184H98ZM111 185H112V182H111ZM131 185H132V183H131ZM140 185H141V184H139V186H140ZM170 185H171V184H170ZM174 185H175V184H174ZM181 185H182V184H181ZM181 185H180V186H181ZM6 186H7V185H6ZM26 186H27V185H26ZM26 186H25V187H26ZM58 186H57V187H58ZM67 186H68V185H67ZM88 186H90V185H88ZM113 186H114V184H113ZM117 186H119V185H117ZM151 186H152V185H151ZM151 186H149V187H151ZM160 186H161V185H160ZM175 186H176V185H175ZM206 186H208V185H206ZM211 186H212V185H211ZM213 186H214V185H213ZM217 186H218V184H217ZM11 187H12V186H11ZM29 187H30V186H29ZM40 187H41V186H40ZM63 187H64V185H63ZM68 187H69V186H68ZM72 187H73V185H72ZM74 187H77V186H74ZM74 187H73V188H74ZM91 187H93V186H91ZM100 187H101V186H100ZM100 187H98V189H99ZM106 187H107V186H104L105 189H106ZM121 187H122V186H121ZM152 187H153V186H152ZM157 187H158V186H157ZM161 187H162V186H161ZM164 187H165V186H164ZM164 187H162V189H163ZM167 187H168V185H167ZM172 187H173V186H172ZM209 187H210V186H209ZM254 187H255V186H254ZM254 187H253V188H254ZM4 188H5V187H4ZM6 188H7V187H6ZM6 188L4 189L5 191H6ZM12 188H14V187H12ZM15 188H17V187H15ZM19 188H20V187H19ZM31 188H32V187H31ZM44 188H45V187H44ZM51 188H52V186H51ZM59 188H60V187H59ZM78 188H79V187H78ZM86 188H87V187H86ZM104 188H103V189H104ZM122 188H123V187H122ZM126 188H127V187H126ZM133 188H134V187H133ZM137 188H138V187H137ZM146 188H147V187H145V189H146ZM153 188H155V187H153ZM159 188H160V187H159ZM170 188H171V187H170ZM217 188H218V187H217ZM224 188H225V187H224ZM224 188L221 189V190H224ZM227 188H228V187H227ZM232 188H233V187H232ZM251 188H252V187H251ZM26 189H29V188L26 187ZM40 189H41V188H40ZM65 189H66V188H65ZM107 189H108V187H107ZM118 189H119V188H118ZM135 189H136V188H135ZM149 189H150V188H149ZM151 189H152V188H151ZM156 189H158V188H156ZM162 189H161V190H162ZM164 189H165V188H164ZM172 189H173V188H171L170 190L172 191ZM174 189H175V188H174ZM201 189H202V188H201ZM209 189H211V188H209ZM236 189H237V188H236ZM4 190H2V193H3ZM13 190H15V189H13ZM13 190H12V191H13ZM20 190H21V188H20ZM23 190H25V189H23ZM33 190H34V189H33ZM35 190H36V189H35ZM37 190H38V189H37ZM54 190H55V189H54ZM58 190H59V189H58ZM61 190H62V189H61ZM69 190H70V187H69ZM69 190H68V193H69ZM110 190H111V189H110ZM120 190H121V188H120ZM124 190H125V188H124ZM140 190H142V189H140ZM140 190H139V191H140ZM152 190H153V189H152ZM168 190H169V189H168ZM175 190H176V189H175ZM175 190H174V191H175ZM194 190H195V189H193V191H194ZM216 190H217V189H216ZM227 190H229V189H227ZM227 190H226V191H227ZM230 190H233V191H234V189H230ZM249 190H250V189H249ZM252 190H253V189H252ZM5 191H4V192H5ZM38 191H39V190H38ZM40 191H41V190H40ZM42 191H43V190H42ZM46 191H47V190H46ZM70 191H71V190H70ZM89 191H90V189H89ZM121 191H123V190H121ZM121 191H120L119 193H121ZM143 191H144V189H143ZM150 191H151V190H150ZM150 191H149V192H150ZM154 191H156V190H154ZM154 191H153V192H154ZM189 191H190V190H189ZM191 191H192V189H191ZM214 191H215V189H214ZM9 192H11V191H9ZM9 192H8V193H9ZM13 192H14V191H13ZM15 192H16V191H15ZM22 192H23V191H22ZM27 192H28V191H27ZM27 192H26V194H27ZM30 192L32 193L31 190H30ZM33 192L35 193L36 191H33ZM44 192H45V191H44ZM48 192H50V190H49ZM57 192H60V191H57ZM62 192H66V191H62ZM91 192H92V191H91ZM103 192H104V191H103ZM115 192H116V190H115ZM126 192H127V191H126ZM129 192H131V190H129ZM129 192H128V193H129ZM141 192H142V191H141ZM160 192H161V191H160ZM164 192H166V190H164ZM167 192H168V191H167ZM196 192H197V191H195V193H196ZM198 192H199V194H200V193H201V190L198 191ZM203 192H204V191H203ZM212 192H213V191H212ZM220 192H221V191H220ZM228 192H229V191H228ZM249 192H250V191H249ZM251 192H252V191H251ZM262 192H263V191H262ZM6 193H7V192H6ZM20 193H21V192H20ZM42 193H43V192H42ZM105 193H108V191L105 192ZM116 193H117V192H116ZM139 193H140V192H139ZM154 193H155V192H154ZM169 193H170V192H169ZM184 193H185V192H183L182 194H184ZM186 193H187V191H186ZM193 193H194V192H193ZM215 193H216V192H215ZM215 193H214V194H215ZM218 193H219V192H218ZM229 193L232 194L233 192H229ZM229 193H228V195H229ZM234 193H235V192H234ZM242 193H243V192H242ZM257 193H258V192H257ZM0 194H1V193H0ZM11 194H12V193H11ZM18 194H19V191H18ZM22 194H24V193H22ZM28 194H29V192H28ZM40 194H41V193H40ZM45 194H48V193L45 192ZM50 194H51V193H50ZM53 194H54V193H53ZM55 194H56V193H55ZM60 194H61V192H60ZM62 194H63V193H62ZM62 194H61V195H62ZM72 194H74V193H72ZM75 194H77V192H76ZM152 194H153V193H152ZM152 194H151V195H152ZM158 194H159V193H158ZM164 194H165V193H164ZM173 194H174V193H173ZM173 194H171V195H173ZM202 194H203V193H202ZM231 194H230V195H231ZM246 194H247V192L245 193V195H246ZM251 194H252V193H250V195H251ZM5 195H6V194H5ZM38 195H39V194H38ZM42 195H43V194H42ZM65 195H67V197H68L67 192H66ZM107 195H109V193H108ZM112 195H113V194H112ZM126 195H128V194H126ZM133 195H134V194H133ZM143 195H144V193H143ZM165 195H166V194H165ZM178 195H179V194H178ZM204 195H205V194H204ZM208 195H209V193H208ZM223 195H224V194H223ZM225 195H226V192H225ZM233 195H234V194H233ZM235 195H236V193H235ZM235 195H234L233 197H235ZM237 195H238V194H237ZM241 195H242V194H241ZM250 195H248V196L250 197ZM255 195H256V194H255ZM2 196H3V195H2ZM9 196H10V194H9ZM14 196H15V195H14ZM20 196H21V194H20ZM24 196H25V195H24ZM32 196H33V195H32ZM32 196H31V197H32ZM47 196H48V195H47ZM49 196H50V195H49ZM55 196H56V195H55ZM55 196H54V198H55ZM73 196H75V195H72V196L70 195V197H73ZM113 196H114V195H113ZM113 196H112V197H113ZM118 196H119V195H118ZM121 196H122V195H121ZM138 196H139V195H138ZM138 196H137V197H138ZM141 196H142V194H141ZM145 196H146V195H145ZM154 196H155V195H154ZM157 196H159V195H157ZM160 196H161V195H160ZM180 196H181V195H180ZM200 196H201V195H200ZM211 196H212V195H211ZM217 196H218V195H217ZM50 197L53 198V195L50 196ZM50 197H49V199H50ZM58 197H59V196H58ZM75 197H76V196H75ZM79 197H80V195H79ZM135 197H136V196H135ZM137 197H136V198H137ZM149 197H150V196H149ZM220 197H221V196H220ZM237 197H238V196H237ZM240 197H241V196H240ZM246 197H247V196H246ZM251 197H252V196H251ZM257 197H258V196H257ZM17 198L19 199V195H18ZM23 198H24V197H23ZM25 198H26V197H25ZM29 198H30V197H29ZM39 198H40V197H39ZM39 198H35V197H34V200L36 201V199H39ZM41 198H43V197H41ZM73 198H74V197H73ZM106 198H107V197H106ZM108 198H110V197H108ZM114 198H116V197H114ZM118 198H119V197H118ZM123 198H125L124 195H123ZM132 198H133V196H132ZM139 198H141V197H138V199H139ZM151 198H152V197H151ZM160 198H161V197H160ZM174 198H175V197H174ZM179 198H180V197H179ZM179 198H178V199H179ZM188 198H189V197H187V199H188ZM199 198H201V197H199ZM218 198H219V196H218ZM222 198H224V197H222ZM254 198H256V197L254 196ZM254 198H252V199H254ZM8 199H9V198H8ZM12 199H13V198H12ZM15 199H16V198H15ZM15 199H14V200H15ZM21 199H22V198H21ZM26 199H27V198H26ZM32 199H33V198H32ZM32 199H31V200H32ZM44 199H45V197H44ZM58 199H60V198H57V201H58ZM61 199H62V198H61ZM67 199H69V197L66 198V200H67ZM111 199H112V198H111ZM111 199L106 200V201L111 202V201H110ZM128 199H129V198H128ZM145 199H147V198H145ZM165 199H167V198H165ZM172 199H173V198H172ZM180 199H181V198H180ZM184 199H186V198H184ZM191 199H193V198H191ZM191 199L189 198L188 200H191ZM216 199H217V198H216ZM224 199H225V198H224ZM224 199H223V200H224ZM259 199H260V198H259ZM261 199H262V198H261ZM46 200H47V197H46ZM51 200H52V199H51ZM70 200H71V199H70ZM70 200H69V201H70ZM73 200H74V199H73ZM76 200L78 201V199H76ZM114 200H116V199H114ZM140 200H142V199H140ZM147 200H148V199H147ZM147 200H146V202H147ZM150 200H151V199H150ZM155 200H156V203H157V199H156V198H155ZM158 200H159V199H158ZM188 200H187V202H188ZM193 200H195V199H193ZM200 200H201V199H200ZM204 200H205V199H204ZM212 200H213V199H212ZM212 200H211V202H213ZM221 200H222V199H221ZM225 200H226V199H225ZM248 200H249V199H248ZM255 200H256V199H255ZM6 201H7V200H6ZM12 201H13V200H12ZM28 201H29V199H28ZM39 201H40V200H39ZM49 201H50V200H49ZM53 201H55V200L53 199V200L50 201V202H53ZM64 201H65V198H64ZM64 201H63V202H64ZM82 201H83V200H82ZM106 201H105V202H106ZM120 201H121V200H120ZM143 201H144V200H143ZM151 201H152V200H151ZM151 201H150V202H151ZM163 201H164V200H163ZM168 201H169V200H168ZM176 201H177V200H176ZM179 201H180V200H179ZM195 201H196V200H195ZM202 201H203V200H202ZM227 201H228V200H227ZM229 201H230V200H229ZM244 201H245V200H244ZM2 202H3V201H2ZM37 202H38V201H37ZM40 202H42V201H40ZM55 202H56V201H55ZM61 202H62V200H61ZM71 202L73 203V201H70V204H71ZM109 202H108V203H109ZM125 202H126V201H125ZM125 202H124V204H125ZM209 202H210V201H209ZM211 202H210V203H211ZM231 202H232V201H231ZM57 203H58V202H57ZM59 203H60V202H59ZM77 203H78V202H77ZM100 203H101V202H100ZM117 203H119V202H117ZM137 203H138V201H137ZM142 203L144 204L145 202H141V205H142ZM154 203H155V202H154ZM163 203H164V202H163ZM194 203H195V202H194ZM203 203H204V202H203ZM215 203H216V201L214 202V204H215ZM227 203H228V202H227ZM39 204H40V203H39ZM42 204H44V203L42 202ZM62 204H63V203H62ZM74 204H75V202H74ZM74 204H73V205H74ZM110 204H112V202H111ZM110 204H108V205L110 206ZM114 204H115V203H114ZM114 204H112V206H113ZM135 204H136V203H135ZM165 204H167V203L165 202ZM183 204L185 205L186 203H183ZM195 204H196V203H195ZM206 204H207V203H206ZM245 204H246V203H245ZM245 204H244V205H245ZM1 205H2V203H1ZM45 205H46V204H45ZM60 205H61V204H60ZM73 205H72V206H73ZM119 205H120V203H119ZM121 205H122V204H121ZM136 205H137V204H136ZM139 205H140V204H139ZM139 205H137V206H139ZM144 205H146V203H145ZM147 205L149 206V204H147ZM184 205H183V206H184ZM202 205H203V204H202ZM204 205H205V204H204ZM223 205H225V204H223ZM228 205H230V204L228 203ZM235 205H236V204H235ZM240 205H241V204H240ZM240 205H239L238 207H240ZM242 205H243V204H242ZM4 206H5V205H4ZM7 206H8V204H7ZM9 206H10V205H9ZM62 206H63V205H62ZM66 206H68V204H67ZM74 206H76V205H74ZM79 206H80V204H79ZM81 206H82V205H81ZM106 206H107V205H106ZM106 206H105V207H106ZM152 206H153V205H151V207H152ZM155 206H156V205H155ZM155 206H154V208H155ZM162 206H163V205L161 204V207H162ZM178 206H179V205H178ZM217 206H218V204H217ZM5 207H6V206H5ZM46 207H47V206H46ZM48 207H49V206H48ZM48 207H47V208H48ZM50 207H51V205H50ZM77 207H78V206H77ZM77 207H76V208H77ZM149 207H150V206H149ZM170 207H171V206H170ZM173 207H174V205H173ZM173 207H172V208H173ZM191 207H192V206H191ZM207 207H209V206H207ZM214 207H215V206H214ZM214 207H213V208H214ZM223 207H224V206H223ZM223 207H222V208H223ZM233 207H234V206H233ZM10 208H11V207H9L8 209H10ZM52 208H53V207H51V209H52ZM64 208H65V207H64ZM74 208H75V207H74ZM78 208H79V207H78ZM80 208H81V207H80ZM109 208H110V207H109ZM129 208H130V207H129ZM134 208H135V207H134ZM142 208H143V207H142ZM154 208H153V209H154ZM164 208H165V207H164ZM172 208H171V210H172ZM175 208H177V206H176ZM186 208H187V206H186ZM240 208L242 209V207H240ZM243 208H244V207H243ZM42 209H43V208H42ZM54 209H55V208H54ZM60 209H61V208H60ZM66 209L68 210V208H66ZM82 209H84V208H82ZM100 209H101V208H100ZM107 209H108V207H107ZM112 209H113V208H112ZM112 209H111V210H112ZM115 209H116L115 211H117V208H115ZM124 209H125V208H124ZM135 209H136V208H135ZM138 209H139V208H138ZM151 209H152V208H151ZM158 209H159V208H158ZM161 209H162V208H161ZM180 209H181V208H180ZM205 209H206V208H205ZM214 209L217 210L216 208H214ZM233 209H234V208H233ZM241 209H240V210H241ZM247 209H248V208H247ZM70 210H72V208H71ZM105 210H106V209H105ZM128 210L130 211L131 209H128ZM136 210H137V209H136ZM139 210H140V209H139ZM142 210H143V209H141V212H142ZM182 210H183V209H182ZM191 210H193V209H191ZM191 210H190V211H191ZM200 210L203 212L204 209H203V210L200 209ZM229 210H232V209H229ZM72 211H73V210H72ZM89 211H91V210H89ZM92 211H93V210H92ZM112 211H113V213H114V209H113ZM125 211H126V210H125ZM146 211H148V210H146ZM146 211H144L143 213H145ZM163 211H164V210H163ZM173 211H174V210H173ZM201 211H200V212H201ZM205 211H206V210H205ZM247 211H248V210H247ZM8 212H9V211H8ZM8 212H7V213H8ZM70 212H71V211H70ZM70 212H69V213H70ZM83 212H84V211H82V213H83ZM85 212H86V211H85ZM107 212H108V211H107ZM137 212H138V214H139L140 211H137ZM141 212H140V214H141ZM166 212H167V210H166ZM170 212H171V211H170ZM177 212H178V211H177ZM195 212H197V211H195ZM210 212H211V211H210ZM213 212H214V211H213ZM218 212H219V211H218ZM232 212H233V211H232ZM236 212H237V211H236ZM244 212H245V211H244ZM249 212H250V211H248V214H249ZM5 213H6V212H5ZM5 213H4V214H5ZM7 213H6V214H7ZM90 213H91V212H90ZM90 213H89V214H90ZM105 213H106V211H105ZM125 213H126V212H125ZM129 213H130V212H129ZM146 213H147V212H146ZM182 213H183V212H182ZM205 213H206V212H205ZM239 213H240V212H239ZM260 213H261V212H260ZM8 214H9V213H8ZM33 214H34V213H33ZM70 214H75V213H70ZM76 214H77V213H76ZM106 214H107V213H106ZM115 214H116V213H115ZM136 214H137V213H136ZM165 214H166V213H165ZM169 214H170V216H171V213H169ZM187 214H189V213H187ZM210 214H211V213H210ZM212 214H213V213H212ZM216 214H217V213H216ZM221 214H222V213H221ZM232 214H233V213H232ZM235 214H237V213H235ZM242 214H243V213H242ZM246 214H247V213H246ZM246 214H245V216H244V215H243V216L246 217ZM263 214H264V211H263ZM78 215H79V214H78ZM84 215H85V213H84ZM84 215H83V218H84ZM87 215H88V214H87ZM103 215H104V214H103ZM108 215H109V214H108ZM108 215H107V216H108ZM110 215H111V214H110ZM116 215L118 216V214H116ZM119 215H120V217H121V214H119ZM129 215H133V212H132V214H129ZM158 215H159V214H158ZM158 215H157V216H158ZM163 215H164V214H163ZM180 215H181V214H180ZM190 215H192V214H190ZM190 215H189V216H190ZM194 215H195V213H194ZM198 215H199V214H198ZM219 215H220V214H219ZM238 215H239V214H238ZM256 215H257V214H256ZM256 215H255V217H257ZM25 216H27V215H25ZM31 216H33V215H31ZM31 216H29V217H31ZM42 216H43V215H42ZM80 216H81V215H80ZM94 216H95V215H94ZM96 216H97V215H96ZM114 216H115V215H114ZM114 216H113V214H112V219H113ZM122 216H125V214L122 215ZM126 216L128 217V215H126ZM126 216H125V217H126ZM157 216H156V217H157ZM160 216H161V215H160ZM160 216H159V217H160ZM189 216H188V217H189ZM217 216H218V215H217ZM217 216H215V217H217ZM236 216H237V215H236ZM240 216H241V215H240ZM240 216H239V217H240ZM258 216H259V214H258ZM0 217H1V216H0ZM34 217H37V216H34ZM45 217H46V216H45ZM89 217H90V216H89ZM89 217H88V218H89ZM91 217H93V216H91ZM120 217H119V219H120ZM127 217H126V218H127ZM133 217H134V216H133ZM152 217H153V216H152ZM166 217H167V216H166ZM198 217H199V216H198ZM198 217H197V218H198ZM209 217H210V215H209ZM209 217H207V218H209ZM212 217H213V216H212ZM249 217H250V215H249ZM23 218H24V217H23ZM32 218H33V217H32ZM46 218H47V217H46ZM102 218H103V217H102ZM108 218H109V217H108ZM122 218H123V217H122ZM126 218H125V219H126ZM140 218H141V217H140ZM146 218H147V217H146ZM154 218H155V217H154ZM164 218H165V217H164ZM184 218H185V217H184ZM186 218H187V216H186ZM186 218H185V219H186ZM191 218H193V217H191ZM204 218H205V217H204ZM218 218H219V217H218ZM257 218H258V217H257ZM28 219H29V218H28ZM28 219H26V220H28ZM43 219H44V218H43ZM43 219H42V220H43ZM52 219H53V218H52ZM55 219H56V218H55ZM97 219H98V218H97ZM112 219H111V221H112ZM114 219H116V216H115ZM117 219H118V218H117ZM129 219H130V216H129ZM165 219H167V218H165ZM174 219H175V218H174ZM174 219H173V220H174ZM189 219H190V218H189ZM195 219H196V218H195ZM199 219H200V218H199ZM247 219H248V218H247ZM249 219H250V218H249ZM251 219H254V217L251 218ZM26 220H24V221H26ZM37 220H39V219H37ZM50 220H51V219H50ZM90 220H92V219L90 218ZM98 220H99V219H98ZM100 220H101V219H100ZM100 220H99V221H100ZM108 220H109V219H108ZM123 220H124V219H123ZM127 220H128V218H127ZM150 220H151V219H150ZM155 220H156V219H155ZM159 220H160V219H159ZM181 220H182V218H181ZM183 220H184V219H183ZM183 220H182V221H183ZM186 220H188V219H186ZM186 220H184V221H186ZM191 220H192V219H190L189 221H191ZM213 220H214V219H213ZM216 220L218 221V219H216ZM219 220H220V219H219ZM225 220H226V219H225ZM245 220H246V219H245ZM258 220H259V219H258ZM258 220H257V221H258ZM1 221H2V220H1ZM34 221H35V219H34ZM40 221H41V220H40ZM44 221H45V220H44ZM44 221H43V222H44ZM47 221H49V219H48ZM58 221H59V220H58ZM93 221H95V220L93 219ZM117 221H118V220H117ZM117 221H116V223H118ZM163 221H164V220H163ZM169 221H170V220H169ZM204 221H205V220H204ZM207 221H208V220H206L205 222H207ZM227 221L229 222V220H227ZM247 221H248V220H247ZM251 221H252V220H251ZM22 222H23V221H22ZM22 222H21V223H22ZM29 222H30V221H29ZM29 222H28V224H29ZM36 222H37V221H36ZM56 222H57V221H56ZM56 222H55V223H56ZM101 222H102V221H101ZM101 222H99V223H101ZM103 222H105V221H103ZM103 222H102V223H103ZM114 222H115V221H114ZM114 222H112L111 224H113ZM136 222H137V221H136ZM146 222H147V221H146ZM154 222H155V221H154ZM156 222H157V221H156ZM165 222H166V221H165ZM175 222H177V221H175ZM187 222H188V221H187ZM193 222H195V221H193ZM199 222H200V221H199ZM222 222L224 223V221H222ZM225 222H226V221H225ZM26 223H27V222H26ZM44 223H46V222H44ZM61 223H62V222H61ZM66 223H67V222H66ZM71 223H72V222H71ZM106 223H110V222L108 221V222H105V224H106ZM120 223H122V222H120ZM130 223H131V222H130ZM133 223H135V222H133ZM147 223H148V222H147ZM168 223H169V222H168ZM171 223H172V222H171ZM178 223H179V221H178ZM178 223H176V225H179ZM188 223H190V222H188ZM208 223H209V221H208ZM214 223H215V222H214ZM238 223H239V222H238ZM263 223H264V222H263ZM18 224H20V223H18ZM49 224H50V222H49ZM59 224H60V223H59ZM90 224H91V223H90ZM131 224H132V223H131ZM135 224H136V223H135ZM135 224H134V225H135ZM180 224H181V223H180ZM198 224H200V223H198ZM203 224H204V222H203ZM225 224H226V223H225ZM241 224H242V223H241ZM243 224H244V223H243ZM253 224H254V223H253ZM24 225H25V224H24ZM26 225H27V224H26ZM53 225H54V224H53ZM65 225H66V224H65ZM73 225H74V224H73ZM84 225L86 226L85 223H84ZM113 225H114V224H113ZM144 225H145V224H144ZM144 225H143V226H144ZM149 225H150V224H149ZM168 225H169V224H168ZM212 225H213V224H212ZM218 225H219V224H218ZM231 225H232V224H231ZM234 225H235V223H234ZM18 226H20V225H18ZM21 226H22V224H21ZM68 226H69V225H68ZM75 226H76V225H75ZM138 226H140V225H137V228H138ZM145 226H146V225H145ZM155 226H156V225L154 224V228H155ZM179 226H180V225H179ZM179 226H178V227H179ZM185 226H186V225H185ZM194 226H197V223H196V225H194ZM198 226H199V225H198ZM200 226H201V225H200ZM203 226H204V225H202V227H203ZM227 226H228V224H227ZM22 227H24V226H22ZM52 227H53V226H52ZM60 227H61V226H60ZM65 227H66V226H65ZM126 227H127V225H126ZM141 227H142V226H141ZM146 227H147V226H146ZM149 227H150V226H149ZM170 227H171V226H170ZM174 227H175V229H176V226H174ZM206 227H209V226H206ZM229 227H230V224H229ZM253 227H254V226H253ZM20 228H21V227H20ZM67 228H68V227H67ZM74 228H76V227H74ZM79 228H80V227H79ZM164 228H165V227H164ZM194 228H195V227H194ZM216 228H217V227H216ZM221 228H222V230H223V227H221ZM236 228H237V227H236ZM16 229H17V228H16ZM69 229H70V228H69ZM135 229H136V228H135ZM139 229H140V228H139ZM143 229H144V228H143ZM150 229H151V228H150ZM189 229H190V228H189ZM189 229H188V230H189ZM202 229H203V228H202ZM204 229H205V228H204ZM204 229H203V230H204ZM209 229H210V228H209ZM218 229H219V228H218ZM224 229H225V227H224ZM258 229H259V227H258ZM29 230H30V229H29ZM29 230H27V231H29ZM59 230H60V228H59ZM76 230H77V229H76ZM78 230H79V229H78ZM81 230H82V229H81ZM137 230H138V229H137ZM155 230H156V229H155ZM168 230H169V229H168ZM192 230H193V228H192ZM200 230H201V229H200ZM232 230H234V229H232ZM236 230H237V229H236ZM12 231H13V230H12ZM20 231H21V230H20ZM31 231H32V229H31ZM66 231H67V230H66ZM82 231H85V228H84V230H82ZM82 231H79V233H80V232L82 233ZM135 231H136V230H135ZM141 231H142V229H141ZM141 231H140V232H141ZM152 231L154 232V230H152ZM157 231H158V229H157ZM159 231H160V229H159ZM163 231H164V229H163ZM176 231H177V230H176ZM189 231H190V230H189ZM208 231H209V230H208ZM215 231H216V230H215ZM215 231H214V229H213L212 234H213V232L215 233ZM224 231H225V230H224ZM261 231H262V230H261ZM3 232H4V231H3ZM140 232H139V233H140ZM143 232H144V230H143ZM165 232H166V230H165ZM170 232H172V231H168L169 234H170ZM187 232H188V231H187ZM196 232H197V231H196ZM204 232H205V231H204ZM209 232H210V231H209ZM234 232H235V231H234ZM7 233H8V231H7ZM9 233H10V231H9ZM64 233H65V231H64ZM76 233H78V231H77ZM81 233H80V234H81ZM91 233H92V232H91ZM100 233H101V232H100ZM103 233H104V232H103ZM103 233H101V234H103ZM125 233H126V232H125ZM147 233H148V232H147ZM177 233H180V232H177ZM183 233H184V232H183ZM193 233H194V232H193ZM207 233H208V232H207ZM210 233H211V232H210ZM218 233H221V234H222V231H221V232H218ZM235 233H236V232H235ZM243 233H245V232H243ZM18 234H19V233H18ZM20 234H21V233H20ZM22 234H23V232H22ZM27 234H28V232H27ZM42 234H43V232H42ZM42 234H41V235H42ZM50 234H52V233H50ZM59 234H60V233H59ZM84 234H86V233H84ZM98 234H99V233H98ZM104 234H105V233H104ZM106 234H107V233H106ZM131 234H132V232H131ZM149 234H150V233H149ZM164 234H165V233H164ZM164 234L162 233V235H164ZM166 234H167V233H166ZM166 234H165V236H166ZM173 234H174V231H173L172 235H173ZM184 234H185V233H184ZM212 234H211V235H212ZM228 234H229V233H228ZM253 234H254V233H253ZM259 234H260V233H259ZM24 235H25V234H24ZM32 235H33V234H32ZM37 235H40V234H37ZM68 235H69V234H68ZM90 235H91V234H90ZM109 235H110V234H109ZM120 235H121V234H120ZM120 235H118V236H120ZM151 235H153V233H152ZM151 235H149V236L147 235V237H150ZM156 235H157V234H156ZM174 235H175V234H174ZM177 235H179V234H177ZM181 235H182V232H181ZM186 235H187V234H186ZM204 235H205V233H204ZM216 235H217L216 237H219L218 234H216ZM223 235H224V234H223ZM235 235H236V234H235ZM240 235H241V234H240ZM240 235H239V236H240ZM262 235H263V233H262ZM262 235H261V236H262ZM1 236H2V235H1ZM3 236H4V234H3ZM18 236H19V235H18ZM26 236H27V235H26ZM28 236H29V235H28ZM43 236H44V235H43ZM48 236H49V235H48ZM48 236H47V237H48ZM56 236H57V235H56ZM63 236H64V235H63ZM79 236H83V235H79ZM118 236H117V237H118ZM123 236H124V235H123ZM125 236H126V235H125ZM128 236H131V235H128ZM132 236H133V235H132ZM144 236H145V235H144ZM159 236H160V235H159ZM170 236H171V235H170ZM191 236H192V234H191ZM195 236H196V235H195ZM206 236H207V234H206ZM229 236H230V235H229ZM229 236H227V237H229ZM243 236H244V235H243ZM252 236H253V235H252ZM261 236H260V237H261ZM263 236H264V235H263ZM6 237H7V236H6ZM11 237H12V235H11ZM16 237H17V236H16ZM16 237H15V238H16ZM22 237H23V236H22ZM22 237H21L20 239H22ZM30 237H31V236H30ZM35 237H37V236L35 235ZM41 237H42V236H41ZM52 237H53V236H52ZM60 237H61V236H60ZM70 237H71V236H70ZM105 237H106V235H105ZM121 237H122V236H121ZM135 237H136V236H135ZM147 237H146V238H147ZM171 237H172V236H171ZM174 237H175V236H174ZM180 237H181V236H180ZM192 237H193V236H192ZM223 237H224V236H223ZM230 237L232 238V236H230ZM12 238H13V237H12ZM38 238H39V237H38ZM42 238H43V237H42ZM50 238H51V237H50ZM100 238H101V237H100ZM110 238H111V236H110ZM119 238H120V237H119ZM125 238H126V237H125ZM164 238H165V237H164ZM175 238H177V237H175ZM187 238L189 239L190 237L188 236ZM220 238H221V237H220ZM224 238H225V237H224ZM231 238H229V239L231 240ZM236 238H237V236H236ZM251 238H252V237H251ZM2 239H3V238H2ZM2 239H1V240H2ZM6 239H7V238H6ZM18 239H19V238H18ZM18 239H17V241H18ZM20 239H19V241H21ZM85 239H86V238H85ZM106 239H109V238L107 237ZM112 239H113V238H112ZM120 239H121V238H120ZM126 239H127V238H126ZM132 239H133V237H132ZM134 239H135V238H134ZM142 239H144V238H142ZM149 239H150V238H149ZM185 239H186V237H185ZM188 239H186V241H187ZM195 239H196V237H195ZM212 239H214V238H212ZM215 239H216V238H215ZM237 239H238V238H237ZM240 239H241V238H240ZM246 239H247V238H246ZM246 239H245V240H246ZM256 239H257V238H256ZM261 239H262V238H261ZM263 239H264V238H263ZM14 240H15V239H14ZM25 240H28V239H25ZM40 240H41V238H40ZM40 240L38 239V241H40ZM49 240H50V239L48 238V241H49ZM51 240H53V239H51ZM64 240H65V239H63V241H64ZM69 240H71V238H70ZM94 240H95V239H94ZM123 240H124V239H123ZM135 240H137V239H135ZM160 240H161V239H160ZM167 240H168V239H167ZM193 240H194V239H193ZM216 240H217V239H216ZM222 240H224V239L222 238L221 241H222ZM230 240H229V241H230ZM245 240H244V241H245ZM249 240H251V239L249 238ZM5 241H6V240H5ZM34 241H35V239H34ZM48 241H47V242H48ZM67 241H68V240H67ZM92 241H93V239L91 240V242H92ZM98 241H100V240H98ZM110 241H111V240H110ZM125 241H126V240H125ZM131 241H132V240H131ZM139 241H140V239H139ZM139 241H138V242H139ZM158 241H159V240H158ZM205 241H206V240H205ZM207 241H208V239H207ZM207 241H206V242H207ZM221 241H220V242H221ZM254 241H255V239H254ZM256 241H257V240H256ZM13 242H14V241H13ZM15 242H16V241H15ZM21 242H22V241H21ZM23 242L25 243V241H23ZM60 242H61V241H60ZM64 242H65V241H64ZM79 242H81V241L79 240ZM88 242H89V241H88ZM93 242H94V241H93ZM127 242H128V241H127ZM129 242H130V241H129ZM136 242H137V241H136ZM152 242H153V241H152ZM152 242H151V243H152ZM163 242H164V241H163ZM171 242H173V241H171ZM176 242H177V241H176ZM178 242H179V241H178ZM180 242H181V241H180ZM197 242H198V241H197ZM237 242H238V241H237ZM249 242H250V241H249ZM262 242L264 243L263 240H262ZM24 243H22V244H24ZM26 243H27V241H26ZM36 243H37V242H36ZM43 243H44V240H43ZM45 243H46V242H45ZM45 243H44V244H45ZM66 243H67V242H66ZM66 243H65V244H66ZM70 243H71V241H70ZM75 243H76V242H75ZM81 243H82V242H81ZM83 243H84L83 245L88 244V243H86V242H83ZM85 243H86V244H85ZM100 243H102V242H100ZM109 243H110V242H109ZM145 243H146V242H145ZM147 243H150V242H147ZM147 243H146V244H147ZM151 243H150V245H151ZM153 243H155V242H153ZM161 243H162V242H161ZM161 243H160V244H161ZM183 243H184V242H183ZM185 243H186V242H185ZM187 243L189 244V242H187ZM209 243H211V241H210ZM212 243H213V242H212ZM254 243H255V242H254ZM260 243H261V242H260ZM3 244H4V242H3ZM6 244H7V242L5 243V245H6ZM8 244H9V243H8ZM10 244H11V242H10ZM27 244H28V243H27ZM31 244H32V243H31ZM31 244H30V245H31ZM76 244H77V243H76ZM79 244H80V243H79ZM96 244H97V241H96ZM103 244H104V243H103ZM103 244H102V245H103ZM111 244H112V242H111ZM113 244H114V243H113ZM113 244H112V245H113ZM116 244H117V243H116ZM146 244H145V245H146ZM167 244H168V243H167ZM176 244H177V243H176ZM181 244H182V243H180V245H181ZM236 244H238V243H236ZM236 244H235V245H236ZM243 244H244V243H243ZM243 244H242V245H243ZM1 245H2V243H1ZM1 245H0V246H1ZM11 245H12V244H11ZM13 245H14V244H13ZM13 245H12V246H13ZM24 245H25V244H24ZM41 245H42V244H41ZM73 245H74V244H73ZM90 245H91V243H90ZM94 245H95V244H94ZM108 245H110V244H108ZM126 245H127V243H126ZM150 245H149V246L146 245V246L150 247ZM168 245L170 246V243H169ZM178 245H179V243L177 244V246H178ZM182 245H183V244H182ZM208 245H209V244H208ZM208 245H206V249H207ZM212 245H214V244H212ZM256 245H257V244H256ZM3 246H4V245H3ZM32 246H34V245L32 244ZM37 246H38V245H37ZM47 246H48V245H47ZM52 246H53V245H52ZM98 246H99V244H98ZM98 246H95V247H98ZM105 246H107V245H105ZM116 246H117V245H116ZM127 246H128V245H127ZM163 246L165 247V245H163ZM188 246H189V245H188ZM232 246H234V245H232ZM244 246H245V245H244ZM252 246H254V245H252ZM5 247H6V246H5ZM5 247H4L3 249H5ZM8 247H9V246H8ZM20 247H21V246H20ZM20 247H19L18 249H20ZM39 247H40V246H39ZM53 247H54V246H53ZM61 247H62V246H61ZM79 247H81V246H79ZM86 247H87V246H86ZM86 247H85V248H86ZM90 247H91V246H90ZM110 247H112V246H110ZM110 247H109V248H110ZM151 247H152V246H151ZM164 247H163V248H164ZM179 247H181V246H179ZM196 247H197V246H196ZM222 247H224V246H222ZM227 247H228V246H227ZM227 247H224L223 249H226ZM246 247H247V246H246ZM246 247H245V248H246ZM16 248H17V247H16ZM21 248H22V247H21ZM29 248H30V247H29ZM32 248H34V247H32ZM35 248H36V245H35ZM44 248H45V247H44ZM48 248H50V247H48ZM51 248H52V247H51ZM51 248H50V251H51ZM65 248H66V247H65ZM67 248H68V247H67ZM74 248H77V247L74 246ZM92 248H93V247H92ZM104 248H105V247H104ZM104 248H103V249H104ZM119 248L121 249V247H118V249H117L118 251L120 250ZM137 248H138V247H137ZM140 248H143V247H140ZM155 248H156V246H155ZM163 248L161 247L160 249H163ZM170 248L172 249L173 247H170ZM183 248H184V247H183ZM197 248H198V247H197ZM210 248H211V250H212V247H211V246H210ZM210 248H209V249H210ZM229 248H230V247H229ZM240 248H241V247H240ZM255 248H256V247H255ZM10 249H11V248H10ZM10 249H9V250H10ZM23 249H24V248H23ZM23 249H22V250H23ZM40 249H41V247H40ZM46 249H47V247H46ZM53 249H55V248H53ZM53 249H52V250H53ZM97 249H98V248H97ZM106 249H107V248H106ZM112 249L114 250V248H112ZM115 249H116V247H115ZM145 249L147 250L148 248H145ZM145 249H143V250L145 251ZM153 249H154V248H153ZM158 249H159V248H158ZM173 249H174V248H173ZM181 249H182V247H181ZM187 249H188V248H187ZM230 249H231V248H230ZM238 249H239V248H238ZM252 249H253V248H252ZM32 250H34V249H32ZM44 250H45V249H44ZM44 250H43V253H42L43 255H45ZM77 250H78V249H77ZM80 250H82V249H80ZM89 250H90V249H89ZM107 250H108V249H107ZM143 250H142V251H143ZM165 250H166V249H165ZM175 250H176V248H175ZM211 250H210V251H211ZM218 250H219V249H218ZM220 250H222V248H221ZM242 250H243V249H242ZM242 250H241V251H242ZM245 250H247V249H245ZM3 251H5V250H3ZM24 251H25V249H24ZM40 251H41V250H40ZM47 251H48V249H47ZM50 251H49V252H50ZM59 251H60V250H59ZM65 251H66V250H65ZM71 251H72V250H71ZM114 251H116V250H114ZM121 251H122V249H121ZM126 251H127V250H126ZM139 251H140V250H139ZM155 251H156V250H155ZM166 251H167V250H166ZM168 251H170V249H169ZM179 251H180V249H179ZM204 251H205V250H204ZM213 251H214V250H213ZM228 251H229V250H228ZM241 251H240V252H241ZM254 251H255V250H254ZM11 252H12V251H11ZM18 252H19V250H18ZM29 252H30V251H28V253H27V252H26V253H27V254H30ZM33 252H34V251H33ZM55 252H56V251H55ZM72 252H73V251H72ZM76 252H77V251H76ZM86 252H87V251H86ZM86 252H85V253H86ZM88 252H89V251H88ZM93 252H94V251H93ZM93 252L90 251V253H93ZM112 252H113V251H112ZM122 252H123V251H122ZM122 252H121V253H122ZM124 252H125V251H124ZM128 252H130V250H129ZM135 252H136V251H135ZM137 252H138V251H137ZM150 252H151V251L149 250V253H150ZM152 252H153V250H152ZM160 252H163V250H161ZM176 252H177V251H176ZM176 252H173V253L176 254ZM215 252H216V251H215ZM215 252H214V253H215ZM231 252H232V251H231ZM237 252H238V250H237ZM13 253H14V252H13ZM22 253H23V251H22ZM46 253H47V252H46ZM56 253H57V252H56ZM62 253H64V252H62ZM65 253H66V252H65ZM65 253H64V254H65ZM67 253H68V252H67ZM74 253H75V252H74ZM85 253H84V254H85ZM94 253H95V252H94ZM96 253H97V255H99L98 252H96ZM96 253H95V254H96ZM101 253L104 254L103 250H102ZM109 253H110V252H109ZM114 253H118V252H114ZM138 253H139V252H138ZM138 253H137V254H138ZM168 253H169V252H168ZM219 253H220V252H219ZM247 253H248V252H247ZM249 253H250V252H249ZM16 254H17V253H16ZM36 254H37V253H36ZM50 254H51V252H50L49 254L47 253V255H50ZM70 254H71V253H70ZM70 254H69V255H70ZM76 254H77V253H76ZM84 254H83V256L86 257V255H84ZM110 254H111V253H110ZM129 254H132V253H129ZM144 254H147V253L144 252ZM144 254H143V256H144ZM156 254H157V253H156ZM159 254H160V253H159ZM169 254H170V253H169ZM180 254H182V253H180ZM230 254H231V253H230ZM238 254H239V253H238ZM258 254H260V253H258ZM8 255L10 256L9 253H8ZM17 255H18V254H17ZM21 255H22V254L20 253V256H21ZM37 255H39V254H37ZM40 255H41V253H40ZM43 255H42V256H43ZM54 255H55V254H54ZM92 255H93V254H92ZM97 255H96V257H97ZM105 255H106V254H105ZM113 255H114V254H113ZM116 255H117V254H116ZM118 255H119V253H118ZM123 255H124V254H123ZM132 255L134 256V258L136 257V260H137V257H138V258L140 257V256H138V255H134V252H133ZM154 255H155V253H154ZM171 255H172V254H171ZM214 255H215V254H214ZM218 255H219V254H218ZM228 255H229V253H228ZM246 255H247V254H246ZM249 255H250V254H248V256H249ZM1 256H2V255H1ZM5 256H7V255H5ZM12 256H13V255H12ZM30 256H31V255H30ZM30 256H28V258H29ZM50 256H51V255H50ZM52 256H53V255H52ZM52 256H51V259H52ZM89 256H90V255H89ZM124 256H125V255H124ZM126 256L128 257V255H126ZM147 256H148V255H147ZM161 256H162V255H161ZM179 256H180V255H179ZM202 256H203V255H202ZM215 256H216V255H215ZM238 256H240V254H239ZM243 256H244V255H243ZM259 256H261V254H260ZM3 257H4V256H3ZM7 257H8V256H7ZM7 257H6V258H7ZM15 257H16V256H14V258H15ZM24 257H25L24 259L27 258L25 255H24ZM36 257H37V256H35V258H36ZM47 257H48V256H47ZM57 257H58V255H57ZM104 257H106V256H104ZM104 257H103V258H104ZM145 257H146V256H145ZM158 257H159V256H158ZM164 257H165V256H164ZM173 257H174V256H173ZM210 257H211V256H210ZM217 257H219V256H217ZM227 257H229V256H227ZM233 257H234V256H233ZM246 257H247V256H246ZM246 257H245V258H246ZM256 257H257V256H256ZM262 257H263V256H262ZM262 257H261V258H262ZM18 258H19V257H18ZM32 258H33V257H32ZM35 258H34V259H35ZM39 258H40V256H39ZM44 258H45V256H44ZM72 258H73V257H72ZM97 258H98V257H97ZM110 258H112V257L110 256ZM130 258H131V257H130ZM134 258H133V259H134ZM146 258H148V257H146ZM153 258H154V257H153ZM161 258H162V257H161ZM204 258H206V257H204ZM204 258H203V259H204ZM211 258H212V257H211ZM221 258H222V257H221ZM235 258H236V257H235ZM238 258H239V257H238ZM247 258H248V257H247ZM253 258H254V257H253ZM259 258H260V257H259ZM0 259H2V258H0ZM10 259H11V257H10ZM16 259H17V257H16ZM46 259H47V258H46ZM46 259H45L44 261H46ZM57 259H58V258H57ZM93 259H96V258H92L91 260H93ZM112 259H115V258H112ZM123 259H124V258H123ZM125 259H126V257H125ZM131 259H132V258H131ZM133 259H132V260H133ZM142 259H143V258H142ZM144 259H145V258H144ZM165 259H166V258H165ZM171 259H172V258H171ZM184 259H185V258H184ZM226 259H227V258H226ZM240 259H244V257H243V258L240 257ZM8 260H9V259H8ZM18 260H19V259H18ZM28 260H29V259H28ZM55 260H56V259H55ZM72 260H74V259H72ZM88 260H89V259H88ZM106 260H107V259H106ZM121 260H122V259H121ZM121 260H120V261H121ZM128 260H129V259H128ZM138 260H139V259H138ZM152 260H154V259H152ZM176 260H177V259H176ZM179 260H180V259H179ZM187 260H189V259H187ZM206 260H207V259H206ZM220 260L223 261V259H219V263H220ZM228 260H230V258H229ZM238 260H239V259H238ZM238 260H237V261H238ZM25 261H27V260H25ZM37 261H38V260H37ZM40 261H43V260H40ZM40 261H39V264L41 263ZM48 261H50V259H49ZM48 261H47V262H48ZM52 261H53V259H52ZM52 261H51V262H52ZM93 261H94V260H93ZM116 261H117V260H116ZM126 261H127V260H126ZM139 261H140V263L142 264V260H139ZM149 261H150V260H149ZM165 261L168 262V260H165ZM185 261H186V260H185ZM212 261H213V260H212ZM217 261H218V260H217ZM217 261H216V262H217ZM224 261H225V260H224ZM9 262H11V260H9ZM12 262H13V261H12ZM12 262H11V263H12ZM14 262H15V261H14ZM14 262H13V263H14ZM17 262H18V261H17ZM27 262H28V261H27ZM32 262H33V261H32ZM34 262H35V260H34ZM57 262H58V261H57ZM74 262H75V260H74ZM107 262L110 263L109 260H107ZM118 262H119V261H118ZM134 262H135V261H134ZM137 262H138V261H136V264H137ZM143 262H145V261H143ZM150 262H151V261H150ZM159 262H160V261H159ZM206 262H208V261H206ZM210 262H211V261H210ZM0 263H1V262H0ZM19 263H20V260H19ZM19 263H18V264H19ZM30 263H31V261H30ZM36 263L38 264V262H36ZM42 263H43V262H42ZM63 263H64V262H63ZM77 263H78V262H77ZM87 263H88V262H87ZM89 263H90V262H89ZM115 263H117V262H115ZM127 263H128V262H127ZM130 263H132L131 260H130ZM155 263H156V262H155ZM155 263H152V264H155ZM161 263H162V262H161ZM180 263H181V262H180ZM212 263H213V262H212ZM219 263H218V264H219ZM221 263H222V262H221ZM232 263H234L233 260H232ZM241 263H242V262H241ZM243 263H244V262H243ZM250 263H251V262H250ZM258 263H259V261H258ZM1 264H2V263H1ZM5 264H7V263H5ZM8 264H9V263H8ZM16 264H17V263H16ZM26 264H27V263H26ZM31 264H32V263H31ZM44 264H46V263H44ZM54 264H56V262H55ZM83 264H84V263H83ZM104 264H106V263H104ZM117 264H118V263H117ZM120 264H124V263H120ZM134 264H135V263H134ZM145 264H146V263H145ZM148 264H149V262H148ZM171 264H172V261H171ZM178 264H179V263H178ZM222 264H225V263H222ZM226 264H227V263H226ZM230 264H231V263H230ZM239 264H240V261H239ZM261 264H262V263H261ZM263 264H264V263H263Z\"/></svg>",
  "mask_w": 264,
  "mask_h": 264
},
{
  "label": "clouds",
  "instance_id": "obj_3",
  "mask_svg": "<svg viewBox=\"0 0 264 264\" xmlns=\"http://www.w3.org/2000/svg\"><path fill=\"white\" fill-rule=\"evenodd\" d=\"M35 33V34H34ZM27 37L36 43H41L45 39L43 34L36 33L34 29H24L18 32H9L3 35V40L7 43V47H0V55L11 57L21 41Z\"/></svg>",
  "mask_w": 264,
  "mask_h": 264
}]
</instances>
